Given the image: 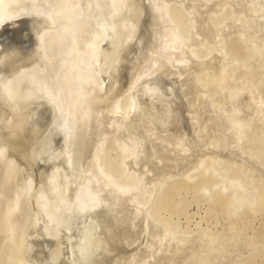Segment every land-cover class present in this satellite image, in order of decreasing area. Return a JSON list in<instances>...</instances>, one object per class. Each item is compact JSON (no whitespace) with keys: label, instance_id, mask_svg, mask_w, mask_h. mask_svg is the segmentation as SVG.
Instances as JSON below:
<instances>
[{"label":"rangeland","instance_id":"rangeland-1","mask_svg":"<svg viewBox=\"0 0 264 264\" xmlns=\"http://www.w3.org/2000/svg\"><path fill=\"white\" fill-rule=\"evenodd\" d=\"M36 1V2H35ZM44 1H46V3L44 2ZM17 0V2L14 4H12L11 5V10H12V13L14 14V17H12V18H10V19H7V21L6 20H4V21H1V23H0V118L2 117V120L0 119V122H1V124H0V146L1 145H3L2 144V142H8L7 144L5 143L2 147H6L5 149L3 148V150L1 149L2 147H0V152L1 151H3V152H1L0 153V169H4L5 168V166H4V168H3V164L1 163V162H3V159H4V161H6V163L8 164V166L10 167L11 166V168H10V170L12 171L13 170V168L15 169V163H16V166H17V164L18 165H20V166H17L18 168H19V171L17 170L18 168H16V170L17 171H15V172H18V173H21V170H22V172L23 173H21V174H23V175H21L20 177H18L19 176V174L17 173L16 175H18V176H16V175H14V173L13 172H11L9 169H4L3 171L1 170L0 172H1V176H0V185H7L8 186V188L11 186V188H7L6 189V192L3 194V192L5 191V188L4 187H2V186H0V193H2V194H0V198L2 197V196H4V197H2L1 198V200H0V219H2L1 221H0V228H1V231H0V235H3V237L4 236H6V237H1L0 236V238H1V243H0V247L2 248V246H4V245H6L5 247H4V249L2 248V249H0V256H2V259H0V264L1 263H3V264H5V263H9V264H11L12 262V264H15V262H16V264H17V262L19 261V260H16L17 259V257L16 256H18V258L20 259L21 258V254L26 250L27 252H28V249L30 248H32L31 249V252H28V255H26L25 253V255H23V256H29V255H31L32 256V254H33V252H34V254H35V252H37L39 249H41L42 247H44V248H48V251H47V249H45V254L43 255V248L41 249V251H42V253L39 251V253H41L42 255H40L38 252H37V255L35 256V258L33 259V256L30 258V261L33 263V264H36L37 262H39L38 260H40V258H42V256H45V258H42L41 260H40V262L39 263H37V264H46V263H44L45 262V259L46 258H49V255H50V258L48 259L49 260V263H51V264H59V263H61V261L63 260V261H65V263L64 264H70V262H72V258H74L75 257V259H76V261H77V259H78V262L76 263V264H98V262H99V264H101L102 263V261H103V259H104V257H111V255L114 253V251L116 250V244L114 243L115 241L116 242H122L124 245L126 244V246H129V245H132L133 246V244H132V241L131 240H133V239H136V236H135V238L134 237H132V236H134V235H137V233H138V228H139V222H141V223H143V221L141 220V218L140 217H142V215H141V213H137L136 211H137V209H140L141 208V205L144 203V205H143V207L144 206H146L145 204H148L147 205V208L146 207H144V208H142L143 210H141L140 209V211H145L144 209L146 208L147 210H146V212H148L147 214H146V217H147V215H148V221H149V219H150V221H151V224H152V222L154 223L153 224V227H154V225L156 226L157 224L159 225V227L158 228H160V229H158L157 228V226L156 227H154L153 228V233H154V236L156 235V237L158 238H163V234L165 233V231H166V233H165V235H164V237L165 236H167V239H166V237L165 238H163V241H165L166 242V240H168V237H169V241H173L174 239V242L178 239V238H180V237H185V238H187L188 236H190V237H195V238H199L198 240L201 242V244L203 243V244H205V243H207V244H209V245H213L214 247H220V249H221V247L224 249V246H226L225 248H227V247H230L232 244V246H234V244H235V246H241V248H244L243 250H246V252L248 253V254H244V256L241 258L242 260H240L241 262L240 263H238V264H243L242 262L243 261H245V262H248V261H253L254 260V262L256 261V262H260V260H261V258H262V256H264V241H263V238L264 237H259L258 235H261L262 233V235L261 236H263L264 235V231H262V230H264V227H263V229L261 230V226H264V204L263 205H261L260 206V209H259V207L257 206V204L259 205V203H257L256 205H255V207H250V211L249 210H247V209H241L240 211H238V209H236V208H233V207H235L234 206V204L231 202L230 204H232L233 205V207L230 205V204H228V207L225 209L224 208V210L226 211H224L225 213H223L224 215H221L222 214V209H221V213H220V208L218 209V207L217 206H215L214 204H213V200H212V198L214 197V196H216V194L214 193V192H216V191H218V189H219V186L218 185H214L213 186V182H211L212 184L210 185V182L209 181H206L205 183H202V184H200L201 182H200V180H199V178H198V176H196L195 175V177L193 178L192 176V178L190 177L189 178V180L190 179H192V180H190V181H186L185 182V180L186 179H188V178H185V179H182L181 177H177V176H175L174 174H169V173H166V172H164V174H163V171L162 172H159V171H157V169L155 170V168L153 167L154 165H157L158 164V166H161V164H162V162H161V160H158V161H160V163H157L158 161H156V159L157 158H155V155H152V156H149L148 154H147V152L146 151H144V149H139V148H142V147H140V145H138V148L136 147L135 148V141L133 142V140H132V142L130 141L131 139V137H132V135H130L131 137H128L130 140L129 141H127L126 139V135L124 134V133H126V132H123L122 133V136H124V137H121L122 139L120 140V136L121 135H119V139L117 140L116 139V137L118 136V134H120L121 132H119L118 130H121L120 128L118 129V130H114L115 132H113V130H111L112 131V133H109V134H107L108 132H106V130L107 129H105V128H103V127H105V123H102V122H104L105 121V114L103 113V112H105V109L104 108H107L109 105H111L112 103H114L115 102V98H117L120 94H123L124 95V97H121L122 95H120L119 96V99H120V97L122 98L121 100H119V99H116V102H115V104H120L121 102V104H120V106H122L123 108L124 107H126V104L125 103H127V101H128V99H129V96H128V94L126 93V92H124L123 91V85H122V79L124 78L126 81L128 80L127 78V76L130 74L129 72H135L136 71V68H137V62L138 61H136V58L139 60V62H141V58L142 57H144L145 55H146V53H144L143 55H142V51H144L145 50V52L147 51L146 49L148 48V45H146L145 47H143L142 46V49H140V52H139V48L141 47V46H139L138 44H140L141 45V43H144V44H148V42L149 41H144V39H145V37H144V35H143V33L142 32H139V31H141L142 29H140L141 28V25H139L141 22H138V23H136L138 26H140V27H133V29H131V31H129V26H128V24L126 25L125 24V22H128V20H125L124 21V19L125 18H128V14H133V12H129V10L131 11V10H136V9H134V8H131V9H129L128 10V7L127 6H130V4L129 5H125V4H123V9L121 10V11H123L124 12V14H125V12L126 13H128L127 15L125 14V16H123V20L122 21H124V23L122 22V21H120V22H122L121 24H119V17L122 19V14L121 13H119L118 15H116L115 17L116 18H118L119 20L117 21L116 20V18H114L116 21L115 22H113L112 20H113V18H112V24L111 23H109L110 25H106V28H108L109 26H113L114 27V25H115V27H116V24H117V27L115 28H113L112 27V30L114 29V31H112L111 30V27H109V30L111 31V32H107V33H109V36H107L106 38H109L108 40H110L111 41V39H112V43H110V41H108L106 38H105V42L101 45L102 47L101 48H99L96 52H102L103 53V51H104V54H102V53H100V54H102V56L99 54V53H97V54H95L96 52H94L93 51V54L94 55H97V56H94V58L95 57H99V55L101 56V58L99 57V62L101 61V63H102V67H101V70L102 71H104L105 72V70L106 69H108V70H106V72L103 74L102 73V71H101V74H103L102 75V77H104V80H106L104 83H106V86L105 87H108V88H105V87H103V90H104V92H102V89L101 90H99L98 92H97V89H96V87L94 86V85H91L89 82L87 83L86 81V83L84 82V80L85 79H81V81L83 80V82L85 83V84H75V81H76V78H77V82L79 81V79H78V77H75L76 75H73L72 77V79H75L74 81H71L72 82V84L70 85L69 84V82L70 81H68V77L71 75V72H72V74H75L74 73V70H75V72L77 73H80V74H78V75H80V77H81V65H82V62L81 61H79L80 60V58L81 57H79V56H77V54H78V52H79V50H81V51H85L84 50V47L86 48V46H87V44L86 43H88V39L87 40H85L87 37H86V34L84 33V31H81V28L80 27H77L78 25L80 26V25H82V23H80V24H78V25H74L75 27H76V29L78 28V30L79 31H81V33H80V35L78 34L79 33V31H78V35L79 36H77V35H74V36H72V37H75V39H76V43H75V41H73V40H71L70 39V30H68V27H70V26H72V21H70L67 17L69 16V17H72L73 16V13H78L77 11H80V9H84V8H82V6H80V5H78L79 3L77 2V0H73L74 2H72V0ZM128 1H130V3H131V5H134V6H136L137 4L134 2V4L132 3V1L131 0H128ZM133 1H135V0H133ZM140 1V5L139 6H141V0H139ZM162 1V0H161ZM165 1V0H164ZM163 1V2H164ZM174 2H178V0H173ZM173 1H169V3L171 2V4H168L167 6H166V4L168 3V1H165L164 3H165V6H166V9H167V18H166V24L167 25H172L171 27L172 28H175V30H177L176 32L180 35V37H181V39L183 40V41H186L185 39L187 38V40H190L188 37H190L191 38V36H193V39L192 40H190V41H188L189 42V44L187 45V41H186V45H185V42H184V44H182L181 46L182 47H185V46H189L190 47V45L192 44V45H196L197 43H198V41H200L201 39H203L204 37L206 38V40L204 39V41L205 42H207V44L205 43V44H202V43H198L196 46L197 47H199V48H195L196 46H194V49H193V53H195V54H198V55H201L202 54V60H204V61H206V62H204V61H201V59H200V61L201 62H204L205 63V65H207L206 63L209 61L206 57L208 56V57H210V58H212L213 56H215L216 55V53H215V49H216V51H218V52H220V50L221 51H225V54L227 53V54H229V56H227V54H226V56H227V63H231V64H229L230 66H233L232 64H238L237 62L239 61H242V62H245L246 61V58H247V55H246V53L245 52H247L246 51V49H245V47H244V45H241V44H244L243 42H245L244 40V38H242V36H239V34H237L236 33V27L235 26H237L239 23H243L244 21V18H241V17H244V15H240V14H236V15H234L235 13L234 12H236V11H233V10H235V8L230 4V3H228L227 5H225V7L226 8H224L223 7V9L222 8H220V7H218L217 5H214V6H211V5H213L214 3H216L217 1L216 0H202L201 2L203 3L204 1H205V3L206 4H208V5H206L205 3H201L203 6H201L202 8H200V6H198L199 8V10L200 11H198V9H196L197 7V5H194V3H192V1H190V0H181L182 2H180V3H174ZM180 1V0H179ZM188 1H190V2H188ZM225 1V0H224ZM227 1V0H226ZM229 1V0H228ZM69 2V3H68ZM126 2H127V0H126ZM136 2L137 3H139L138 2V0H136ZM167 2V3H166ZM172 2H173V4H172ZM68 3V4H67ZM73 3H74V5H73ZM77 3V4H76ZM189 3H191V4H189ZM211 3V4H210ZM45 4H47V5H45ZM81 4V3H80ZM183 4V5H182ZM49 5V6H48ZM76 5H77V7H79V9H77V7H76ZM124 5L127 7V10H125V7H124ZM169 5H175V6H170L169 7ZM178 5H180L179 7H178ZM184 5H185V8H184ZM205 5V6H204ZM231 5V6H230ZM72 6V10H77V11H75V12H71L70 11V7ZM138 6V5H137ZM136 6V7H137ZM138 6V7H139ZM186 6H187V8H186ZM189 6V7H188ZM229 6L230 7H232V8H229ZM51 7V8H50ZM67 7V10L65 9ZM135 7V8H136ZM177 7V8H176ZM190 7H192L191 9H193V10H197V11H193V10H191L190 9ZM203 7H206L205 9H207V10H209L210 12H204V14H203V12H202V9H203ZM212 7V8H211ZM228 7V8H227ZM39 10H38V9ZM74 8H76V9H74ZM170 10H169V9ZM173 8H176V10L174 9V10H172ZM182 8H184V9H182ZM211 8V9H210ZM21 9V10H20ZM43 9V10H42ZM50 9H53L52 11H50ZM68 9H69V11H68ZM182 10V11H179V10ZM190 9V10H189ZM205 9H203V11H205ZM216 9V10H215ZM224 9H225V11H224ZM230 10V13H229V11L228 10ZM232 9V10H231ZM27 10V11H26ZM30 12H29V11ZM47 11V12H45V13H42L41 14V12L42 11ZM137 10H138V8H137ZM136 10V11H137ZM178 10V11H177ZM188 11V13H187V11ZM206 10V11H207ZM22 11H24L23 12V14H22ZM51 12V13H55V15L54 14H48V12ZM53 11H55V12H53ZM178 13V15L177 14H174V17H172V14L174 13ZM184 11V12H183ZM191 11V12H190ZM194 13H193V12ZM212 11H214V12H212ZM219 11V12H218ZM222 11V12H221ZM223 11H224V13L225 14H223ZM227 11V12H226ZM231 11H233V12H231ZM21 12V13H20ZM27 13V14H24V13ZM38 12H39V16H37V14H38ZM138 12V13H137ZM137 12H134V13H136V15L137 14H139V10L137 11ZM171 12V13H170ZM180 12H182V13H180ZM215 12H216V14H215ZM221 12V13H220ZM31 13H37L35 16L33 15L32 16V14L30 15ZM72 13V14H71ZM179 13H180V16H179ZM202 13V14H201ZM209 13V14H208ZM213 15H212V14ZM49 15L48 17H50V18H47L45 15ZM62 14V15H61ZM66 14H68V16L66 15ZM131 14V15H132ZM189 14V15H188ZM193 14V15H192ZM208 14V15H207ZM221 16V19H219L220 18V16ZM223 14V15H222ZM54 15V16H53ZM57 15H59L58 16V20L55 18V16H57ZM65 15L67 16L66 18H64L65 17ZM140 15V17H142L141 16V13L139 14ZM138 15V16H139ZM184 15V16H183ZM205 15V16H204ZM213 17H212V16ZM214 15H216L215 16V19H214ZM226 15H228V18L226 17ZM119 16V17H118ZM175 16H178V17H181L180 19H178L177 17L175 18ZM207 16H211V18L212 19H210V17H207ZM218 16V17H217ZM230 16V17H229ZM231 16H232V18H231ZM239 16H241V17H239ZM60 17H63L62 19H60ZM130 17V16H129ZM132 18H136V21H135V19H134V21L135 22H137L138 20H137V16H131ZM195 17H198L197 19L195 18ZM200 17V18H199ZM235 17H237V18H235ZM22 18V19H21ZM25 18H27V19H25ZM131 18V19H132ZM174 20H173V19ZM203 18V19H202ZM208 18L211 20H209V21H207V22H209L210 24H208V25H206V21H204V19L206 20H208ZM222 18H223V20H222ZM231 18V19H230ZM233 18H235V19H240V21H238L237 22V20H235V19H233ZM36 19H38V20H36ZM41 19V20H40ZM45 19H47V20H45ZM51 19H53V20H51ZM60 19V20H59ZM105 19V22H107V19H106V17L104 18ZM129 19V18H128ZM202 19V20H201ZM225 19H227V20H225ZM233 19V20H232ZM9 20V21H8ZM21 20V21H20ZM36 20V21H35ZM40 20V21H39ZM44 20V21H43ZM140 20V19H139ZM169 20V21H168ZM193 20V21H192ZM213 20H214V22H213ZM216 20H217V22H216ZM221 20V21H220ZM232 21L231 22V24H230V26H229V24H228V26H229V29H226V24L227 23H229V21ZM19 21V22H18ZM49 21V22H48ZM51 21H52V26H53V23L54 22H56L55 24H54V26L55 27H52V26H50V25H48V27H46L47 26V24L49 23H51ZM195 21L197 22V23H200V24H196L195 23ZM201 21H204V22H202V23H204L205 25H203L202 23H201ZM219 21H220V23H219ZM222 21H223V23H222ZM224 21H226V22H224ZM235 21V22H234ZM243 21V22H242ZM24 22V23H23ZM35 22V23H34ZM45 22H47V23H45ZM178 22V23H177ZM235 23V25H234V23ZM237 22V23H236ZM26 23H27V25H28V27H26ZM37 23V24H36ZM41 23V24H40ZM217 23H219V25L217 24ZM222 23V24H221ZM17 24V26H15ZM34 24V25H33ZM43 24H44V26H45V24H46V26L44 27L43 26ZM75 24V23H74ZM142 24V23H141ZM195 24H196V26L197 27H195ZM202 24V25H201ZM223 24H225L224 26H223ZM237 24V25H236ZM63 25V26H62ZM65 25H66V27H67V31H69V34H67L68 35V37L67 36H64V35H66V34H61L64 30H63V28L64 29H66V27H65ZM124 25V26H123ZM166 25V26H167ZM194 25V26H193ZM201 25V26H200ZM210 25V26H209ZM221 25V26H220ZM43 26V28H42V30L44 31H41V27ZM63 28H62V27ZM118 26L120 27V30H121V28L123 27L126 31H128V33L126 32V31H123L122 30V33L124 32V34H126V36L125 35H123V36H125V37H129V40L131 39V40H133L134 39V37H135V35L136 34H138V35H136L137 37H135V39L134 40H136V41H131V43H129L127 46L126 45H124V44H126L125 42H129V40L128 41H125V40H123L122 39V37H121V35L122 34H119L118 32H120L121 33V31L119 30V28H118ZM122 26V27H121ZM128 26V28H126ZM159 26V25H158ZM164 26V25H163ZM175 26V27H174ZM179 26H182V27H179ZM187 26V27H186ZM207 26H209V27H207ZM213 26V27H212ZM26 27V28H25ZM52 27V29H53V32H52V29L50 30V28ZM62 28L61 30H60V28ZM154 27V26H153ZM165 27V26H164ZM178 27V28H177ZM210 27H212V28H210ZM215 27V30H217L218 28V30H220V32H222V33H220L219 32V34H218V30L217 31H215L213 28ZM217 27V28H216ZM222 27V28H221ZM233 27V28H232ZM234 27H235V30H233L234 29ZM37 30V31H35V29ZM152 28V27H151ZM155 28L156 29H154V28H152V31L153 30H155L153 33L154 34H152V38H156V36L158 37V36H161V30L160 29H158L156 26H155ZM159 28H161V27H159ZM177 28V29H176ZM194 29V28H196V30H195V32L191 35V36H188L189 35V32H192L193 30L192 29ZM208 28V29H207ZM231 28H232V30H231ZM46 31H45V30ZM57 29V30H56ZM138 29H140L139 31H138ZM157 29H158V31H157ZM206 29V30H205ZM209 29H210V31L211 30H213L212 32H210L209 31ZM20 30V31H19ZM52 32V33H54L56 36H54V34H51L50 33V31ZM54 30H56V31H54ZM181 30V31H180ZM183 30V31H182ZM192 30V31H191ZM198 30V31H197ZM201 30V31H200ZM27 31V32H26ZM40 31L42 32V34H40L41 36H39V33H40ZM59 31V32H58ZM63 32V33H68V32ZM115 31H117V33H118V35H120V36H118L117 35V33L115 32ZM134 32V34L136 33V31H138L135 35H132L133 34V32ZM162 31H163V29H162ZM200 31V32H199ZM207 31H209V32H207ZM231 31V32H230ZM235 31V32H234ZM20 32H21V34H20ZM49 32L50 33V36L52 35V37L51 38H53V39H51L50 40V38L48 39V37H50L47 33ZM56 32H58L57 34H56ZM82 32H83V34H82ZM132 32V33H131ZM156 32L157 33H159L158 35L156 34ZM164 32V31H163ZM182 32L184 33V34H182ZM196 32H198V34L197 35H195L196 37H194V34L196 33ZM217 34H216V33ZM225 32V34H223ZM76 33V32H75ZM74 32H73V34H75ZM113 33H116V34H113ZM131 34L132 36H133V38H131L132 36H130V35H128V34ZM142 33V34H141ZM188 33V34H187ZM201 33V34H200ZM206 33V34H205ZM212 33V34H211ZM231 33V34H230ZM234 33H235V35H234ZM35 34H37L38 36H39V38H38V36L37 35H35ZM71 34H72V32H71ZM111 34V35H110ZM185 34H187V35H185ZM227 34V35H226ZM228 34H230V36L228 37ZM233 34V35H232ZM30 35V36H29ZM43 35H45V36H43ZM83 35V36H82ZM108 35V34H107ZM185 35V36H184ZM213 35H215V36H213ZM19 36V37H18ZM37 38H36V37ZM60 36V37H59ZM84 37L83 39V43L81 42V38L80 39H77V38H79V37ZM140 36H143L141 39V41H140ZM216 36H220V37H218L219 39L218 40H222V41H224V45L222 46V44H223V42H221L222 44L220 45V44H218L217 46H215V42H216V44H217V41H215L216 39H217V37ZM222 36V37H221ZM232 36V37H231ZM234 36V37H233ZM238 36V37H237ZM29 37V38H28ZM46 37H47V40H45L46 39ZM58 37H59V39H58ZM65 37H67V40L66 39H64ZM86 37V38H85ZM114 37H115V39H119L120 41H125V42H118V40H115L114 39ZM124 37V38H125ZM183 37V38H182ZM184 37H185V39H184ZM201 37V38H200ZM211 37V38H210ZM226 37L229 39H226ZM241 37V39L243 40V41H237L239 38ZM28 38V39H27ZM35 38H36V40H35ZM44 38V39H43ZM136 38H139V41H138V39H136ZM144 38V39H143ZM199 38H200V40H199ZM210 38V39H209ZM215 40H214V39ZM236 38H237V40H236ZM18 39V40H17ZM27 39V40H26ZM40 39L42 40V41H40ZM114 39V40H113ZM126 39V38H125ZM198 39V40H197ZM224 39V40H223ZM231 39V40H230ZM232 39H233V44H235V45H233L232 44ZM40 41V47H41V49H40V47L38 46V43H39V41ZM64 40H66V41H64ZM70 40L72 41V42H70ZM80 40V41H79ZM210 40V42L212 43V42H214V43H212V44H214V45H211V43L210 42H208V41ZM213 40V41H212ZM220 40V41H221ZM226 40H227V42H226ZM238 42V44H237V42ZM240 40V39H239ZM48 41V42H47ZM63 41L64 42H66V43H68V41L70 42V43H68L69 45H70V47H73V49L71 48L70 49V47L68 46V48H67V45L68 44H66L65 46H64V44H63ZM143 41V42H142ZM202 41V40H201ZM204 41H202V42H204ZM220 41H218V42H220ZM228 41H230V42H228ZM234 41H235V43H234ZM20 42V43H19ZM51 42H54V43H51ZM73 42L76 44H73ZM81 42V43H80ZM106 42H109L110 43V45L108 46V43H106ZM133 42L136 44V47L135 46H132V44H133ZM136 42H139L138 44L136 43ZM227 44H226V43ZM239 42H241V43H239ZM48 43V44H47ZM79 45H78V44ZM123 43V44H122ZM210 43V45H208ZM231 43V44H230ZM19 44V45H18ZM41 44H45V45H41ZM53 44V45H52ZM72 44L74 45V46H72ZM106 44H107V47H108V49H106V50H101L102 48L104 49V47L106 46ZM120 44V45H119ZM230 44V45H229ZM51 45V46H50ZM63 45V47L65 48V49H63V47L61 48V47H58V46H62ZM86 45V46H85ZM138 45V46H137ZM184 45V46H183ZM201 45H203V46H201ZM219 45H220V47H219ZM226 45V46H225ZM233 45V46H232ZM31 46V47H30ZM39 48H38V47ZM75 46H80V48H78V47H75ZM84 46V47H83ZM131 48H130V47ZM211 46H213V47H211ZM43 47V48H42ZM53 47V48H55V49H51V48ZM59 49H58V48ZM83 47V50L81 49ZM107 47H105V48H107ZM110 47V48H109ZM137 47H139L138 49H137ZM181 47V48H182ZM207 47V48H206ZM211 47V48H210ZM216 47V48H215ZM225 47V48H224ZM230 48V50H229V52L233 55V56H230V53L228 52V50L226 51V49L227 48ZM233 47H235V48H237L240 52L237 54L233 49H231V48H233ZM34 48H35V50H34ZM45 48V49H44ZM50 48V49H49ZM78 48V49H77ZM87 48H90V46H88ZM122 48V49H121ZM124 48V49H123ZM144 48V49H143ZM180 48V47H179ZM188 47H186V48H183V52H185V51H189V52H185L184 54H185V56H188L189 55V53L190 52H192L191 51V49L190 50H188L187 49ZM192 48V47H191ZM220 48H223V49H220ZM242 48V49H241ZM244 48V49H243ZM39 49H40V52H39ZM44 51H43V50ZM48 49H49V51H48ZM56 49H57V51H56ZM76 49V50H75ZM127 49V50H126ZM133 49H137V50H134V51H131V52H129L130 50H133ZM196 49V50H195ZM207 49H208V52H207ZM209 49H213V50H209ZM38 50V52H39V54H36L37 51ZM50 50H51V52H50ZM52 50H54L55 52H57V54H58V52L60 53V57H58V55H55V54H52V53H55V52H53ZM60 50H63V51H61L60 52ZM67 50V51H66ZM69 50V51H68ZM206 50V51H205ZM232 50V51H231ZM44 52V53H41V52ZM46 51V52H45ZM64 51H66L65 53H63ZM71 51V52H70ZM73 51H76V53H75V57H74V55H72V57H70L71 56V54H73ZM92 50H91V48H90V50L89 51H86V52H89V53H85L86 54V56L88 57V55H90V53H92L91 52ZM125 51H127V52H129V55H127L128 53L127 52H125ZM138 51V52H137ZM195 51H197V52H195ZM199 51H200V54H199ZM212 51V52H211ZM213 51H214V53H215V55H213ZM20 52V53H19ZM67 52H68V55H67ZM135 52V53H134ZM137 52V53H136ZM202 52H204V53H202ZM211 52V53H210ZM233 52V53H232ZM243 52V53H242ZM31 53V54H30ZM48 53H49V55H50V53H51V55H53V56H49V58L48 59H46L47 58V56H48ZM62 53H63V55H62ZM71 53V54H70ZM80 53L82 54V52H79V55H80ZM109 53V54H108ZM125 55H123V54ZM132 53V54H131ZM134 53V54H133ZM138 53H140V55H138ZM206 53V54H205ZM210 53V54H209ZM21 54V55H20ZM25 54V55H24ZM41 54H47V56L44 58L43 56V58H40L41 57ZM85 54H82V56H84L85 57ZM137 54V56H135ZM188 54V55H187ZM203 54H204V56H203ZM207 54H209V55H207ZM218 54V53H217ZM235 54H236V56H235ZM7 55V56H6ZM37 55V56H36ZM40 55V56H39ZM55 55V56H54ZM132 55V56H131ZM135 57H134V56ZM206 55V56H205ZM210 55H212V56H210ZM218 55H220V54H218ZM218 55H216V56H218ZM17 56V57H16ZM30 56H32V57H30ZM34 56H36V57H34ZM81 56V55H80ZM114 56V57H113ZM129 56L131 57V58H134V59H131V58H129ZM35 58V60H36V62L38 61V60H40V63H39V61L36 63H34V61L35 60H33L34 58ZM78 57V58H77ZM87 57H85L84 58V61H85V59L87 58ZM126 59H125V58ZM228 57L230 58V59H228ZM16 58L18 59L17 61H16ZM30 58L32 59V60H30ZM37 58V59H36ZM140 58V59H139ZM190 57L188 56L187 57V59H189ZM206 58V59H205ZM236 58V59H235ZM244 58V59H243ZM23 60V62H22V60ZM42 59V60H41ZM59 60V59H61L60 61H62V62H60V61H58L59 62V64L58 63H56V61L57 60ZM82 60H83V58H81ZM133 60L132 61V65L134 66V67H132V65H131V60ZM191 59V58H190ZM194 59V58H193ZM192 59V63L191 62H189L188 60V63H190V64H188V66H189V68L191 67V70H189L188 71V73H187V76H188V74L190 75V81H189V85H190V87L191 88H193L192 89V91L194 90V89H197L198 88V91L202 94V96H200L201 98L200 99H202V97L205 99V101H207V102H209V101H211V102H209L210 104H212V105H216L217 107L216 108H218L219 110H222V111H224V112H227V113H229L230 111H231V109L235 106V107H238L239 108V106L241 105L242 106V108H240L241 110H244V113L243 114H241V115H243L242 116V118H240V114H237L238 116H239V118L240 119H248V118H250L251 116H252V114H253V108L251 107L252 105H250L251 103H250V101L249 100H247L248 99V97H245V95H247V94H243V95H241V97H243V98H241V97H239L237 100H235L234 101V103H236V104H238L239 102H241L243 99H244V101H242L243 103H245V104H240V105H237L236 106V104L235 105H233L232 106V101H231V99L230 100H228V98H227V96L228 95H224V96H226V97H224L223 95H221V93H222V90H224L223 91V93L224 94H226V92H228L227 94H229V89H230V91H231V89H232V87H234L233 85H232V83H227V81H222V82H220V84H219V82L218 81H220L221 79H218V77L217 76H220V73H218V72H222V70H219L218 71V67H212L211 65H207V68H206V66L204 65V69L202 68V69H200V67L199 68H196L195 69V67L197 66L198 67V64H200V62L199 61H196V64L194 63V61L195 60H193ZM233 59V60H232ZM241 59V60H240ZM243 59V60H242ZM16 61V63H15V61ZM52 60V61H51ZM87 60V59H86ZM90 60V59H89ZM89 60L88 61H86V62H89ZM127 60L129 61L128 63H127ZM230 60V61H229ZM236 60H238L237 62H236ZM245 60V61H244ZM21 61V62H20ZM33 62L32 64H31V62ZM42 61V62H41ZM50 61L52 62V64L50 63ZM67 63H66V62ZM83 61V62H84ZM122 61H123V63H122ZM15 63L14 64V66H16V65H18V62L20 63V65H18L17 67H13V66H11L10 64H12V63ZM56 64H55V63ZM71 62H74V63H77V65L79 66L80 64V70H77L78 68H75L77 65H74L75 67H73L72 65L74 64V63H72V64H70ZM90 62H91V60H90ZM124 62H126V63H124ZM138 62V63H139ZM198 62V63H197ZM43 64V66L44 65H46L44 68H43V66H42V64H41V66H38L39 64ZM51 64L52 66H50L49 64ZM55 65H54V64ZM101 63H99V64H101ZM120 63V64H119ZM134 63H136V64H134ZM194 63V64H193ZM29 64H30V66H31V69H30V66H29ZM34 64V65H33ZM38 64V65H37ZM58 64V65H57ZM61 64H62V66H61ZM123 66H122V65ZM38 66V69H39V71L37 70V68L35 67V66ZM57 65V66H56ZM65 65L67 66V65H69V66H67L66 68L67 69H69V71L68 70H66L65 69ZM106 65V66H105ZM119 65V66H118ZM128 65V66H127ZM194 65V66H193ZM228 65V64H227ZM9 68H8V67ZM25 67V66H29L27 69L25 68V70L22 68V67ZM32 66H33V68H32ZM48 66V68L50 69L51 67L53 68H51L50 70H52V71H47L46 69V67ZM58 66H60V67H58ZM72 66V67H71ZM115 66H118V68H120V67H122L121 69H118L117 67H115ZM136 66V67H135ZM187 66V67H188ZM13 67V68H12ZM36 69H35V68ZM55 67V68H54ZM57 67H58V69H57ZM61 67H62V69H64V71H61V72H59V70L61 69ZM69 67V68H68ZM130 69H129V68ZM132 67V68H131ZM194 69H193V68ZM212 69H211V68ZM12 68V69H11ZM16 68V69H15ZM19 68H22L21 70L19 69ZM75 68V69H74ZM113 68V69H112ZM126 68H128L127 69V71H129V72H127L126 71ZM134 68V69H133ZM188 68V69H189ZM206 68V69H205ZM262 68V67H261ZM261 68H259L260 70H261ZM6 69V70H5ZM11 69V70H10ZM13 69H15V70H13ZM28 69H30V70H32V71H30V70H28ZM41 69H42V73H44L43 75L45 76H43L42 75V73H40L41 72ZM117 69V70H116ZM125 69V70H124ZM131 69H133V70H131ZM193 69V70H192ZM199 71H198V70ZM214 69H215V71H214ZM259 69H256V70H259ZM20 70V71H19ZM35 70V71H34ZM45 70V72H43ZM55 70V71H54ZM58 70V71H57ZM77 70V71H76ZM114 70H115V72H117V73H115L114 72ZM131 70V71H130ZM135 70V71H134ZM194 70H196V71H194ZM203 70V71H202ZM208 72H207V71ZM210 70V71H209ZM240 70V69H239ZM12 71V72H11ZM34 71V72H33ZM39 73H38V72ZM46 71H47V73H46ZM66 71V73H67V75H66V73H64L65 75H64V77H65V80H64V78H63V73L62 72H65ZM80 71V72H79ZM216 71H218V72H216ZM263 71V73H261ZM262 71H259V73H258V71H257V73L259 74L258 76H256L255 78H254V80H258L259 81V83H261V85L263 86V88H262V90L264 89V84H263V82H264V69H262ZM2 72V73H1ZM9 72V73H8ZM20 72H22V73H20ZM25 72V73H24ZM26 72H28V74L26 75ZM54 72H56L55 74H54ZM112 72V73H111ZM192 72H194V73H192ZM203 72V73H202ZM206 72H207V74H206ZM237 72H238V69H237ZM236 72V73H237ZM16 73V74H15ZM36 73V74H35ZM48 73H50L49 75H48ZM53 74V76H52V74ZM57 73L59 74V73H62V76L60 77V75H58L57 76ZM70 73V74H69ZM123 73H125V74H127V76H125V74H123ZM200 73H201V76H200ZM212 73H213V75H212ZM239 73V72H238ZM237 73V74H238ZM240 73H241V71H240ZM256 73V74H257ZM15 74V77L13 76ZM31 75V77H30V79H31V81H30V79L28 80V76H30ZM34 74V75H33ZM42 75L40 78L38 77V75ZM69 74V75H68ZM114 74H116V76L114 75ZM133 73H131V75H132ZM199 74V75H198ZM205 74V75H204ZM17 75V76H16ZM23 75V76H22ZM33 75V76H32ZM39 75V76H40ZM77 75V76H78ZM121 75V76H120ZM123 75V76H122ZM130 75V76H131ZM209 75V77H207V76ZM239 75V74H238ZM4 77L3 78V81H2V77ZM13 76V77H12ZM27 76V77H26ZM46 76H47V78H48V80L46 81L44 78H46ZM52 76V77H51ZM66 76H68V77H66ZM112 76V77H111ZM114 76H115V78H117L116 80L117 81H115V78H114ZM118 76V77H117ZM9 77V78H8ZM22 77L24 78V80H26V82L27 81H30V83L32 82V83H34L35 82V80L37 81L36 83H34V87H35V91H36V89H38V91H37V93L35 92L34 93V95H33V92H34V90L32 91V93H31V89L33 88V85L32 84H30L29 85V83L27 82V84H26V82H24V80L22 79ZM39 78V81H38V79H35V78ZM49 77H50V80H49ZM56 77H58L59 79V81L57 80V79H55ZM100 77V76H99ZM114 78V80L113 79H111V78ZM120 77V78H119ZM199 77V78H198ZM204 77V78H203ZM263 77V78H262ZM19 78V79H18ZM46 78V79H47ZM51 78L52 79H55V80H53V81H51ZM61 78V79H60ZM70 78V77H69ZM195 78V79H194ZM209 78V79H208ZM4 79L6 80V83H4L5 81H4ZM21 79H22V81H21ZM40 79H42V81H45V82H43L44 83V85H43V88H37V85H39V83H41V81H40ZM71 79V78H70ZM71 79V80H72ZM202 81V82H200V80ZM205 79V80H204ZM208 79V80H207ZM213 79V80H212ZM261 79V80H260ZM8 80V81H7ZM108 80V81H107ZM110 80V81H109ZM111 80H113V83L111 82ZM196 80V81H195ZM212 80V81H211ZM14 81V82H13ZM34 81V82H33ZM55 81H57L58 82V84H56L55 83ZM63 81H66L65 83L67 84V85H65V84H63L64 82ZM81 81H79V83L81 82ZM193 81V82H192ZM195 81V82H194ZM206 81V82H205ZM207 81H208V84H207ZM214 81V82H213ZM13 82V83H12ZM39 82V83H38ZM48 82V83H47ZM60 82H62V85L60 84ZM82 82V83H83ZM114 82L116 83L115 85H116V87H115V85L113 86V84H114ZM118 82V83H117ZM127 82H129V80L127 81ZM216 82V83H215ZM227 83V86H226V83ZM9 83V84H8ZM74 83V84H73ZM109 83H111V85L113 86V87H111V85H108ZM204 85H202V84ZM212 83V84H211ZM13 84V85H12ZM18 84V85H17ZM27 86H29L30 87V89H28V87H26V88H21V87H25L26 85ZM49 85V90L50 91H48L47 90V88H46V86L47 85ZM52 84H53V86H52ZM89 84V85H88ZM117 84H118V87H119V89H117L118 87H117ZM196 86H195V85ZM216 86H215V85ZM3 85H5V87H3ZM7 85V86H6ZM15 85H17V86H15ZM54 85H55V87H54ZM57 85H61L60 87L62 88L61 90H58L57 89ZM72 85H74L73 87H72ZM207 85V86H206ZM212 85H214V86H212ZM218 85H220V87L218 86ZM223 85H225V86H223ZM10 86V88H7V87H9ZM39 86H41V84L39 85ZM59 86H58V88H59ZM66 86L68 87L67 89H66ZM80 86V87H79ZM231 86V87H230ZM261 86V87H262ZM2 87H3V89H2ZM18 88V89H15V88ZM42 87V86H41ZM92 87V89H90ZM200 87V88H199ZM217 87V88H216ZM21 88V89H20ZM57 90H56V89ZM65 88V89H64ZM77 88H79V89H77ZM87 89L86 90V93H83L82 92V90L83 89ZM114 88H116V89H114ZM120 88H121V90H120ZM208 88V89H207ZM6 89V90H5ZM11 89L12 90H14L13 91V93L11 92V93H9L10 91H11ZM23 89H25L24 91H23ZM44 89L45 90H47V92L49 93V95L50 94H52L51 96L52 97H54V98H52L51 99V97L47 94V92L45 91V92H43L44 91ZM78 90L77 92H79V95L77 94V92L75 91V90ZM96 89V90H95ZM108 89V90H107ZM109 89H110V91H109ZM207 89V90H206ZM3 90V91H2ZM18 92H17V91ZM20 90L21 91H23L22 93L20 92ZM28 90V91H27ZM41 90V91H40ZM54 90V91H53ZM90 90H92L93 92H94V94H93V98L94 97H96V99H93L92 101H94V103L92 102L91 104H93L94 105V112L92 113V105L89 103V102H85V101H89L90 99H87V98H84L85 96L87 97L90 93H89V91ZM95 90V91H94ZM8 93H7V92ZM28 92V94H27V92ZM65 91H68V93L67 92H65ZM73 91V92H72ZM84 92H85V90H83ZM102 93H101V92ZM198 91H196L195 90V93H197L198 94ZM209 91V92H208ZM219 91V92H218ZM25 92V93H24ZM43 92V93H42ZM70 92V93H69ZM71 92H72V94H71ZM76 92V93H75ZM108 92H110V93H108ZM113 92V93H112ZM206 92V93H205ZM3 93H4V95H3ZM24 93V94H23ZM56 93L59 95V96H61L62 98L61 99H59L60 97L58 96V95H56ZM66 94V99L68 98V96L69 97H71V98H68V100H64L65 99V96L63 97L62 95L63 94ZM80 93H82V94H80ZM97 93H98V95H97ZM101 93V94H100ZM108 93V94H107ZM8 94V95H7ZM19 94H22V95H20V97H21V99L23 100V102L22 103H20V101H22L21 99H20V101H19V99L18 98H20L18 95ZM31 96H30V95ZM40 94V95H39ZM96 94V95H95ZM103 94L105 95V96H103ZM113 94V95H112ZM115 94V95H114ZM263 94H264V90H263ZM23 95H25V97L23 96ZM43 95V96H42ZM45 95H47V96H45ZM56 95V96H55ZM73 95H76L75 97H81V95L83 96V99L84 100H82V106H84V104L86 105V106H88L89 105V107H91L90 109H89V107H86L85 106V109H83L82 110V106L80 105V107L81 108H78V104H77V102L74 104V107L76 108H74L73 107V105L70 103V101L72 102L73 101V103L75 102L74 100H76V99H73L72 100V98H75V97H73ZM91 95V94H90ZM108 95V96H107ZM198 95H200V94H198ZM219 97H218V96ZM30 96V97H29ZM33 96V97H32ZM34 96H35V99L33 100L32 98H34ZM41 96H42V98H41ZM49 96V97H48ZM98 96V97H97ZM101 96V97H100ZM117 96V97H116ZM195 96V95H194ZM209 96H210V98H209ZM213 96V97H212ZM248 96V95H247ZM11 97L13 98V100H9V99H11ZM14 97H16V99H18V100H16ZM29 97V98H28ZM38 97V98H37ZM45 97V98H44ZM58 97V98H57ZM89 97V96H88ZM92 97H90V98H92ZM103 97H105L106 99H103ZM127 97V98H126ZM223 97H224V99H226V100H224L223 99ZM229 97V96H228ZM28 98V99H27ZM42 99L43 100V102L41 101L40 102V99ZM44 98V99H43ZM82 98V97H81ZM81 98H80V102H81ZM110 98V100L111 101H109V100H107V99H109ZM123 98H125V99H123ZM36 99L37 100H39L37 103L35 102V103H33V101H36ZM48 99H51L50 101L48 100ZM58 99V100H57ZM64 100V102L63 101H60V100ZM203 99V100H204ZM208 99V100H207ZM240 99H241V101H240ZM16 100V101H15ZM46 101V104H48V102H52V104L54 105V107H56V108H54L53 107V105H50V104H48V105H50L49 106V108L44 104L45 103V101ZM55 100H57V101H55ZM96 100H98V101H100V104H96V105H98L99 106V108L97 107V109L99 110V109H101V108H103V109H101L100 111H102V112H100V111H98L97 109H95L96 107H95V101ZM103 100V101H102ZM118 100L120 101L119 103H118ZM125 100V101H124ZM227 100H228V102H227ZM248 101V102H246V101ZM4 102V103H2V102ZM9 101V102H8ZM25 101H26V103H25ZM76 101H79V99L78 100H76ZM98 101H96V103L98 102ZM105 101V102H104ZM107 101H109V103L107 102ZM123 101H124V103H123ZM239 101V102H238ZM17 104H16V103ZM31 102H32V104H31ZM57 102V103H56ZM61 102H63V103H66L67 105H69L70 106V104H71V106L72 107H70V110H69V106H67L66 104H65V106H67L66 107V109H68L70 112H67V110H65L64 109V104H63V106H62V104H61ZM79 102V103H80ZM91 102V101H90ZM102 102V103H101ZM104 102V103H103ZM216 102V103H215ZM217 102H218V104H217ZM225 102V103H224ZM11 103V104H10ZM41 103L43 104V105H41ZM58 103H60V104H58ZM84 103V104H83ZM89 103V104H88ZM99 103V102H98ZM105 103H107V104H105ZM214 103V104H213ZM228 103V104H227ZM230 103H231V105H230ZM233 103V104H234ZM24 104V105H23ZM35 104H37V105H35ZM88 104V105H87ZM106 106H104V105ZM4 105H6L5 107H4ZM30 105V106H29ZM32 105V106H31ZM40 105V106H39ZM125 105V106H124ZM230 105V106H229ZM246 105V106H245ZM44 106V107H43ZM104 106V107H103ZM119 106V105H118ZM219 106V107H218ZM232 106V107H231ZM249 106L251 107V108H249ZM7 107V108H6ZM18 107H20V109H18ZM46 108L47 110H45V109H43V108ZM51 107H52V109H53V111H58V112H60V114L59 113H57V115L59 114V116L61 117L62 116V114H64V113H68V114H64V115H66L67 116V118L69 119V121H70V125L69 124H67L68 122H67V120L66 119H64V118H66V116H62V118H63V120H65V121H62L61 122V124L59 123L60 121H58L57 122V120L58 119H62V118H58L57 116H56V118L55 117H52V113L51 112H53L52 110H51ZM121 107V108H122ZM225 107H229L230 108V110L228 109L227 110V108L225 109ZM12 108V109H11ZM22 108V109H21ZM37 108H39V109H37ZM41 108V109H40ZM61 108H63L64 109V113L62 112L63 110L61 109ZM74 108V109H73ZM89 110H88V109ZM221 108V109H220ZM2 109V110H1ZM17 109V110H16ZM54 109H56V110H54ZM80 109V110H79ZM225 109V110H224ZM12 110H14V111H12ZM22 110V111H21ZM35 110H37V111H35ZM49 110V111H48ZM72 110L74 111V112H72ZM75 110H76V112H75ZM78 110L81 112V110H82V114L80 113V112H78ZM86 110V111H85ZM97 110V111H96ZM241 110H239V111H241ZM45 111V112H44ZM48 111V112H47ZM87 111H90L91 113H88ZM96 111V112H95ZM248 111V112H247ZM10 112V113H9ZM15 112V113H14ZM20 112V113H19ZM44 112V113H43ZM54 112V113H55ZM87 112V113H86ZM19 113V114H18ZM55 113V114H56ZM62 113V114H61ZM71 113H74V114H71ZM76 113H80L79 115L77 114L76 115ZM100 113V114H99ZM101 113H103V115L104 116H102V114ZM251 113V114H250ZM9 114V115H8ZM87 114V115H86ZM93 114H95L94 115V117H93ZM248 114V115H247ZM4 115H6V116H4ZM40 117H39V116ZM45 115V116H44ZM81 115V116H80ZM37 116V117H36ZM42 116V117H41ZM70 116V117H69ZM76 116H80V117H78L79 118V123H77V119H76ZM89 116V117H88ZM237 116V117H238ZM244 116H246V118L244 117ZM44 117V118H43ZM52 117V118H51ZM72 117V118H71ZM82 117V119H80ZM91 117L93 118V120L91 119ZM236 117V118H237ZM55 118V119H54ZM102 118V119H101ZM11 120V121H8V120ZM38 119H40V120H38ZM71 119L73 120V122H74V120L76 121V123L74 122V124L72 123V121H71ZM87 119V120H86ZM101 119V121L100 122H97L98 120H100ZM45 120H47V122L45 121ZM52 122H51V121ZM81 120V121H80ZM95 120H96V122H95ZM102 120H104V121H102ZM40 121V122H39ZM56 121V122H55ZM89 121H94L95 122V124L92 122H89ZM8 122H9V124H8ZM26 122V124L24 125V123ZM44 122V123H43ZM65 122H67L66 124H64ZM81 122L83 123V126L84 127H82V124H81ZM5 123V124H4ZM35 123V124H34ZM53 123H55V125L53 124ZM59 125H58V124ZM72 123V124H71ZM98 123V124H97ZM103 126H101L100 124ZM211 122H209L208 124H209V128L211 129V134L208 136V138H210V136H213V137H211L210 139L213 141V142H211V140H209L210 141V146H211V143H212V145H213V147L215 148L217 145H218V143H219V140H218V137H217V135L214 133L213 134V127H211L212 125L210 124ZM57 124V125H56ZM64 124V125H63ZM79 124H81V126L79 125ZM85 124V125H84ZM92 124H94V125H92ZM207 124V125H208ZM3 125V126H2ZM8 127H7V126ZM48 125V126H47ZM50 125L51 126H55V128H51L50 127ZM62 126V128H63V126L65 127V126H68V128H67V130L69 131V130H71V129H73L71 132H69L71 135H75L76 137H77V139L78 140H81V138H82V142L80 143V145H85V147H81V148H86V147H89L88 145H90V144H92L93 143V141H94V143H93V146H91L90 148H87L88 150H90V149H93V148H95V149H97V151L95 152L94 150H92V153L94 154H91V150L89 151L90 153V155L88 154V155H86L88 152V150L86 149V152H84V151H82V149H81V153H78L79 151H80V147H78V149H79V151H77V149H76V147H75V145L76 144H73V142L75 143L76 142V137L73 135L71 138H70V136L71 135H68V131L65 129V128H63L64 130L61 132L60 130H62V128H59V127H61ZM88 125V126H87ZM95 126V127H92V126ZM99 125V126H98ZM115 125V124H114ZM37 126H42L41 128L40 127H38L37 128ZM96 126H97V128H96ZM13 127V128H12ZM36 127V129H33V128H35ZM45 127H47V128H49V129H47V128H45ZM77 127V130L80 128L81 130H83V132L85 133L84 135H86V136H83V134H82V136L85 138V137H87V138H83V137H78L79 136V134H78V132H80L81 130H79L77 133L75 132V128ZM79 127V128H78ZM98 127L99 128H101L102 130H105V131H103L102 132V130H101V132H102V134H100V133H96V136L97 137H99V139L95 136V133L94 132H96V130H98ZM208 127L206 128V130H208ZM11 128V129H10ZM15 128V129H14ZM71 128V129H70ZM114 128H116V125L114 126ZM19 131H18V130ZM33 129V130H32ZM37 129H39L40 131H43L42 133L39 131V130H37ZM44 129V130H43ZM46 129V130H45ZM52 129V130H51ZM55 129V130H54ZM209 129V130H210ZM256 129V130H255ZM259 129H261V130H259ZM264 126L262 127V126H257L256 128H254V136H253V139H254V137H255V139L253 140V139H251V140H249L248 141V144H246L247 146L250 144H253L254 143V141H256V143H254V145H251V146H248V147H246V145H245V151H249V152H251V151H253L252 149L255 147V149H254V152L256 151H263L264 150V144L263 143H261V140L259 141V139H257L256 138V133H260V132H263L264 130ZM7 130V131H6ZM76 130V131H77ZM208 130V131H209ZM14 131H15V134H14ZM36 131V132H35ZM39 131V132H38ZM55 131H58V133L57 132H55ZM74 131V133H72ZM90 131V132H89ZM213 131V132H212ZM258 131V132H257ZM10 132H13V134L12 133H10ZM17 132V133H16ZM46 132V133H45ZM50 132V133H49ZM54 132V134L55 135H53L52 133ZM66 132V133H65ZM83 132H81V133H83ZM91 132H93L92 134H91ZM104 132H106L105 134H106V136L107 137H105L104 136ZM110 132V131H109ZM119 132V133H118ZM21 135H20V134ZM25 133V134H24ZM37 133H39V134H37ZM48 133V134H47ZM81 133H80V136H81ZM89 133H90V136H89ZM258 133V134H259ZM11 134V135H10ZM40 134H46L44 137H42V135L40 136ZM50 134V138H51V140H50V138L49 137H46V136H48ZM65 134V137H66V135H68L67 136V138L69 139H67V138H65L64 136H62V135H64ZM78 134V135H77ZM98 134V135H97ZM154 134H156V136H158L159 134H157V133H154ZM154 134H153V136H154ZM40 136L39 138H38V136ZM216 135V136H215ZM10 136H13V137H10ZM16 136V137H15ZM19 136H20V138H19ZM30 136V137H29ZM34 136H36V138L37 139H42L43 138V141L42 140H40V141H38ZM91 136H95L94 138H91ZM101 136V137H100ZM10 137V138H9ZM58 137V138H57ZM62 137L64 138V141H62ZM105 137V138H104ZM155 137V136H154ZM214 137H216V138H214ZM258 137V136H257ZM10 140H12L13 141V143L11 142V141H9V139ZM26 138V139H25ZM54 138H57V140L58 139H60L59 140V142H57V140H55ZM88 138H89V140H88ZM96 138V139H95ZM118 138V137H117ZM158 138L160 139L161 137H160V135L158 136ZM157 138V139H158ZM177 138H179V137H177ZM34 139V140H33ZM36 139V140H35ZM46 139H48V141H46L45 142V140ZM70 139H72V141L70 140ZM75 139V141H73ZM93 139H95V140H99L98 141V144H97V146H96V143H97V141L95 142V140H93ZM106 139H108V140H106ZM125 139V140H124ZM34 142H33V141ZM50 140V141H49ZM66 140H68V141H66ZM85 140H88L87 141V143H86V141ZM93 140V141H92ZM106 140V142H104ZM36 141V142H35ZM38 141V142H37ZM66 141V143H63V142H65ZM71 141V142H70ZM85 141V143H83ZM91 141H92V143H91ZM118 141V142H117ZM215 141V142H214ZM258 141H259V143H258ZM263 142H264V140H262ZM33 142V143H32ZM41 143V145H42V142L46 145V146H49L48 148L50 149L48 152L46 151L47 149H45L46 148V146L43 144V147L42 146H40V148L41 149H39V147L38 148H34L35 146L37 147V144H39L40 145V143ZM48 142H51L52 144H55V145H52V144H50V143H48ZM54 142H56V143H54ZM121 142H123L122 144H121ZM129 142V143H128ZM157 142V141H156ZM178 143L177 144H180L178 147H180V146H182V147H180V148H187V147H185V145L183 146V142L182 143H180L181 141H177ZM251 142V143H250ZM253 142V143H252ZM23 143V144H22ZM31 143V144H30ZM36 143V144H35ZM47 143V144H46ZM62 145H61V144ZM70 143H72L71 145H70ZM89 143V144H88ZM102 143V144H101ZM107 143V144H106ZM127 143V144H126ZM173 143H175V144H173ZM172 144L173 145H175L176 146V142H173ZM217 145H216V144ZM257 143H258V148H256L257 147ZM261 143V144H260ZM34 146H33V145ZM57 144L58 145H61V146H64V145H67V146H65L66 147V149L63 147V149H61V148H57V147H59V146H57ZM64 144V145H63ZM78 144V143H77ZM118 144V145H117ZM120 144V145H119ZM132 144V145H131ZM182 144V145H181ZM6 145V146H5ZM13 145V146H12ZM30 145V146H29ZM38 145V146H39ZM51 145V146H50ZM99 145V146H98ZM122 145H124V147H126V148H128V146H129V148L130 149H134L135 150V152H134V154H133V150L132 151H130L129 150V148L127 149V153H126V155H124V151H126V150H121V149H124V147H122ZM131 145V146H130ZM173 145H171V146H173ZM216 145V146H215ZM260 145H262L261 147L263 148V149H260L261 147H260ZM15 146V147H14ZM31 146H33V148L31 147ZM44 146H45V148H44ZM54 146H57V147H55L54 149H52V147H54ZM70 146L72 147V149L70 148ZM76 146H78V145H76ZM134 146V148H132ZM252 146H254L253 148H252ZM96 147H98V148H96ZM103 147V148H102ZM113 147V148H112ZM122 147V148H121ZM212 147V146H211ZM249 147H251V148H249ZM43 148V149H42ZM68 148H69V150H68ZM74 148L76 149L75 151H72V150H74ZM109 148V150H106V149H108ZM113 150H112V149ZM121 148V149H120ZM125 148V149H126ZM144 148V147H143ZM37 149H39L40 151L42 150V152H43V150H45V153L43 154L42 152H40V151H36ZM57 149V151H54V150H56ZM68 150L69 152H72L71 154L67 151H65V150ZM70 149H71V151H70ZM83 149V150H84ZM99 149V150H98ZM103 150V151H101V150ZM59 150V151H58ZM60 150H61V152H60ZM137 150V151H136ZM141 150H143V153L141 152ZM51 151V153H54V155L53 154H51L52 156H54V158H52L51 156L49 157V155H50V152ZM53 151V152H52ZM106 151V152H105ZM120 151V152H119ZM123 151V152H122ZM5 152H7L9 155H7V153H5ZM32 152V153H31ZM33 152H35V153H33ZM37 152H40V153H42V154H40V153H38V154H36ZM60 152V153H59ZM63 152V155L61 154ZM73 152H76L77 153V155L80 157H78V156H76L75 157V155H76V153H73ZM103 152V153H102ZM108 152V153H107ZM137 152V153H136ZM139 152V153H138ZM264 152V151H263ZM5 153V154H4ZM31 153V154H30ZM70 155H69V154ZM100 153H101V155H100ZM117 155H116V154ZM120 153V154H119ZM130 153H132L133 154V156H131L132 154H130ZM33 154H36V155H33ZM39 154L40 155H42V156H40V158H38V156H39ZM46 154V155H45ZM65 154H67L66 156V159H65ZM75 154V155H74ZM85 155V157L84 158H86L87 156H88V159L86 158L85 159V161L86 162H84L82 159H84V158H82L84 155ZM96 154V155H95ZM130 155V157H129V155ZM140 154L142 155V157L143 156H145L144 157V159L140 156ZM145 154V155H144ZM5 155V157H7V158H4V157H2V156H4ZM7 155V156H6ZM26 155V156H25ZM61 155H62V157H61ZM91 155H93L92 157H91ZM119 155H121V156H119ZM128 155V156H127ZM135 155V156H134ZM136 155H137V157L138 156H140V158H137V165H136V167H134L135 165V163L133 162V165H132V160H130V158H136ZM146 155H147V157H146ZM11 156V157H10ZM17 156V157H16ZM34 156V157H33ZM36 156H37V158H38V161H37V158H36ZM91 158H93V159H90V157ZM119 156V157H118ZM123 156V157H122ZM154 156V157H153ZM49 157V158H48ZM59 157V159H60V157H61V159L62 160H58V162H56L57 161V158ZM72 157V158H71ZM120 157L123 159H121L122 161H124V162H122L121 160L119 161V159H120ZM21 158V159H20ZM42 158V159H41ZM71 158V160L69 161V159ZM74 158V159H73ZM75 158H78V159H76L75 160ZM82 158V159H81ZM108 158V160H106ZM125 158H128V159H125ZM150 158V159H149ZM151 158H153V159H151ZM6 159V160H5ZM15 159V160H14ZM35 159V160H34ZM39 159H40V161L42 160V162H43V159H44V165L39 161ZM45 159L46 160H48L47 162H45ZM50 159V160H49ZM54 159H55V161H54ZM91 161H90V160ZM110 159H112V160H110ZM139 159H140V161H139ZM142 159V160H141ZM155 159V160H154ZM12 160H14V161H12ZM30 160H34L33 162L34 163H36V165L34 164L33 165V163H32V161H30ZM63 160H65V161H63ZM69 161V162H66V161ZM74 160L76 161V163L77 164H80V162L82 161V162H84L85 164H83L82 166L80 165L79 167H78V165H75V164H73V162H74ZM77 160H79L78 162H77ZM99 160V161H98ZM120 163H118L117 161ZM128 160V161H127ZM129 160H130V162H129ZM149 160H150V163L151 164H147V162H149ZM151 160H153V161H151ZM61 161V162H60ZM90 161V162H89ZM112 161H113V163H112ZM206 161H207V159H206ZM212 161V164H210L212 167H214L215 165H214V162L215 161H213V160H211ZM13 163V168H12V163ZM21 162V163H20ZM39 162V163H38ZM50 162V163H49ZM52 162V163H51ZM63 162H65V165L63 164ZM70 162L72 163V165L74 166V171H72V172H69V168L70 169H73V167H71L72 165H70ZM96 162V163H95ZM128 162L130 163L129 165H128ZM209 162H210V160H208L206 163V166L209 168V171H210V168L211 167H209L208 165H209ZM4 163V162H3ZM6 163H4V164H6ZM9 163H10V165H9ZM27 163V164H26ZM53 164V166H51V165H49V164ZM63 164L64 165V167H63V165H59V164ZM75 163V162H74ZM88 163V164H87ZM122 163V164H121ZM124 163V164H123ZM143 163H144V165L148 168H146L145 170H146V174H142L143 172L141 171V170H143V171H145L144 170V165H143ZM154 163V164H153ZM211 163V162H210ZM219 163H222V162H219ZM39 164V165H38ZM42 165V167L44 166V168H42L41 167V165ZM55 164V165H54ZM69 164L70 166H68L67 167V165ZM89 164H90V166H89ZM92 164V165H91ZM153 164V165H152ZM22 165H24V166H22ZM29 165V166H28ZM48 165V166H47ZM114 165V166H113ZM127 165V166H126ZM141 166L142 167V169L139 167V166ZM220 165V164H219ZM218 165V166H219ZM222 165H223V163H222ZM221 165V166H222ZM225 166H227L226 164H224ZM231 165H232V167H231ZM28 166V167H27ZM33 166V169L35 170V169H37V170H35L36 172L37 171H39L38 173H36V172H34V170L32 171L31 169L32 168H30V167H32ZM39 166V167H38ZM88 166V169L86 168ZM93 167V169H92V167ZM95 166V167H94ZM124 166V167H123ZM139 168H138V167ZM225 166H222L223 168H222V170L223 169H225V168H227V169H225V170H227V172L228 173H235L236 171L238 172V173H240L239 172V170L241 171L242 169L241 168H239V166L237 165V166H234V164H230L229 165V169H230V171H228V166L227 167H225ZM8 167V168H9ZM20 167H22V168H25L24 170L25 171H23V169H21ZM35 167H37V168H35ZM46 167H48L47 169H46ZM49 167H51L52 168V170H51V168H49ZM67 167V168H66ZM85 169H84V168ZM118 167V168H117ZM125 167H127V169H130L131 167H132V169H133V171H131L132 169H130L129 170V173H128V170L125 168ZM129 167V168H128ZM225 167V168H224ZM29 168V169H28ZM38 168H40V169H42L41 171H40V169H38ZM54 168H57L58 170H61L60 171V173L61 174H59V173H57V172H59V171H57V170H54ZM79 168H81V169H84V172H83V170H79ZM115 168V169H114ZM134 168H137V169H134ZM219 169H221L220 167H218ZM44 169H45V171H44ZM78 169V170H77ZM95 169H96V171H95ZM126 169V170H125ZM139 169V170H138ZM141 169V170H140ZM6 170H8V171H10V174L9 173H7L8 171H6ZM47 170V171H46ZM68 170V171H67ZM94 172V174H96V175H93V174H91V173H93L92 171ZM136 170V171H135ZM138 170V171H137ZM31 171V172H30ZM68 172L69 174L70 173H72V174H74L75 176H77L76 175V173L78 174V175H80L81 174V172H83L82 173V175H80L79 177L77 176V177H74V176H72L71 178L69 177V176H71V175H68V173L66 172V173H64V172ZM77 171V172H76ZM131 171V172H130ZM135 171V172H134ZM152 171V172H151ZM235 171V172H234ZM243 171V170H242ZM35 173L34 175H33V173ZM42 172H44V174H41ZM46 172V173H45ZM154 172V173H153ZM208 172V171H207ZM204 173V176H207L208 175V177H209V174H210V172H208V173ZM12 173H13V175H12ZM26 173V174H25ZM28 173H32V177L31 178H33L34 176H35V178H33V179H27V181H24L23 183H22V186H24L25 185V187H23V188H25L23 191L22 190H19L18 191V189H20L19 188V186H21V182H22V179H24L25 180V175H29L28 177L30 178V174H28ZM50 174V176H48V174ZM115 173V174H114ZM138 173V174H137ZM142 174V176H141V178H140V175L139 174ZM162 174V176H161V174ZM243 174H244V172H242ZM12 175V177L11 176H8L7 177V175ZM39 174L41 175V176H39ZM47 174V175H46ZM65 174H66V176H65ZM90 174V175H89ZM105 174H107V175H105ZM127 174V175H126ZM134 174V175H133ZM149 174H153V175H150L149 177L147 176V175H149ZM4 177H3V176ZM38 175V176H37ZM52 175H54L53 177H52ZM61 176V177H59V176ZM93 177H92V176ZM100 175V176H99ZM168 175V176H167ZM172 177H170V176ZM175 177H174V176ZM46 176V177H45ZM58 176V177H57ZM69 177V178H67L66 179V177ZM82 176V177H81ZM86 176H89L88 178H89V181L87 180L88 178L86 177ZM104 176V177H103ZM105 176H107L106 178H105ZM131 176V177H130ZM137 176L139 177V179L137 178ZM147 176V177H146ZM153 176V177H152ZM166 176V177H165ZM194 176V175H193ZM213 175H211V177H212ZM8 178V182H9V179H11V178H15V177H17L16 178V180L14 181V179L12 180L11 179V181H10V183L11 182H15V183H6L7 182V180L5 179V178ZM24 177V178H23ZM46 178V180H49V177H50V179L51 180H49V181H54V186H56V183L58 184V188L56 189V188H54V186L53 185H51L52 184V182H47L46 180H45V178ZM63 177V182H61L62 181V178ZM65 177V178H64ZM84 177H85V179H84ZM133 177H136L135 178V182L137 181H139L138 183L136 182V186H135V188L136 187H138V190H139V186H140V192L137 190V189H133L134 191H136L137 190V192H139L140 194H139V196H137L138 198H140L141 197V199H137V197L136 196H134V197H132V198H135L134 199V205H136V206H138V204H139V207L140 208H138V207H136V206H134V207H136L135 209L134 208H132V206H130L129 207V209L131 210V214H128L129 212H127L126 210H124L123 209V206H122V204H120L121 206L120 207H122V208H120V207H118L119 206V200L117 199V198H119L118 196H117V198H116V196H114V194H115V192L117 193V192H119V190L118 191H116L115 190V188H114V186L117 188V184H115V183H117V181H118V183H119V185H123V187H126L128 184H130V185H132V183H134V178ZM142 177H144V179H145V181H144V179L142 180ZM151 177V178H150ZM158 177H159V179H160V177H161V179L163 178V180H160V182L157 180L158 179ZM171 178L172 180H170L169 181V178ZM176 179H174V178ZM177 177V178H176ZM1 178H3V179H5V180H1ZM26 178H27V176H26ZM44 178V179H43ZM54 178V179H53ZM56 178H58L59 180H61V181H59L58 182V180L56 179ZM76 178H78V179H76ZM81 178V179H80ZM98 178V179H97ZM109 178V179H108ZM115 180H114V179ZM125 178V179H124ZM154 178V179H153ZM156 178V179H155ZM168 178V179H167ZM214 178H215V181H214ZM214 178H212V180L215 182V184H217V183H219V178L218 177H215L214 176ZM216 178H218V179H216ZM40 179H42L41 181H40ZM69 179V180H68ZM83 179H84V181H83ZM99 179H102V180H99ZM112 181H111V180ZM141 179V180H140ZM29 180V181H28ZM33 180V181H32ZM43 180H45L44 182H46V183H44L43 182ZM67 180V181H66ZM73 180H79V181H76V182H74ZM93 180V181H92ZM97 180H99V181H97ZM122 180V181H121ZM152 180H154V184L156 185V188H158V190H156V188H155V186H154V184H153V182H152ZM156 180H157V182H156ZM166 180V181H165ZM2 181V182H1ZM6 181V182H5ZM37 181L39 182V183H37ZM73 181V182H72ZM88 181V182H87ZM114 181V182H113ZM161 181H163V183L162 184H160L161 183ZM5 182V183H4ZM18 182H20V183H18ZM36 182V183H35ZM41 182H43L42 184H41ZM64 183V185L65 184H67V186H62V184L59 186V183ZM132 182V183H131ZM142 182V183H141ZM144 182V183H143ZM146 182V183H145ZM148 182V183H147ZM152 182V183H151ZM158 183V184H156V183ZM2 183V184H1ZM51 183V184H50ZM71 183H75V185H73L72 184V186H68V184L69 185H71ZM114 183V184H113ZM9 184V185H8ZM20 184V185H19ZM32 184V185H31ZM36 184V185H35ZM41 184V186H39V185ZM98 184H100V185H98ZM108 184H112L113 185V187H112V185H111V187H110V185H108ZM147 184H149V185H147ZM153 184V185H152ZM176 184H180L181 185V187H179V189H178V193L177 194H175L176 196H177V198L179 199V200H176V198H173L172 199V203H173V201H174V207L173 208H175L176 209V211L178 212H176L175 211V213H177V215L176 214H173V212L170 214V215H168L167 213H169V212H167L166 210H164V211H166V212H161V213H158L157 214V211L155 212L154 210V208H157V204L159 205V202H161L160 201V199L159 198H161L163 195V197H165V195L167 194V192H168V190H169V187L171 186V185H176ZM187 184H188V186H187ZM198 185V187H196L197 185ZM206 184V185H205ZM17 185V187H15ZM28 185V186H27ZM30 185L33 187H35V192H37V193H32V192H28L29 190L30 191H32L33 190V188H31L30 189ZM84 185L88 188V191H90V193H92L91 195H93L92 196V199H93V197H94V199L92 200L93 202H94V205H96L95 207H93L91 210H92V212L94 213V215H92L93 213L91 212V214L89 213H87L88 212V210H85L86 212H84V210H81V209H79L80 207V204H78V203H80V202H83V199H81V197H80V194H81V191H83V189L84 188H86V187H84ZM90 185V186H89ZM97 185V187H95V186ZM130 185H128V186H130ZM143 185H145L146 187H144L143 188ZM157 185H158V187H157ZM201 185V187H199ZM208 185H210V186H208ZM44 186V187H43ZM47 186V187H46ZM52 188H51V187ZM63 188H62V187ZM92 186V187H91ZM93 186H94V188H95V190H92L93 189ZM98 186H99V188L100 187H102V189L100 190V189H98ZM161 186H162V188H161ZM204 186V187H203ZM218 186V188H215V187H217ZM37 187H39V188H37ZM45 188L46 187V190L45 191H43L44 189L43 188ZM154 187V188H153ZM203 187V188H202ZM3 188V189H2ZM17 188V189H16ZM22 188V189H23ZM37 188V189H36ZM47 188H50L51 189V192H52V196H51V194H50V191H48V193L50 194V196L48 197L49 199H50V202H47L46 204H48V203H51L52 202V199L51 198H54L55 196V198L54 199H56V200H54L55 201V203L53 204V205H56L57 204V202L59 203L60 201H58V199H60L62 196L61 195H63V198H64V195H66L64 192H66L67 190L69 191V189H70V193H68L67 195H66V198L64 199V203H65V206H66V208H65V206L62 208V210L61 209H59V208H61L64 204L62 203L63 201L61 200V202L58 204V206H59V208L58 207H55V209H53V210H50V207L52 206L51 204H50V206H49V204L48 205H45V202H46V197L49 195V194H47ZM59 188H60V190L61 191H63L62 193L63 194H59V198L57 197V195H55L54 196V194L55 193H57L56 192V190L58 191L59 190ZM78 188H80V190L78 189ZM98 190H97V189ZM107 188H109V190L111 189V188H114L113 190L111 189L110 190V193L108 194V189ZM150 188V189H149ZM160 188H161V192H160ZM189 188H190V190H189ZM199 188H201V189H199ZM29 189V190H28ZM43 189V190H42ZM56 189V190H55ZM63 189V190H62ZM155 189V190H154ZM180 189H182V190H180ZM184 189V190H183ZM195 189H196V192H195ZM210 189V190H209ZM10 191V193H9V191ZM26 190H28V191H26ZM38 190H40V191H42V192H40V193H42V194H40V193H38ZM49 190V189H48ZM52 190H55L54 191V193H53V191ZM65 190V191H64ZM71 190H74V192L72 191V193H71ZM115 190V191H114ZM144 190H145V192H144ZM179 190L181 191V192H179ZM200 190V191H199ZM212 190V191H211ZM61 191H59V192H61ZM93 191V192H92ZM94 191H96L95 193L97 194L98 193V191H99V193L101 192V194H97V196H94L95 195V193H94ZM132 191V190H131ZM147 191L149 192V193H147ZM154 191L156 192L157 191V193L155 194L154 193ZM198 191V192H197ZM211 191V193H209ZM21 192V195L19 194ZM24 192H26V193H24ZM46 192V193H45ZM58 192V193H59ZM107 192V194H108V196L106 195H104L105 193ZM111 192H114L113 194L111 193ZM133 192V191H132ZM151 192H152V194H151ZM159 192V193H158ZM213 192V193H212ZM254 192H256V193H258L259 191H258V188H256L255 189V191ZM134 193V192H133ZM133 193H131V195L133 196L134 194ZM144 193V194H143ZM162 193H165V194H163L162 195ZM189 193V194H188ZM218 193V192H217ZM261 193V192H260ZM9 194V195H8ZM24 194V195H23ZM31 194V195H30ZM38 194V197L36 196V195ZM41 196H40V195ZM44 194H47V195H44ZM112 194V195H111ZM126 194V193H125ZM130 194V193H129ZM137 194V193H136ZM147 196H146V195ZM182 196H181V195ZM186 194V195H185ZM211 194V195H210ZM213 194V195H212ZM2 195V196H1ZM6 195V196H5ZM20 195V196H19ZM43 195V196H42ZM73 197H72V196ZM99 195H101V197L99 196ZM104 195V196H103ZM110 195V196H109ZM138 195V194H137ZM151 195H153V198H152V196ZM180 195V196H179ZM189 195V196H188ZM208 195H209V197H208ZM263 195V194H262ZM31 196V197H30ZM37 197V199L39 198V200H37L36 198H34V197ZM61 196V197H60ZM102 196H103V199H102ZM111 196H114V198L113 197H111ZM128 196V195H127ZM211 196V197H210ZM258 196V195H257ZM5 197H7V198H5ZM67 197H71V198H67ZM162 197V198H163ZM173 197H174V195H173ZM181 197H183V198H181ZM34 198V200H36V201H34V204H35V202H36V204L37 203H39V205L41 206H43V207H48L49 209V211H53V213H54V211L55 212H59L58 214H60V215H58V214H54L55 215V217L53 216V214H52V212L51 213H48V212H45V208H41L42 209V211L44 212H41V209H39V206L38 207H34L35 205L33 204V202H32V200L31 199H33ZM42 198H43V200H45V201H42ZM45 198V199H44ZM97 198V199H96ZM112 198V199H111ZM116 198V200H118V202H114V199ZM149 198V200H147ZM152 198V199H151ZM162 198H161V200H162ZM260 197H258V199H259ZM262 198V201H264V196L263 197H261ZM5 199H6V201H5ZM66 199H68L67 200V202L68 201H70L71 199H72V202H68V203H66ZM101 199V200H100ZM154 199V200H153ZM181 199V200H180ZM90 200V199H89ZM103 200V201H102ZM105 200V201H104ZM115 200V201H116ZM135 200H138V201H141V202H138V201H135ZM153 200V201H152ZM212 200V201H211ZM80 201V202H79ZM107 201V202H106ZM112 201V203H110ZM158 201V202H157ZM177 201V203H175ZM28 202H29V205H28ZM40 202H43V203H40ZM106 202V203H105ZM137 202H138V204H137ZM150 202V203H149ZM178 202H179V204H178ZM258 202H259V200H258ZM72 205H71V204ZM95 203H97V204H95ZM187 203V204H186ZM3 206H2V205ZM63 204V205H62ZM178 204V205H177ZM62 205V206H61ZM69 205H70V209L68 208L69 207ZM106 205V206H105ZM107 205H108V207H107ZM112 207H111V206ZM115 205V206H114ZM57 206V205H56ZM100 206V207H99ZM110 206V207H109ZM116 206L118 207V209H116L115 210V208H116ZM152 206V207H151ZM215 206V207H214ZM107 207V208H106ZM263 207V208H262ZM8 208V209H7ZM52 208H54V206H52L51 207V209ZM64 208H65V210H64ZM149 208H151V209H149ZM213 209V211H211L212 209ZM229 208V209H228ZM254 208H256L255 210H254ZM10 209V213H8V211L7 210H9ZM25 209V210H24ZM32 209V210H31ZM38 210V212L36 213V212H34L35 210ZM69 209V210H68ZM98 209H100L101 211L100 212H98ZM103 209H105V210H103ZM124 210L123 212L121 211V210ZM181 209V210H180ZM215 209V210H214ZM216 209H218V211H219V213H218V211L216 210ZM232 209V210H231ZM234 209L235 210H237L238 211V215L236 214V212L237 211H234ZM249 209V208H248ZM259 209V210H258ZM263 209V210H262ZM27 210H28V214H27ZM34 210V211H33ZM47 210V208H46V211H48ZM58 210V211H57ZM64 210V211H63ZM77 210V211H76ZM82 211V214L79 212V211ZM94 210V211H93ZM95 210H97V213H96V211ZM111 210V211H110ZM135 211V216L134 217H136L138 214H139V216L138 217H136L137 218V220L136 221H134L133 219H136V218H134V217H132L133 216V212ZM150 210V211H149ZM260 210H262V212L260 211ZM69 211V212H68ZM115 211H117V213L118 212H120V213H118V214H116V212ZM125 211L127 212V213H125ZM152 211V212H151ZM215 211V212H214ZM241 211H243V212H241ZM255 211V212H254ZM8 213V214H5V213ZM62 212V213H61ZM74 213L75 212V214H72V213ZM89 212H90V210H89ZM110 212V213H109ZM138 212H139V210H138ZM153 212H155V213H153ZM212 212V213H211ZM246 212V213H245ZM261 213V215H259L260 213ZM30 213V214H29ZM34 213V214H33ZM84 213V214H83ZM88 214L87 216L85 215V214ZM98 213H100V214H102V215H100V214H98ZM104 213H106V215H104ZM151 213V214H150ZM166 213V214H165ZM218 215V216H215L216 214ZM241 213V214H240ZM249 213V214H248ZM5 214V219H4V221H3V218H2V216ZM10 214V215H9ZM39 215L40 217H35V216H33V215ZM43 214V215H42ZM79 215V216H77V215ZM98 214V215H97ZM108 214H110V215H108ZM120 214V215H119ZM155 214H156V216H155ZM159 214H160V216H159ZM173 214V215H172ZM180 214V215H179ZM220 214V215H219ZM232 214V215H231ZM245 214V215H244ZM255 214V215H254ZM263 214V215H262ZM9 215V216H8ZM23 215V216H22ZM42 215V216H41ZM49 215V216H48ZM50 215L52 216V217H54V219H50V218H48V217H50ZM77 217H76V216ZM110 216L111 217V219H110V217H108V216ZM116 215H117V217H116ZM130 215V216H129ZM141 215V216H140ZM154 215V216H153ZM164 215H165V217H164ZM173 216V217H170V216ZM179 215V216H178ZM227 215H228V217H227ZM64 216V217H63ZM69 216V218H67ZM71 216V217H70ZM73 216L74 217H76V218H73ZM106 216V217H105ZM113 216V217H112ZM119 216V217H118ZM127 216H128V218H127ZM150 216V217H149ZM176 216V217H175ZM224 216H226L227 218H225ZM9 217V218H8ZM51 217V218H52ZM80 217H82V218H80ZM99 217V218H98ZM116 219H115V218ZM123 219H122V218ZM132 217V218H131ZM157 217V218H156ZM163 217V218H162ZM189 217V218H188ZM218 217H220L219 219H218ZM221 217H223L222 219H221ZM230 217V218H229ZM243 217V218H242ZM258 217V218H257ZM41 218H45L44 220H46V223L48 224L49 223V225H47V227H46V229L45 228H43L42 226L43 225H45L46 226V224H44L43 222H42V220H40ZM49 219V220H47V219ZM69 219L70 221H66L65 223H63V224H67V222H69V223H71V224H69L70 226L72 225V229H70L69 227L68 228H66V230H65V228L63 227V226H65V225H63V224H61V225H63V226H61L60 224H59V222H63L64 220H66V219ZM178 218H180V219H178ZM206 218V219H205ZM228 218L230 219V223H231V220H232V222L233 221H237V223L235 224V222H234V226L233 225H231L230 223H229V220H228ZM237 218H240V220L239 219H237ZM242 218V219H241ZM261 218V219H260ZM11 219V220H10ZM32 219V221L34 220V223H35V225L37 224L38 226H39V223H40V228L39 229H41V230H38V227L36 228V226H34V225H32V228H31V226H30V229H28L29 227H27V226H29L28 224H30L32 221H30ZM40 221H39V220ZM61 219H64V220H61ZM76 220L77 221V223H75V225L73 226V222H74V220ZM99 219V220H98ZM108 219V220H107ZM121 219V220H120ZM166 219V220H165ZM170 219V220H169ZM177 219V220H176ZM227 219V220H226ZM234 219V220H233ZM248 219V220H247ZM51 220H53L54 222H53V224H56V222H58L57 223V225L59 224L60 225V227H62L61 228V230L60 231H58V228H59V226H53V224H52V222H51ZM111 220H113V221H111ZM120 220V221H119ZM127 220V221H126ZM155 220H156V222H155ZM202 220V221H201ZM223 220L225 221V223L223 222ZM3 221V223L1 224V222ZM19 221V222H18ZM30 221V222H29ZM126 221V222H125ZM133 221V222H132ZM149 221V222H150ZM165 221V222H164ZM175 221L176 222H178V223H175ZM240 221H243L244 222V224H243V222H240ZM246 221H248L247 223H245ZM250 221V222H249ZM9 223L7 226H6V223ZM39 222V223H38ZM50 222H51V224H50ZM220 222V223H219ZM238 222H240V223H238ZM263 224H262V223ZM24 223V224H23ZM28 223V224H27ZM43 223V224H42ZM95 223H97L100 227H97V224H95ZM103 223V224H102ZM116 223V224H115ZM117 223L119 224L120 223V225H118L117 226ZM131 223V224H130ZM157 223V224H156ZM166 223H168L167 225H165ZM242 223V224H241ZM261 223V224H260ZM4 224H5V226L7 227H5L4 226ZM32 224V223H31ZM30 224V225H31ZM88 226H87V225ZM114 224H115V226H114ZM122 224V225H121ZM132 224H134L133 225V229H135V230H133V229H129V228H131L132 227ZM199 224H201V225H199ZM224 226H223V225ZM238 224V225H237ZM241 224V225H240ZM247 224V225H246ZM11 225L14 227H12L13 229H11ZM25 225H27V226H25ZM81 225V226H80ZM84 225H86V226H84ZM94 225H95V227H94ZM109 225V226H108ZM113 225V226H112ZM124 225H127V226H125L124 227ZM130 225V226H129ZM138 226V227H136V226ZM174 225H176V226H174ZM221 225V226H220ZM229 225H231V227L229 226ZM244 225H246V226H244ZM22 226V227H21ZM24 226L26 227V229H24ZM33 226H34V228H33ZM49 226H50V228L52 227V232L54 231V229H55V233H57V232H59L60 234L59 235H57L56 236V234H54V239L55 240H57L58 239V241H56V243H55V241H54V239H52V241L51 240H49V239H51V237H49L48 238V236L44 233V232H46L47 233V231H48V235L49 236H52V238H53V235H50L49 234V232L51 231V230H49L50 228H49ZM83 226V227H82ZM135 226V227H134ZM229 226V227H228ZM237 226H240V227H237ZM244 227V229H245V231H243L244 229H243V227ZM247 226H250V227H247ZM257 226H259V228L257 227ZM58 227V228H57ZM78 227V228H77ZM82 229H81V228ZM84 227H86V228H84ZM89 227V228H88ZM91 227H92V230H91ZM109 227H111V228H109ZM114 227V228H113ZM115 227L117 228V229H115ZM124 227V231H125V233H124V235L126 236H124V235H122L121 233L123 232H121V230H122V228ZM126 227L129 229V230H131V231H133L132 232V234L133 235H131V231L129 232V230L128 229H126ZM185 227H187L186 229H185ZM202 227V228H201ZM234 227V228H233ZM4 228H6L7 230H5ZM18 228H19V230H18ZM49 228V229H48ZM74 228V229H73ZM76 228H77V231L79 230V229H81V230H79V231H81L82 232V235L80 234V232L78 231L77 233H76V238H77V241H73V242H70V243H72V245H71V247H70V243L68 242V241H66V240H70L69 238H67V235L66 234H68V236H70V238L72 239V237L71 236H73V239L74 240H76V238H74L75 237V234H74V232L76 231ZM88 228V229H87ZM93 228H94V232H92L93 231ZM155 228H156V230H155ZM196 228V229H195ZM205 228V229H204ZM236 228V229H235ZM238 228V229H237ZM240 228H242V231L240 232ZM253 228V229H252ZM258 228V229H257ZM3 229V230H2ZM24 229V230H23ZM36 229V232L34 231ZM45 229V230H44ZM57 229V230H56ZM64 229V230H63ZM91 231H90V230ZM115 230V231H111L110 232V230ZM164 229H165V231H164ZM232 231H230V230ZM233 229V230H232ZM12 230L14 231V232H12ZM22 231V233L26 236V238H27V235L28 234H30V235H28V236H30V237H33L34 235V237L33 238H31V239H28V240H35V242H36V240H40V248H38L37 250H34V247H33V240H32V242L31 241H28V245H26L25 243H27V241H26V239H25V241H24V238H25V236L23 235V239L21 238V236H22V233H21V231ZM26 230H28V233H27V231ZM31 230H32V232H31ZM44 230V232H42ZM63 230V231H62ZM68 230V233H66L65 231H67ZM75 230V231H74ZM83 230L84 231H86V233H84L83 234ZM103 230H105V232L103 231ZM117 230V231H116ZM119 230V231H118ZM158 230V231H157ZM192 230V231H191ZM226 230V231H225ZM234 230L235 231H237V232H234ZM2 231H4V232H2ZM18 231H19V235H17V236H15L14 237V235H16V234H18ZM26 231V232H25ZM88 231H90V232H88ZM95 231L97 232V233H95ZM157 231V232H156ZM160 231H161V233L163 232V234H161L160 233ZM178 231V232H177ZM187 231V232H186ZM223 231V232H222ZM238 231H239V233H238ZM258 231V232H257ZM262 231V232H261ZM34 232V233H33ZM73 232V233H72ZM103 232V233H102ZM118 232V233H117ZM119 232H121V233H119ZM126 232H129L130 234H126ZM158 232L160 233V234H158ZM193 234H192V233ZM194 232H195V234H194ZM199 232V233H198ZM201 232V233H200ZM212 232V233H211ZM230 232V233H229ZM234 232V233H233ZM255 232V233H254ZM2 233V234H1ZM35 233H42V235H46V238H48V240L44 237V236H42V235H40L41 236V239H39L40 238V236L39 235H37V234H35ZM44 233V234H43ZM71 235H70V234ZM90 233V234H89ZM108 233V238H104V236H106V234ZM111 233V234H110ZM177 233H179V234H177ZM183 235V236H181V234ZM191 235H190V234ZM223 233V234H222ZM227 233H228V235H227ZM235 234V235H233V234ZM236 233H238V236H239V239H238V236L236 235ZM246 235H245V234ZM256 233H257V235H256ZM258 233H260V234H258ZM7 234H8V237H7ZM11 234V235H10ZM27 234V235H26ZM32 234H34V235H32ZM53 234V233H52ZM63 236H62V235ZM64 234H65V236H64ZM88 234V235H87ZM91 234H93V235H91ZM96 234V235H95ZM172 234V235H171ZM174 234V235H173ZM200 234H202V235H200ZM205 234V235H204ZM209 234V235H208ZM213 236H212V235ZM215 234V235H214ZM222 235L221 237H220V235ZM36 235H37V237H39L38 239L36 238ZM86 235V236H85ZM98 235H104L103 237H98ZM129 235V236H128ZM131 235V236H130ZM178 235V236H177ZM185 235V236H184ZM188 235V236H187ZM195 235V236H194ZM216 235H218L219 236V238L216 236ZM254 235H256L255 236V238H254ZM19 236V239L17 238ZM82 236H84V238L85 239H83V237ZM92 236V237H91ZM106 236V237H107ZM161 236V237H160ZM170 236H172V237H170ZM175 236V237H174ZM200 236V237H199ZM208 236V237H207ZM213 237V238H211L210 239V237ZM215 236V237H214ZM248 236V237H247ZM250 236H253V238H249ZM29 237V238H30ZM42 237H44L43 239L44 240H42ZM116 238L117 240H119V241H117V240H115V239H113V238ZM156 237L154 238V239H156ZM234 237V239H232ZM243 238V240H242V238ZM256 237H257V239H256ZM14 238H16V239H14ZM36 238V239H35ZM57 238V239H56ZM65 238H67V239H65ZM78 238H80L81 239V241L79 242L78 241ZM100 238V239H99ZM130 238V239H129ZM152 238V239H153ZM172 238V239H171ZM209 238V239H208ZM221 238H223V240L221 239ZM225 238V239H224ZM228 238V239H227ZM231 240H230V239ZM245 238V239H244ZM247 238V239H246ZM249 238V239H248ZM258 238H260V240L258 239ZM45 239H46V241L49 243L50 241H51V243L49 244V245H52L53 243L56 245V247H55V245H54V248L53 247H49V246H47V245H41L42 243H45L46 244V241H45ZM65 239V240H64ZM79 239V240H80ZM107 239V240H106ZM153 239V240H154ZM164 239H166V240H164ZM171 239V240H170ZM206 239H207V241L208 242H206ZM217 239V240H216ZM237 241H236V240ZM262 239V240H261ZM42 240V241H41ZM87 240V243H84L85 241ZM97 240H98V242H97ZM99 240H105V242H103V241H99ZM178 240H181V238L180 239H178ZM247 240H249V242L247 241ZM250 240H251V242H250ZM252 240H254V241H252ZM255 240H257L256 242H255ZM4 241V242H3ZM5 241H11L13 244L15 243V242H18L17 244H14L13 246L12 245H10L11 244V242L10 243H8V242H5ZM43 241H45V242H43ZM66 241V242H65ZM71 241V240H70ZM82 241H83V243H82ZM90 241H91V243H90ZM96 241V242H95ZM109 243L110 242V247H108V244L106 245V243L107 242ZM131 241V242H130ZM215 241V242H214ZM227 241V242H226ZM231 241V242H230ZM246 241V242H245ZM65 242V243H64ZM77 242V243H76ZM93 242H94V244H93ZM112 242V243H111ZM129 242V243H128ZM168 242V241H167ZM178 242V241H177ZM176 242V243H177ZM219 242H221V243H219ZM239 242H240V245H239ZM242 242V243H241ZM247 242H248V244H247ZM4 243V244H3ZM6 243H8L9 245H10V247L13 249L14 248V246H16L18 249L17 250H15L16 252H18V251H20V252H18V253H16V254H14L15 252H14V249L12 250L10 247H9V245L8 244H6ZM21 243H22V246H20L21 245ZM31 243H33L32 245H31ZM58 243V244H57ZM69 245H68V244ZM76 243V244H75ZM114 243V244H113ZM162 243V242H161ZM179 243H182L181 241L179 242ZM228 243H229V246H228ZM245 243L247 244V245H245ZM24 244L26 245V246H29V247H26L25 248V250L23 249L24 248ZM91 244H93V246L91 245ZM98 244H99V246H98ZM102 246H101V245ZM114 246H113V245ZM220 244V245H219ZM222 244V245H221ZM253 244V245H252ZM257 244H260V245H257ZM18 245V246H17ZM58 245V246H57ZM68 245V246H67ZM73 245H75V246H73ZM80 246V249H78L79 247L78 246ZM90 245V246H89ZM104 245H105V247H106V249H108V248H110V249H108V250H104L105 248H104ZM208 245V246H209ZM252 245V246H251ZM53 246V245H52ZM89 246V247H88ZM96 246H98V247H102L101 249L99 248H97ZM111 246H113V247H111ZM212 246V247H213ZM247 246V247H246ZM8 247L10 248V250H8ZM15 247V248H16ZM64 247H66V248H64ZM68 247V248H67ZM78 247V248H77ZM82 247H84L83 248V250H82ZM262 247V248H261ZM5 248H6V250H5ZM21 248V250H19ZM37 248V247H36ZM35 248V249H36ZM52 249L51 250V252H49V249ZM59 248V249H58ZM70 248V249H69ZM76 248H77V250H76ZM91 248V249H90ZM246 248V249H245ZM29 249V250H30ZM62 249V250H61ZM66 251H65V250ZM84 249H87V250H85V252H84ZM199 249L200 248H197V250L196 251H199ZM5 250V252L8 250V252H6L7 254H4V253H2L3 251ZM24 250V251H23ZM55 250H57V251H55ZM59 250H60V252H61V254H60V252H59ZM76 250V251H75ZM80 250V251H79ZM82 250V251H81ZM88 250L90 251L89 253H86V251L88 252ZM209 250V249H208ZM206 250V252H204V250H202V251H200V252H192L191 254H189L183 261V263L181 262V263H179V261L178 262H176V263H173V264H221V263H226L225 262V260H221V259H219V258H216L215 257V255L213 254V252L211 251V250ZM222 250V249H221ZM250 250H252V251H250ZM2 251V252H1ZM13 252V253H11V252ZM47 251V252H46ZM53 251V252H52ZM57 252L56 254H59L58 255V258H59V256L60 255H62V257L60 256V258L58 259V262H54V260H56V258L54 257H52L53 255H52V253L54 254L55 252ZM65 251V252H64ZM67 251H69V252H67ZM77 251H78V253H77ZM94 251H96V252H94ZM100 251V252H99ZM104 251V252H103ZM105 251H107V252H105ZM153 251H154V249H153ZM156 251V250H155ZM208 251V252H207ZM211 251V252H210ZM26 252V253H27ZM69 253V254H74L75 253V256H72L71 257V259L69 260V257H70V255L69 254H67V253ZM80 252V253H79ZM83 252V253H82ZM103 252V253H102ZM108 252H109V254H108ZM137 252H139L138 250L137 251H132L131 252V254L134 256H132L131 254H129V257L131 256V257H133V260H136V261H131V262H128L127 263V261H129V260H131L132 258L130 257H128L127 256V258H125L123 261H119V262H117V264H122V263H124V264H141L142 262L141 261H146V260H143V259H140V257L137 255ZM21 253V254H20ZM47 253H49L48 255H47ZM104 253H106L105 255H103ZM155 253L156 254H160V252L159 253H157V252H154V255H155ZM203 256H201L200 254ZM210 253V254H209ZM9 254H11L10 256L11 257H13L12 259L11 258H9L10 256H9ZM18 254V255H17ZM64 254V255H63ZM194 254V255H193ZM196 254H197V256H198V254H199V256L196 258ZM207 254V255H206ZM259 254V255H258ZM7 255V256H6ZM16 255V256H15ZM52 255V256H51ZM80 255V256H79ZM192 255H193V258H192ZM210 255V256H209ZM5 256V257H4ZM20 256V257H19ZM40 256V257H39ZM56 257H57V255H55ZM67 256V257H66ZM78 256V257H77ZM83 256L85 257L84 259H83ZM136 256V257H135ZM194 256H195V258H194ZM201 256V257H200ZM214 258H213V257ZM3 257H4V261H3ZM30 257V256H29ZM28 257V258H29ZM38 259H37V258ZM52 257V258H51ZM77 257V258H76ZM80 257L83 259V260H81L80 259ZM95 257V258H94ZM96 257H98V258H96ZM100 257V258H99ZM139 257V258H138ZM191 257V259H189ZM244 257H246V259L244 258ZM5 258L7 259V260H5ZM16 258V259H15ZM65 258V259H64ZM91 258V259H90ZM93 258V259H92ZM146 258H148V257H146ZM199 258V259H198ZM201 258V259H200ZM206 258V259H205ZM256 258V259H255ZM25 258L24 257H22V259H20L21 260V262H23V263H25V260H27L28 261V259H27V257H26V259L24 260ZM53 259V260H52ZM96 259V260H95ZM97 259L98 260H100V261H97ZM101 259H102V261H101ZM138 259H139V261H138ZM187 259H189V260H187ZM196 259V260H195ZM206 261H205V260ZM211 259V260H210ZM215 261H214V260ZM218 259V260H217ZM245 259V260H244ZM253 259V260H252ZM16 260V261H15ZM23 260V261H22ZM36 260V261H35ZM42 260H44V262H41ZM60 260V261H59ZM97 262V263H94L95 261ZM195 260V261H194ZM210 260V261H209ZM221 262H220V261ZM26 261V262H27ZM35 261V262H34ZM84 261H85V263H84ZM89 263H88V262ZM93 261V262H92ZM126 261V262H125ZM201 261V262H200ZM214 261V262H213ZM223 261V262H222ZM46 262L48 263V261L46 260ZM53 262V263H52ZM67 262H69V263H67ZM87 262V263H86ZM143 262V263H144ZM228 262V261H227ZM230 262V264H231V261H229ZM244 262V263H245ZM19 263H20V261H19ZM31 263V264H32ZM48 263V264H49ZM63 263V262H62ZM61 263V264H62ZM73 263V262H72ZM146 264L148 263L147 261L145 262ZM144 263V264H145ZM20 264H22V263H20ZM25 264H30V263H25ZM74 264H75V260H74ZM148 264H150V263H148ZM228 264V263H227ZM233 264V263H232Z\"/></svg>","mask_w":264,"mask_h":264},{"label":"bare ground","instance_id":"bare-ground-1","mask_svg":"<svg viewBox=\"0 0 264 264\" xmlns=\"http://www.w3.org/2000/svg\"><path fill=\"white\" fill-rule=\"evenodd\" d=\"M41 1V0H40ZM44 1V0H43ZM70 1V0H69ZM75 1V0H74ZM73 0H72V2H74ZM132 1V3L134 4V2L139 6L140 5V1L138 0V2L139 3H137L136 2V0L135 1H133V0H131ZM164 0H141V6H134V5H131V3H130V1H128L127 0V2H126V0H77V2L79 3L78 5H80V6H82V8H84V9H80V11H77V10H72V6L70 7V11L71 12H75V11H77L78 13H73V16L72 17H69L68 16V14H66L65 15V17L64 18H70L69 20L70 21H72V26H70V27H68V30H70V39L71 40H73V41H75V43L77 42L76 41V39H75V37H72V36H74V35H77V36H79L80 35V33H81V31H84V33L86 34V39L85 40H87L88 41V43H86L87 44V46H86V48L84 47V50L85 51H81V50H79V52H82V54H87V53H89V52H86V51H89L90 50V48H91V52L92 53H90V55H88V57L86 56V54H85V57H87L86 59H85V61H84V56H82V54L80 53V55H79V52H78V54H77V56H79V57H81V58H83V60L80 58V60L79 61H81L82 62V65H81V77H80V75H78V74H80V73H76L75 72V70H74V73L75 74H72V72H71V75L69 76L71 79L73 78L72 76L73 75H76L75 77H78V79H79V81H81V79H85L84 80V82L86 81L87 83L89 82L91 85H94L95 87H96V89H97V92L99 91V90H101L102 89V92H104V90H103V87H105L106 86V83H104L106 80H104V77H102V75L106 72V70H108V69H106L105 70V72L104 71H102L101 70V65H102V63H101V61L99 62V57L101 58V56H102V54H104V51H103V53L102 52H96L99 48H101L102 46V44L106 41L105 40V38L107 37V36H109V33H107V32H111L110 30H109V27H111V30H112V27L113 26H109L108 28H106V25H110L109 23H111L112 21L113 22H115L116 20L118 21L119 19V24H121L122 22L124 23V21L125 20H128V22H125V24L127 25L128 24V26H129V31H131V29H133V27H140V26H138L136 23H138V22H141L139 25H141V28L140 29H142L141 31H139L140 29H138V31L139 32H142L143 33V35H144V37H145V39H144V41L146 40V41H149L148 42V44H144V43H141V45L140 44H138L139 42H136L139 46H141L140 48L139 47H137V49L139 48V52H140V49H142V46L143 47H145L146 45H148V48L146 49L147 51L145 52V50L144 51H142L141 53H142V55L144 54V53H146V55L144 56V57H142L141 59V62H139V60L136 58V61H138L137 62V68H136V71L135 72H132L131 70H133V69H131L130 71L131 72H129V71H127V69L129 68H126V71L127 72H129L130 74L127 76V74H125V73H123V74H125V76H127L128 78V80H129V82H127L124 78L122 79V85H123V91L124 92H126L127 94H128V96H129V99H128V101H127V103H125L126 104V107H122V106H120V104L122 103H120V104H115V102H116V99H119V96L120 95H122L121 97H124V93L123 94H120L117 98H115V102L114 103H112L111 105H109L107 108H104L105 109V112H103L104 114H105V116L103 115V113H101L102 114V116H104L105 117V121L104 120H102V121H104V122H102V123H105V127H103L100 123V125L103 127V128H105V129H107L106 130V132H108L107 134H109V133H112V131L111 130H113V132H115L114 130H118L119 128L121 129V130H118L119 132H121L120 134H118V138L116 137V139L118 140L119 139V135H121L120 136V140L122 139L121 137H124V136H122V133L123 132H126V133H124L125 135H126V140L127 141H129L130 139V141L132 142V140H133V142L135 141V148L137 147L138 148V145H140V147H142V148H139V149H144V151H146L147 152V154L149 155V156H152V155H155V158H157L156 159V161H158V160H161V162H162V164L160 163V161H158L157 163H160L161 164V166H158V164L157 165H154L153 167L155 168V170L157 169V171H159V172H162L163 171V174H164V172H166V173H169L170 175L171 174H174L175 176H177L178 178L179 177H181L182 179H185V178H188V179H186L185 180V182L186 181H190V180H192L194 177H195V175L196 176H198V178H199V180H200V184H202V183H205L206 181H209L210 182V185L212 184L211 182H213V186L214 185H218L219 186V189H218V191H216V192H214L215 194H216V196H214L213 198H212V200H213V204L215 205V206H217L218 207V209L220 208V213H221V209H222V214L221 215H224L223 213H225L226 211L224 210V208L226 209L227 207H228V204H230L231 202L234 204V206L235 207H233V205L232 204H230L233 208H236V209H238V211H240L241 209L243 210H245V209H247V210H251L250 209V207L252 206V207H255V205L257 204V203H259V205L257 204V206L259 207V209H260V206L261 205H263L264 204V201H262V198L261 197H263L264 196V150L263 151H255L254 152V149H255V147L254 146H252V150L253 151H251V152H249V151H245L246 149L244 148L245 147V145L246 144H248V141L249 140H251V139H253V136H254V128H256L257 126H264V94H263V90H262V88H263V86L261 85V83H259V81L258 80H254V78L256 77V76H258L259 74V71H262V69H264V0H216L217 2L216 3H214L213 5H211V6H214V5H217L218 7H220V8H222L223 9V7L224 8H226L225 7V5H227L228 3H230L234 8H235V10H233V11H236V12H234L235 14L234 15H236V14H240V15H244V17H241V16H239V17H241V18H244V22L243 23H239L237 26H235L236 27V30H235V27H234V29L233 30H235L236 31V33L237 34H239V36H242V38H244L245 40V42H243L244 44H241V45H244V47H245V49H246V51L247 52H245L246 53V55H247V58H246V61L245 62H242V61H238V60H236V62L238 63V64H232L233 66H230L229 64H231V63H227L226 61H227V56H229V54H227V56H226V54H225V51L223 52V51H221L220 50V52H218V51H216V49L214 50L215 51V53L217 52L218 54H220V55H218L217 53H216V55H218V56H216L215 55V53H214V51H213V55H215V56H213L212 58H210V57H206L209 61L206 63L207 65H211L212 67H218L217 69H218V71L219 70H222V72H218V71H216V72H218V73H220V76H217L218 77V79H221L220 81H218L219 82V84H220V82H222V81H227V83H232V85L234 86V87H232V89H231V91H230V89L228 90L229 91V94H227L228 92H226V94H224L223 93V91L225 90H222V93H221V95H228L227 96V98H228V100H230L231 99V101L234 103V101L235 100H237L239 97H241V95H243V94H247V95H245V97H248V99L247 100H249L250 101V105H252L251 107L253 108V114H252V116L250 117V118H248V119H240V118H242V116L243 115H241V114H243L244 113V110H241L240 108H242V106L240 105L241 103L242 104H245V103H243L242 101H244V99L241 101V99H240V101L241 102H239L238 104H236V103H232V106L233 105H235L236 104V106L237 105H240L239 106V108L238 107H233L232 109H231V111L229 112V113H227V112H224V111H222V110H219L218 108H216L217 106L214 104V105H212V104H210L209 102H211V101H209V102H207V101H205V97L203 98L202 97V99H200L201 97L200 96H202V94L198 91V88L197 89H194L193 91H192V89L194 88H191L190 87V85H189V81H190V75L188 74V76H187V73H188V71L189 70H191V67L189 68V66H188V64H190V63H188V61L189 62H191L192 63V59L193 60H195L194 61V63L196 64V61H199L200 62V64H198V67L196 66L195 67V69L196 68H199L200 67V69H202L203 67H204V65H205V63L204 62H206V61H204V60H202V54L201 55H198V54H195V53H193L194 51H193V49H194V46H196L198 43L200 44V43H202V44H207V42H205L204 41V39L206 40V38L204 37L203 39H201L202 41H204V42H202L201 40H200V38H199V40L200 41H198V43L196 44V45H190V47L189 46H185V47H182L181 45L182 44H184V42H185V45H186V41L188 42V41H190V40H192L193 39V36H191L194 32H195V30H196V28H194V29H192L191 31L192 32H189V35L188 36H191V38L190 37H188L190 40H187V38L185 39V37H184V39L186 40V41H183L182 39H181V37H180V35L177 33L178 31L177 30H175V28H172L171 26L173 25H167L165 22L167 21L166 20V18L168 17L167 16V9H166V6L168 5V4H171V2L169 3V1H173V0H165V1H168V3L166 4V6H165V1L163 2ZM184 1V0H183ZM190 1H192V3H194V5H197L196 7V9H198L199 7L198 6H200V8H202L201 6H203L202 4L203 3H205V1L202 3L201 1L202 0H190ZM190 1H188V2H190ZM17 2V0H0V23H1V21H4V20H6L7 21V19H10V18H12V17H14V14L12 13V10H11V5L14 3H16ZM36 2V1H35ZM45 3H46V1H44ZM71 2V1H70ZM174 2V1H173ZM173 2H172V4H173ZM177 2V1H176ZM176 2H174V3H176ZM180 2H182L181 0L179 1L178 0V2L177 3H180ZM69 3V2H68ZM67 3V4H68ZM183 3V2H182ZM202 3V4H201ZM77 4V3H76ZM123 4H125L126 6L127 5H129L130 4V6H127L128 7V10L129 9H131V8H134V9H136L137 10V8H138V10L140 11L139 12V14L141 13V16L142 17H140V15L139 14H137L136 15V13H134V12H137L136 10H129V12H133V14L131 15V14H128V13H126L125 12V14L128 16V18H125L124 19V21H122L123 20V16H125V14H124V12L123 11H121L122 9H123ZM189 4H191V3H189ZM206 4V3H205ZM211 4V3H210ZM45 5H47V4H45ZM73 5H74V3H73ZM124 5V7H125V10H127V7ZM183 5V4H182ZM206 5H208V4H206ZM230 5V6H231ZM49 6V5H48ZM75 6V5H74ZM171 5H169V7H170ZM172 6H175V5H172ZM171 6V7H172ZM180 5H178V7H179ZM205 6V5H204ZM229 6V8H232V7H230ZM76 7H77V5H76ZM136 7V8H135ZM170 7V8H171ZM181 7V6H180ZM189 7V6H188ZM215 7V6H214ZM51 8V7H50ZM177 8V7H176ZM176 8H173L172 10H176ZM184 8H185V5H184ZM184 8H182V9H184ZM186 8H187V6H186ZM192 7H190V9H191ZM199 8V9H200ZM206 7H203V9H205ZM212 8V7H211ZM210 8V9H211ZM228 8V7H227ZM38 9V8H37ZM66 10H67V7L65 8ZM74 9H76V8H74ZM77 9H79V7H77ZM169 9V8H168ZM188 9V8H187ZM189 9V10H190ZM194 9V8H193ZM193 9H191V10H193ZM198 9V11H200ZM203 9H202V12H203V14H204V12H210L209 10H207V9H205V11H203ZM21 10V9H20ZM39 10V9H38ZM43 10V9H42ZM53 9H50V11H52ZM124 10V9H123ZM170 10V9H169ZM188 10V11H189ZM207 10V11H206ZM216 10V9H215ZM228 10V9H227ZM232 10V9H231ZM27 11V10H26ZM29 11V10H28ZM48 12V14H50L51 12ZM68 11H69V9H68ZM178 11V10H177ZM179 11H182L181 9L179 10ZM187 11V10H186ZM188 11H187V13H188ZM194 12L195 11H197V10H193ZM192 11V12H193ZM197 11V12H198ZM224 11H225V9H224ZM224 11H223V14H225L224 13ZM229 11V13H230V10H228ZM233 11H231V12H233ZM23 12L24 11H22V14H23ZM30 12V11H29ZM45 12H47V11H42L41 12V14L42 13H45ZM53 12H55V11H53ZM174 12V11H173ZM184 12V11H183ZM191 12V11H190ZM193 12V13H194ZM212 12H214V11H212ZM219 12V11H218ZM222 12V11H221ZM220 12V13H221ZM227 12V11H226ZM21 13V12H20ZM119 13H121L122 14V19L119 17V19L118 18H116L115 16L116 15H118ZM138 13V12H137ZM171 13V12H170ZM180 13H182V12H180ZM180 13H179V16H180ZM24 14H27L26 12L24 13ZM30 14V13H29ZM32 14V16L35 14H33V13H31ZM30 14V15H31ZM37 14V13H36ZM35 14V15H36ZM46 14V13H45ZM45 15L47 18H50V17H48L49 15ZM51 14H54L55 15V13H51ZM72 14V13H71ZM174 14H177L178 15V13H173L172 14V17H174ZM202 14V13H201ZM209 14V13H208ZM207 14V15H208ZM212 14V13H211ZM214 14V13H213ZM212 14V15H213ZM215 14H216V12H215ZM222 14V15H223ZM34 15V16H35ZM53 15V16H54ZM62 15V14H61ZM139 15V16H138ZM189 15V14H188ZM193 15V14H192ZM211 15V16H212ZM219 15V14H218ZM221 15V14H220ZM219 15V16H220ZM37 16H39V12H38V14H37ZM41 16V15H40ZM39 16V17H40ZM58 16L59 15H57V16H55V18L57 17L58 18ZM131 16H137V22H135L136 21V18H132ZM184 16V15H183ZM205 16V15H204ZM211 16H207V17H210V19H212L211 18ZM215 16L216 15H214V19H215ZM106 17V19H107V22H105V18ZM116 18V20L114 19V18ZM126 17V16H125ZM178 18V19H180L181 17H178V16H175V18ZM213 17V16H212ZM218 17V16H217ZM226 17L228 18V15H226ZM230 17V16H229ZM56 18V19H57ZM63 17H60V19H62ZM112 18H113V20H112ZM132 18V19H131ZM196 19L198 18V17H195ZM200 18V17H199ZM231 18H232V16H231ZM230 18V19H231ZM235 18H237V17H235ZM235 18H233V19H235ZM22 19V18H21ZM25 19H27V18H25ZM59 19V20H60ZM134 19H135V21H134ZM140 19V20H139ZM173 19V18H172ZM203 19V18H202ZM201 19V20H202ZM209 18H208V20L206 19H204V21H209L210 20ZM219 19H221V16H220V18ZM232 19V20H233ZM28 20V19H27ZM36 20H38V19H36ZM35 20V21H36ZM41 20V19H40ZM39 20V21H40ZM45 20H47V19H45ZM51 20H53V19H51ZM58 20V19H57ZM111 22H110V21ZM174 20V19H173ZM222 20H223V18H222ZM225 20H227V19H225ZM235 20H237V22L238 21H240V19L238 20V19H235ZM9 21V20H8ZM21 21V20H20ZM29 21V20H28ZM44 21V20H43ZM54 21V20H53ZM120 21H122V22H120ZM169 21V20H168ZM193 21V20H192ZM204 21H201V23L202 22H204ZM211 21V20H210ZM209 21V22H210ZM221 21V20H220ZM220 21H219V23H220ZM228 21V20H227ZM19 22V21H18ZM49 22V21H48ZM109 22V23H108ZM198 22V21H197ZM196 21H195V23L198 25V24H200V23H197ZM209 22H207L206 23V25H208V24H210ZM213 22H214V20H213ZM216 22H217V20H216ZM224 22H226V21H224ZM231 20L229 21V23H227L226 24V29H229V26H230V24H231ZM235 22V21H234ZM233 22V23H234ZM236 22V23H237ZM24 23V22H23ZM35 23V22H34ZM45 23H47V22H45ZM56 22H54L53 23V26L51 25L52 24V21H51V23L49 24H47V26H46V24H45V26L46 27H48V25H50V26H52V27H55L54 26V24H55ZM75 23V24H74ZM80 23H82V25H78V24H80ZM178 23V22H177ZM205 23V22H204ZM204 23H202L203 25H205ZM215 23V22H214ZM219 23H217L218 25H219ZM222 23H223V21H222ZM221 23V24H222ZM37 24V23H36ZM41 24V23H40ZM112 24V23H111ZM196 24H195V27H197L196 26ZM201 24V25H202ZM228 24H229V26H228ZM34 25V24H33ZM74 25H78L77 27H80L81 28V31H79L78 30V28L76 29V27L74 26ZM159 25V26H158ZM165 27H164V26ZM167 25V26H166ZM200 25V26H201ZM205 25V26H206ZM211 25V24H210ZM209 25V26H210ZM225 24H223V26H224ZM234 25H235V23H234ZM15 26H17V24L15 25ZM43 26H44V24H43ZM43 26L40 28L41 29V31H43L42 30V28H43ZM44 26V27H45ZM63 26V25H62ZM61 26V27H62ZM124 26V25H123ZM128 26L126 27V28H128ZM154 26V27H153ZM155 26L158 28V29H160L161 30V36H156V38H152V34H154L153 32L155 31V30H153L152 31V28H154V29H156L155 28ZM194 26V25H193ZM209 26H207V27H209ZM221 26V25H220ZM26 27H28V25H27V23H26ZM25 27V28H26ZM52 27L50 28V30L52 29ZM65 27H66V25H65ZM114 27H115V25H114ZM113 27V28H114ZM116 27H117V24H116ZM115 27V28H116ZM122 27V26H121ZM152 27V28H151ZM159 27H161V28H159ZM175 27V26H174ZM179 27H182V26H179ZM187 27V26H186ZM213 27V26H212ZM212 27H210V28H212ZM225 27V26H224ZM60 28V27H59ZM63 28V27H62ZM62 28H60V30L62 29ZM118 28H119V30H120V27L118 26ZM178 28V27H177ZM176 28V29H177ZM217 28V27H216ZM222 28V27H221ZM233 28V27H232ZM232 28H231V30H232ZM35 29V28H34ZM124 28L122 27L121 28V33L120 32H118L119 34H122L121 35V37H122V39L123 40H125V41H128L129 40V37L127 38V37H125L126 36V34H124V32L122 33V30H123ZM158 29H157V31H158ZM162 29H163V31H162ZM208 29V28H207ZM214 30H215V27L213 28ZM219 29V28H218ZM217 29V30H218ZM45 30V29H44ZM49 30V31H50ZM57 30V29H56ZM56 30H54V31H56ZM63 32H66L67 31V27H66V29H64L63 28ZM79 31V33H78V31ZM206 30V29H205ZM217 30H215V31H217ZM20 31V30H19ZM35 31H37L36 29H35ZM40 31V33H39V36H41L40 34H42V32ZM46 31V30H45ZM62 31V30H61ZM112 31H114V29L112 30ZM123 31H126L125 29L123 30ZM138 31H136V33L138 32ZM177 31V32H176ZM181 31V30H180ZM183 31V30H182ZM198 31V30H197ZM201 31V30H200ZM199 31V32H200ZM209 31H210V29H209ZM209 31H207V32H209ZM213 30H211L210 32H212ZM234 31V32H235ZM27 32V31H26ZM44 32V31H43ZM52 32H53V29H52ZM51 31H50V33L51 34H54V33H52ZM59 32V31H58ZM58 32H56V34L58 33ZM61 33V34H66V35H64V36H67L68 37V35L67 34H69V31H67L68 33ZM71 32H72V34H71ZM73 32L75 33V34H73ZM116 33H117V31H115ZM127 33H128V31H126ZM133 32V31H132ZM131 32V33H132ZM218 32V34H219V32H220V30H218L217 31ZM231 32V31H230ZM47 33V32H46ZM50 33L48 32L47 34L50 36ZM79 35H78V34ZM116 33H113V34H116ZM118 33H117V35H118ZM135 33V34H136ZM141 33V34H142ZM192 33V34H191ZM216 33V32H215ZM220 33H222V32H220ZM20 34H21V32H20ZM59 34V33H58ZM57 34V35H58ZM82 34H83V32H82ZM108 34V35H107ZM134 34V32H133V34L132 35H135ZM156 34L158 35L159 33H157L156 32ZM182 34H184L183 32H182ZM188 34V33H187ZM187 34H185V35H187ZM191 34V35H190ZM198 34V32H196L195 34H194V37H196L195 35H197ZM201 34V33H200ZM206 34V33H205ZM212 34V33H211ZM217 34V33H216ZM223 34H225V32L223 33ZM231 34V33H230ZM230 34H228V37L230 36ZM35 35H37V34H35ZM111 35V34H110ZM123 35H125V36H123ZM128 35H130V36H132L130 33L128 34ZM136 35H138V34H136ZM135 35V37H137ZM184 35V36H185ZM227 35V34H226ZM233 35V34H232ZM234 35H235V33H234ZM30 36V35H29ZM38 36V35H37ZM39 36H38V38H39ZM43 36H45V35H43ZM54 36H56L55 34H54ZM83 36V35H82ZM79 37V38H77V39H82L81 40V42L83 43L84 41V37ZM118 36H120V35H118ZM139 36V35H138ZM213 36H215V35H213ZM19 37V36H18ZM36 37V36H35ZM52 37V35L50 36V37H48V39L50 38V40L51 39H53V38H51ZM60 37V36H59ZM59 37H58V39H59ZM67 37H65L64 39H66L67 40ZM126 39H125V38ZM135 37H134V39H135ZM143 36H140V41L142 40L141 38H142ZM217 37V39L215 40L214 38V40L215 41H217L219 38L218 37H220V36H216ZM222 37V36H221ZM232 37V36H231ZM234 37V36H233ZM238 37V36H237ZM29 38V37H28ZM27 38V39H28ZM37 38V37H36ZM36 38H35V40H36ZM131 38H133V36L131 37ZM183 38V37H182ZM211 38V37H210ZM209 38V39H210ZM26 39V40H27ZM44 39V38H43ZM107 40L109 39V38H106ZM114 39H115V37H114ZM113 39V40H114ZM131 40V41H136V40ZM136 39H138V41H139V38H136ZM226 39H228L227 37H226ZM240 39V40H239ZM238 40H237V38H236V40L237 41H243L242 39H241V37L239 38ZM18 40V39H17ZM45 40H47V37H46V39ZM54 40V39H53ZM66 40H64V41H66ZM70 40V42H72ZM115 40H118V42L120 41L119 39H115ZM122 40V41H123ZM129 40V42L127 43V42H125V41H123V42H125L126 44H124V45H128L129 43H131V41ZM198 40V39H197ZM221 40V39H220ZM220 40H218V41H220ZM224 40V39H223ZM229 40V39H228ZM231 40V39H230ZM235 40V41H236ZM39 41V40H38ZM40 41H42L41 39H40ZM40 41H39V43H38V46L40 47ZM63 41V44H64V46L66 45V44H68V43H70L69 41H68V43H66V42H64ZM80 41V40H79ZM108 41H110V40H108ZM122 41H120V42H122ZM208 41V40H207ZM213 41V40H212ZM214 41V42H215ZM217 41V44H216V42L214 43V42H212V43H214L215 44V46H217L218 44H222L221 42H223V44H222V46L224 45V41H220V42H218ZM235 41H234V43H235ZM236 41V42H237ZM48 42V41H47ZM80 42V43H81ZM143 42V41H142ZM191 42V41H190ZM208 42H210V40L208 41ZM226 42H227V40H226ZM225 42V43H226ZM228 42H230V41H228ZM20 43V42H19ZM51 43H54V42H51ZM74 42H73V44H75ZM106 43H108V46L110 45V43H112V39H111V41H110V43L109 42H106ZM211 43V42H210ZM210 43L208 44V45H210ZM211 43V45H214V44H212ZM239 43H241V42H239ZM48 44V43H47ZM72 44V46H74ZM78 44V43H77ZM123 44V43H122ZM189 44V42L187 43V45ZM198 44V45H199ZM227 44V43H226ZM231 44V43H230ZM229 44V45H230ZM232 44H233V39H232ZM236 44V43H235ZM235 44H233V45H235ZM237 44H238V42H237ZM19 45V44H18ZM42 46L43 45H45V44H41ZM53 45V44H52ZM71 45V44H70ZM70 45L68 44L67 45V48H68V46L70 47ZM76 45V44H75ZM79 45V44H78ZM120 45V44H119ZM137 45V46H138ZM197 45V46H198ZM220 45H219V47H220ZM232 45V46H233ZM37 46V47H38ZM51 46V45H50ZM88 46H90V48H87ZM132 46H135L136 47V44L133 42V44H132ZM184 46V45H183ZM195 47V48H199V47ZM201 46H203V45H201ZM226 46V45H225ZM31 47V46H30ZM38 47V48H39ZM58 47H63V45L62 46H58ZM57 47V48H58ZM75 47H78V46H75ZM83 47L81 48L82 50H83ZM105 47H107V44H106V46ZM104 47V49L102 48L101 50H106V49H108V47L107 48H105ZM130 47V46H129ZM147 47V46H146ZM180 47V48H179ZM182 47V48H181ZM186 47H188L187 49L188 50H190L191 49V51L192 52H190L189 53V57L191 58H189V59H187V57L188 56H185V52H189V51H185V52H183V48H186ZM192 47V48H191ZM204 47V46H203ZM211 47H213V46H211ZM210 47V48H211ZM43 48V47H42ZM51 48V47H50ZM49 48V49H50ZM73 49V47H70V49ZM78 48H80V46L78 47ZM77 48V49H78ZM110 48V47H109ZM131 48V47H130ZM207 48V47H206ZM216 48V47H215ZM225 48V47H224ZM40 49H41V47H40ZM40 49H39V52H40ZM45 49V48H44ZM49 49H48V51H49ZM51 49H55V48H51ZM59 49V48H58ZM63 49H65L64 47H63ZM122 49V48H121ZM124 49V48H123ZM137 49H133V50H130L129 52H131V51H134V50H137ZM144 49V48H143ZM220 49H223V48H220ZM231 49H235L234 51L238 54L240 51L237 49V48H235V47H233V48H231ZM242 49V48H241ZM244 49V48H243ZM34 50H35V48H34ZM43 50V49H42ZM76 50V49H75ZM127 50V49H126ZM196 50V49H195ZM209 50H213V49H209ZM228 50V52H229V50H230V48L228 47L227 49H226V51ZM44 51V50H43ZM41 52V53H44V52ZM53 52H55L54 50H52ZM56 51H57V49H56ZM61 51H63V50H60V52ZM67 51V50H66ZM66 51H64L63 53H65ZM69 51V50H68ZM93 51L94 52H96L95 54H97V53H102V54H100L99 55V57H95L94 58V56H97V55H94L93 54ZM107 51V50H106ZM206 51V50H205ZM232 51V50H231ZM37 53L36 54H39V52H38V50L36 51ZM46 52V51H45ZM50 52H51V50H50ZM71 52V51H70ZM125 52H127V51H125ZM129 52H127L128 54L127 55H129ZM138 52V51H137ZM136 52V53H137ZM144 52V53H143ZM195 52H197V51H195ZM207 52H208V49H207ZM212 52V51H211ZM210 52V53H211ZM20 53V52H19ZM63 53H62V55H63ZM75 53H76V51H73V54H71V56L70 57H72V55H74V57H75ZM135 53V52H134ZM133 53V54H134ZM202 53H204V52H202ZM209 53V54H210ZM230 53V52H229ZM233 53V52H232ZM243 53V52H242ZM31 54V53H30ZM52 54H55V55H60V53L58 52V54H57V52H55V53H52ZM109 54V53H108ZM123 54V53H122ZM125 54V53H124ZM123 54V55H124ZM132 54V53H131ZM199 54H200V51H199ZM206 54V53H205ZM209 54H207V55H209ZM21 55V54H20ZM25 55V54H24ZM54 55V56H55ZM58 55V57H60ZM67 55H68V52H67ZM138 55H140V53H138ZM234 55V54H233ZM231 53H230V56H233ZM7 56V55H6ZM37 56V55H36ZM36 56H34V57H36ZM40 56V55H39ZM45 56H47V54H41V57L40 58H43V57ZM49 56L51 57V56H53V55H51V53H50V55H49V53H48V56H47V58L46 59H48L49 58ZM64 56V55H63ZM125 56V55H124ZM132 56V55H131ZM134 56V55H133ZM135 56H137V54L135 55ZM134 56V57H135ZM203 56H204V54H203ZM206 56V55H205ZM210 56H212V55H210ZM235 56H236V54H235ZM17 57V56H16ZM30 57H32V56H30ZM33 57V58H34ZM44 57V58H45ZM114 57V56H113ZM237 57V56H236ZM78 58V57H77ZM125 58V57H124ZM129 58H131L130 56H129ZM205 58V59H206ZM19 59V58H18ZM17 58H16V61L18 60ZM37 59V58H36ZM91 60V62H90V60ZM126 59V58H125ZM131 59H134V58H131ZM130 59V60H131ZM140 59V58H139ZM200 59H201V61H204V62H201L200 61ZM228 59H230L229 57H228ZM236 59V58H235ZM244 59V58H243ZM242 59V60H243ZM22 60V59H21ZM30 60H32L31 58H30ZM33 60H35V58L33 59ZM42 60V59H41ZM57 60V59H56ZM61 59H59V60H57L56 61V63H58L59 64V62L58 61H60ZM89 60V62H86V61H88ZM188 60V61H187ZM233 60V59H232ZM241 60V59H240ZM15 61V60H14ZM16 61H15V63H16ZM39 61V63H40V60H38ZM37 61V62H38ZM52 61V60H51ZM50 61V63L52 64V62ZM63 61V60H62ZM62 61H60V62H62ZM84 61V62H83ZM132 61L133 60H131V65H132ZM230 61V60H229ZM21 62V61H20ZM22 62H23V60H22ZM31 62V61H30ZM36 62V60L34 61V63ZM36 62V63H37ZM42 62V61H41ZM66 62V61H65ZM129 61L127 60V63H128ZM14 62L12 63V64H10L11 66H13V67H17L18 65H20V63L18 62V65H16V66H14V64H15ZM33 62H31V64H32ZM38 63V64H39ZM55 63V62H54ZM53 63V64H54ZM55 63V64H56ZM67 63V62H66ZM72 63H74V62H71L70 64H72ZM99 63H101V64H99ZM122 63H123V61H122ZM124 63H126V62H124ZM193 63V64H194ZM198 63V62H197ZM17 64V63H16ZM37 64V65H38ZM42 64V63H41ZM41 64H39L38 66H41ZM44 64V63H43ZM43 64H42V66H43ZM49 64V63H48ZM51 64H49L50 66H52ZM54 64V65H55ZM57 64V65H58ZM120 64V63H119ZM134 64H136V63H134ZM228 64V65H227ZM34 65V64H33ZM35 66L36 68H37V70L39 71V69H38V66ZM47 65V64H46ZM46 65H44L43 66V68L46 66ZM56 65V66H57ZM60 65V64H59ZM74 65H77V63H74L72 66L73 67H75ZM80 65L78 66H76L75 68H80ZM122 65V64H121ZM197 65V64H196ZM207 65H205L206 66V68H207ZM29 66H30V64H29ZM29 66H23L22 68L25 70V68L27 69ZM61 66H62V64H61ZM67 66H69V65H67ZM66 65H65V69L66 70H68L69 71V69H67L66 67H67ZM71 66V67H72ZM106 66V65H105ZM119 66V65H118ZM118 66H115V67H117L118 68ZM123 66V65H122ZM128 66V65H127ZM135 66V67H136ZM188 66V67H187ZM194 66V65H193ZM8 67V66H7ZM10 67V66H9ZM8 67V68H9ZM12 67V68H13ZM34 67V68H35ZM58 67H60V66H58ZM58 67H57V69H58ZM132 67H134L133 65H132ZM131 67V68H132ZM262 67V68H261ZM11 68V69H12ZM22 68H19L20 70L22 69ZM32 68H33V66H32ZM35 68V69H36ZM47 69V71L49 70V71H52V70H50L49 68H48V66L46 67ZM55 68V67H54ZM69 68V67H68ZM74 68V69H75ZM77 69V70H80V69ZM122 67H120V68H118V69H121ZM189 68V69H188ZM193 68V67H192ZM205 68V69H206ZM211 68V67H210ZM259 68H261V70L259 69ZM10 69V70H11ZM16 69V68H15ZM15 69H13V70H15ZM30 69H31V66H30ZM30 69H28V70H30ZM45 69V68H44ZM53 69V68H52ZM113 69V68H112ZM130 69V68H129ZM194 69V68H193ZM192 69V70H193ZM204 69V68H203ZM212 69V68H211ZM237 69H238V72H237ZM240 69V70H239ZM256 69H259V70H256ZM6 70V69H5ZM19 70V71H20ZM76 70V71H77ZM117 70V69H116ZM125 70V69H124ZM198 70V69H197ZM1 71V70H0ZM30 71H32V70H30ZM35 71V70H34ZM33 71V72H34ZM37 71V72H38ZM47 71H46V73H47ZM55 71V70H54ZM58 71V70H57ZM61 71H64V69H62V67H61V69L59 70V72H61ZM101 71H102V73L103 74H101ZM194 71H196V70H194ZM199 71V70H198ZM203 71V70H202ZM207 71V70H206ZM210 71V70H209ZM214 71H215V69H214ZM240 71H241V73H240ZM257 71H258V73H257ZM12 72V71H11ZM43 72H45V70L43 71ZM53 72V71H52ZM80 72V71H79ZM114 72H115V70H114ZM190 72V71H189ZM208 72V71H207ZM207 72H206V74H207ZM239 74H237V73ZM2 73V72H1ZM9 73V72H8ZM20 73H22V72H20ZM25 73V72H24ZM39 73V72H38ZM40 73H42V69H41V72ZM56 72H54V74H55ZM63 73V78H64V80H65V77H64V73H66V71L65 72H62ZM62 73H57V76L58 75H60V77L62 76ZM68 73V72H67ZM67 73H66V75H67ZM112 73V72H111ZM115 73H117V72H115ZM131 73H133L132 75H131ZM192 73H194V72H192ZM203 73V72H202ZM257 73V74H256ZM261 73H263V71L261 72ZM16 74V73H15ZM15 74L13 75L14 77H15ZM28 74V72H26V75ZM36 74V73H35ZM44 73H42V75H43ZM50 73H48V75H49ZM52 74V73H51ZM70 74V73H69ZM68 74V75H69ZM30 75V74H29ZM34 75V74H33ZM32 75V76H33ZM40 75V74H39ZM38 75V77L40 78L42 75H40L39 76ZM78 75V76H77ZM115 76H116V74H114ZM131 75V76H130ZM199 75V74H198ZM205 75V74H204ZM212 75H213V73H212ZM12 76V77H13ZM17 76V75H16ZM23 76V75H22ZM44 76V75H43ZM52 76H53V74H52ZM51 76V77H52ZM100 76V77H99ZM115 76H114V78H115ZM121 76V75H120ZM123 76V75H122ZM200 76H201V73H200ZM207 76V75H206ZM2 77V76H1ZM5 77V76H4ZM4 77H2V81H3V78ZM27 77V76H26ZM29 78H28V80L30 79V77H31V75L30 76H28ZM35 78V79H38V81H39V78ZM45 77V76H44ZM66 77H68V76H66ZM68 77V81H70L69 82V84L71 83L72 84V82L71 81H74L75 79H70ZM112 77V76H111ZM110 77V78H111ZM118 77V76H117ZM207 77H209V75L207 76ZM264 77V76H263ZM262 77V78H263ZM9 78V77H8ZM32 78V77H31ZM46 78H47V76H46ZM46 78H44L46 81L48 80V78L46 79ZM81 78V79H80ZM114 78H111V79H113L114 80ZM120 78V77H119ZM199 78V77H198ZM204 78V77H203ZM210 78V77H209ZM208 78V79H209ZM19 79V78H18ZM22 79L24 80V78L22 77ZM22 79H21V81H22ZM55 79H59L58 77H56ZM55 79H52L51 78V81H53V80H55ZM61 79V78H60ZM117 78H115V81H117L116 80ZM195 79V78H194ZM207 79V80H208ZM1 80V79H0ZM49 80H50V77H49ZM113 80H111V82L113 83ZM200 80V79H199ZM205 80V79H204ZM213 80V79H212ZM211 80V81H212ZM261 80V79H260ZM4 83H6V80L4 79ZM8 81V80H7ZM30 81H31V79H30ZM30 81H27L28 83H29V85L30 84H32L33 85V88L31 89V93H32V91L34 90V92H33V95H34V93L36 92L37 93V91H38V89H36V91H35V87H34V83H36L37 81L35 80V82L34 83H30ZM40 81H41V83H39V85L41 84V86H39V85H37V88L39 87L40 89L41 88H43V85H44V83L43 82H45V81H42V79H40ZM59 81V80H58ZM79 81L77 82V78H76V81H75V84H85L84 82H83V80L79 83ZM108 81V80H107ZM110 81V80H109ZM196 81V80H195ZM194 81V82H195ZM14 82V81H13ZM12 82V83H13ZM24 82H26V80H24ZM27 82H26V84H27ZM54 82V81H53ZM57 81H55V83H56ZM64 83L63 84H65V85H67L66 83V81H63ZM66 82V83H65ZM83 82V83H82ZM193 82V81H192ZM200 82H202L201 80H200ZM206 82V81H205ZM214 82V81H213ZM46 83V82H45ZM48 83V82H47ZM118 83V82H117ZM216 83V82H215ZM226 83V82H225ZM227 83H226V86H227ZM229 83V84H230ZM9 84V83H8ZM25 84V85H26ZM43 84V85H42ZM56 84H58V82L56 83ZM60 84L62 85V82H60ZM70 84V85H71ZM74 84V83H73ZM116 83L114 82V84H113V86L115 85ZM202 84V83H201ZM204 84V83H203ZM202 84V85H203ZM207 84H208V81H207ZM212 84V83H211ZM263 84H264V82H263ZM13 85V84H12ZM18 85V84H17ZM17 85H15V86H17ZM47 85V84H46ZM60 85V86H61ZM89 85V84H88ZM105 85V86H104ZM108 85H111V83H109ZM195 85V84H194ZM209 85V84H208ZM215 85V84H214ZM214 85H212V86H214ZM217 85V84H216ZM215 85V86H216ZM221 85V84H220ZM220 85H218L219 87H220ZM7 86V85H6ZM52 86H53V84H52ZM58 86L59 85H57V89L58 90H61L62 88L59 86V88H58ZM74 85H72V87H73ZM112 85H111V87H113ZM196 86V85H195ZM204 86V85H203ZM207 86V85H206ZM223 86H225V85H223ZM262 86V87H261ZM3 87H5V85H3ZM3 87H2V89H3ZM26 87H28V89H30V87L29 86H25V87H21V88H26ZM48 87V88H47ZM54 87H55V85H54ZM69 87V86H68ZM67 86H66V89L68 88ZM80 87V86H79ZM115 87H116V85H115ZM117 87H118V84H117ZM231 87V86H230ZM7 88H10V86L9 87H7ZM20 88V89H21ZM46 88H47V90L48 91H50L49 89V85H47L46 86ZM70 88V87H69ZM105 88H108V87H105ZM200 88V87H199ZM217 88V87H216ZM15 89H18L17 87L15 88ZM27 89V88H26ZM56 89V88H55ZM56 89V90H57ZM65 89V88H64ZM71 89V88H70ZM77 89H79V88H77ZM75 90L76 92L78 91V90ZM90 89H92V87L90 88ZM95 89V90H96ZM114 89H116V88H114ZM117 89H119V87L117 88ZM208 89V88H207ZM206 89V90H207ZM6 90V89H5ZM19 90V89H18ZM25 89H23V91H24ZM47 90H45L44 89V91L43 92H47ZM83 90H85V92L83 91ZM82 90V92L83 93H86V90L87 89H83ZM93 90V89H92ZM92 90H90L89 91V93L91 94H89L87 97L85 96L84 98H87V99H90L89 101H85V102H89L90 104L93 102L94 103V101H92L93 99H96V97H92L93 96V94H94V92L92 91ZM94 90V91H95ZM108 90V89H107ZM120 90H121V88H120ZM195 90L196 91H198V94H200V95H198L197 93H195ZM1 91V90H0ZM3 91V90H2ZM13 91L14 90H12L11 89V91L9 92V93H13ZM17 91V90H16ZM23 91H21L20 90V92L22 93ZM28 91V90H27ZM26 91V92H27ZM41 91V90H40ZM54 91V90H53ZM109 91H110V89H109ZM7 92V91H6ZM18 92V91H17ZM42 92V93H43ZM65 92H67L68 93V91H65ZM73 92V91H72ZM72 92H71V94H72ZM75 92V93H76ZM80 92V91H79ZM79 92H77V94L79 95ZM101 92V91H100ZM101 92V93H102ZM209 92V91H208ZM219 92V91H218ZM8 93V92H7ZM25 93V92H24ZM23 93V94H24ZM50 93V92H49ZM49 93L47 92V94L49 95ZM70 93V92H69ZM99 93V92H98ZM98 93H97V95H98ZM100 93V94H101ZM108 93H110V92H108ZM107 93V94H108ZM113 93V92H112ZM206 93V92H205ZM27 94H28V92H27ZM63 94V93H62ZM80 94H82V93H80ZM3 95H4V93H3ZM8 95V94H7ZM20 95H22V94H19L18 96L20 97ZM30 95V94H29ZM32 95V94H31ZM30 95V96H31ZM40 95V94H39ZM52 94H50L49 96L51 97V99L52 98H54V97H52L51 96ZM56 95H58L57 93H56ZM55 95V96H56ZM96 95V94H95ZM113 95V94H112ZM115 95V94H114ZM195 95V96H194ZM24 97H25V95H23ZM29 96V97H30ZM43 96V95H42ZM42 96H41V98H42ZM45 96H47V95H45ZM48 96V97H49ZM59 96V95H58ZM63 97L65 96V99L64 100H68V98H71V97H69L68 96V98L66 99V94H63L62 95ZM76 95H73V97H75ZM103 96H105L104 94H103ZM108 96V95H107ZM218 96V95H217ZM28 97V98H29ZM33 97V96H32ZM60 98L59 99H61L62 97L61 96H59ZM82 97V98H81ZM81 97H75V98H72V100L73 99H76V100H78L79 99V101H76V100H74L75 102L73 103V101L71 102L70 101V103L73 105V107H74V104L77 102V104H78V108H81L80 107V105L82 106V100H84L83 99V96L81 95ZM90 97H92V98H90ZM98 97V96H97ZM101 97V96H100ZM120 97V99L119 100H121L122 98ZM213 97V96H212ZM219 97V96H218ZM224 97H226V96H224ZM224 97H223V99H224ZM15 99H16V97H14ZM27 98V99H28ZM38 98V97H37ZM45 98V97H44ZM43 98V99H44ZM58 98V97H57ZM80 98H81V102H80ZM127 98V97H126ZM209 98H210V96H209ZM226 98V99H227ZM241 98H243V97H241ZM19 99V101H20V99H21V97L20 98H18ZM18 99H16V100H18ZM23 99V98H22ZM21 99V100H22ZM33 100L35 99V96H34V98H32ZM40 99V98H39ZM51 99H48L49 101L51 100ZM103 99H106L105 97H103ZM123 99H125V98H123ZM204 99V100H203ZM226 99H224V100H226ZM9 100H13V98L11 97V99H9ZM15 100V101H16ZM58 100V99H57ZM57 100H55V101H57ZM64 100L62 99V100H60V101H63L64 102ZM107 100H109V101H111L110 100V98L109 99H107ZM118 100V103L120 102ZM208 100V99H207ZM228 100H227V102H228ZM14 101V100H13ZM39 100H37L36 99V101H33V103H37ZM43 102V100L42 99H40V102ZM45 101V100H44ZM52 101V100H51ZM91 101V102H90ZM96 101H98V100H96ZM96 101H95V107L97 106L98 108H99V106L98 105H96V104H100V101H98L97 103H96ZM103 101V100H102ZM109 101H107L108 103H109ZM125 101V100H124ZM124 101H123V103H124ZM246 101V100H245ZM2 102V101H1ZM9 102V101H8ZM23 102V100L22 101H20V103H22ZM58 102V101H57ZM56 102V103H57ZM63 102H61V104H62V106H63V104H64V106H65V104L67 103H63ZM80 102V103H79ZM105 102V101H104ZM103 102V103H104ZM246 102H248V101H246ZM2 103H4V102H2ZM16 103V102H15ZM25 103H26V101H25ZM39 103V102H38ZM88 103V104H89ZM102 103V102H101ZM117 103V102H116ZM216 103V102H215ZM225 103V102H224ZM229 103V102H228ZM227 103V104H228ZM249 103V102H248ZM11 104V103H10ZM17 104V103H16ZM31 104H32V102H31ZM48 108H49V106L50 105H53L52 104V102L50 103V102H48V104H50V105H48V104H46V101H45V103H44ZM58 104H60V103H58ZM68 104V103H67ZM66 104V105H67ZM71 104H70V106L69 105H67V106H69V110H70V107H72L71 106ZM80 104V105H79ZM84 104V103H83ZM87 104V105H88ZM105 104H107V103H105ZM217 104H218V102H217ZM24 105V104H23ZM35 105H37V104H35ZM41 105H43L42 103H41ZM92 106V113L94 112V105L93 104H91ZM104 105V104H103ZM119 105V106H118ZM122 105V104H121ZM230 105H231V103H230ZM229 105V106H230ZM6 105H4V107H5ZM30 106V105H29ZM32 106V105H31ZM38 106V105H37ZM40 106V105H39ZM67 106H65L64 107V109L65 110H67V112H70L68 109H66V107ZM85 104H84V106H82V110L83 109H85ZM105 106V105H104ZM103 106V107H104ZM125 106V105H124ZM231 106V107H232ZM246 106V105H245ZM44 107V106H43ZM42 107V108H43ZM53 107H54V105H53ZM76 107V106H75ZM74 107V108H75ZM86 107H89V105L88 106H86ZM91 107H89V109L91 108ZM97 107L95 108V109H97ZM106 107V106H105ZM122 107V108H121ZM219 107V106H218ZM250 106H249V108H251ZM7 108V107H6ZM54 108H56V107H54ZM68 108V107H67ZM73 108V109H74ZM227 107H225V109H226ZM12 109V108H11ZM18 109H20V107H18ZM22 109V108H21ZM37 109H39V108H37ZM41 109V108H40ZM43 109H45V110H47L46 108H43ZM57 109V108H56ZM56 109H54V110H56ZM63 111V113H64V109L63 108H61ZM76 109V108H75ZM88 109V108H87ZM88 109V110H89ZM101 109H103V108H101ZM101 109H97L98 111H100ZM221 109V108H220ZM224 109V110H225ZM230 110V108L228 107L227 108V110ZM2 110V109H1ZM17 110V109H16ZM51 110L53 111V109H52V107H51ZM80 110V109H79ZM78 110V112H80ZM82 110H81V114H82ZM91 110V109H90ZM96 110V111H97ZM239 110H241V111H239ZM12 111H14V110H12ZM22 111V110H21ZM35 111H37V110H35ZM49 111V110H48ZM47 111V112H48ZM84 111V110H83ZM86 111V110H85ZM95 111V112H96ZM243 111V112H242ZM45 112V111H44ZM43 112V113H44ZM55 111H53V112H51L52 113V117H55L56 118V116L58 117V118H62V116L64 115V114H68L67 112L66 113H64V114H62V116L60 117L59 116V114H60V112H58V111H56L57 113H59L58 115H57V113L55 114L54 113ZM72 112H74L73 110H72ZM75 112H76V110H75ZM88 113H91L90 111H87ZM86 112V113H87ZM100 112H102V111H100ZM242 112V113H241ZM248 112V111H247ZM10 113V112H9ZM15 113V112H14ZM20 113V112H19ZM18 113V114H19ZM79 113V114H80ZM241 113V114H240ZM71 114H74V113H71ZM78 113H76V115H77ZM78 114V115H79ZM100 114V113H99ZM237 114H240L239 116H240V118H239V116L237 115ZM251 114V113H250ZM9 115V114H8ZM87 115V114H86ZM94 115L95 114H93V117H94ZM248 115V114H247ZM4 116H6V115H4ZM39 116V115H38ZM45 116V115H44ZM64 116H66V115H64ZM81 116V115H80ZM80 116H76V119L78 118V117H80ZM96 116V115H95ZM238 116V117H237ZM37 117V116H36ZM40 117V116H39ZM42 117V116H41ZM51 117V118H52ZM70 117V116H69ZM89 117V116H88ZM237 117V118H236ZM245 118H246V116H244ZM44 118V117H43ZM54 118V119H55ZM64 118V117H63ZM63 118L62 119H58L57 120V122L58 121H60L59 123L61 124V122L62 121H65V120H63ZM72 118V117H71ZM1 120H2V117L0 118ZM64 119H66L67 120V122L69 121V119L67 118V116H66V118H64ZM75 119V120H76ZM80 119H82V117L80 118ZM91 119L93 120V118L91 117ZM102 119V118H101ZM101 119L100 120H98L97 122H100L101 121ZM38 120H40V119H38ZM74 120V122L76 123V121H77V123H79V118L75 121ZM87 120V119H86ZM8 121H11L10 119L8 120ZM41 121V120H40ZM39 121V122H40ZM46 122H47V120H45ZM51 121V120H50ZM53 121V120H52ZM51 121V122H52ZM71 121H72V123L74 124V122H73V120L71 119ZM81 121V120H80ZM54 122V121H53ZM56 122V121H55ZM67 122H65L64 124H66ZM89 122H93L94 124H95V122H96V120H95V122L94 121H89ZM209 122H211L210 124L212 125L211 127H213V134L215 133L216 135H217V137H218V140H219V143H218V145L214 148L213 147V145H212V143H211V146H210V141L209 140H211L210 138L211 137H213V136H210V138H208V136L211 134L210 132H211V129L209 128L210 126H209ZM24 123V122H23ZM44 123V122H43ZM71 123V124H72ZM0 124H1V122H0ZM5 124V123H4ZM8 124H9V122H8ZM26 124V122L24 123V125ZM35 124V123H34ZM54 125H55V123H53ZM58 124V123H57ZM56 124V125H57ZM63 124V125H64ZM67 124H69L70 125V121L67 123ZM81 124H82V127H84L83 126V123L81 122ZM81 124H79L80 126H81ZM94 124H92V125H94ZM98 124V123H97ZM116 125V128H114V126ZM208 124V125H207ZM53 125V126H54ZM59 125V124H58ZM85 125V124H84ZM91 125V126H92ZM3 126V125H2ZM7 126V125H6ZM48 126V125H47ZM53 126H51L50 125V127L52 128ZM61 126V125H60ZM88 126V125H87ZM99 126V125H98ZM209 126V127H208ZM1 127V126H0ZM8 127V126H7ZM38 127H42V126H37V128ZM66 127V128H65ZM63 126V128H65L66 130H67V128H68V126ZM92 127H95V126H92ZM208 127V130H206V128ZM13 128V127H12ZM45 128H47V127H45ZM53 128H55V126L53 127ZM59 128H62V126L61 127H59ZM62 128V130H60L61 132L64 130ZM79 128V127H78ZM81 128V127H80ZM78 129L77 130V127L75 128L76 130H75V132L77 133L79 130H81V129ZM96 128H97V126H96ZM11 129V128H10ZM15 129V128H14ZM33 129H36V127L35 128H33ZM32 129V130H33ZM47 129H49V128H47ZM71 129V128H70ZM18 130V129H17ZM37 130H39V129H37ZM44 130V129H43ZM46 130V129H45ZM52 130V129H51ZM55 130V129H54ZM73 129H71V130H67L68 132V135H71L69 132H71ZM101 128H99L98 127V130H96V132H94L95 133V136H96V133H100L101 132ZM256 130V129H255ZM259 130H261V129H259ZM264 130V129H263ZM7 131V130H6ZM19 131V130H18ZM40 131V130H39ZM38 131V132H39ZM103 131H105V130H102V132ZM110 131V132H109ZM262 131V130H261ZM36 132V131H35ZM41 133L43 132V131H40ZM55 132H57L58 133V131H55ZM81 132H83V130H81L80 132H78V134H79V136L78 137H83V136H86V135H84L85 133V131L83 132V133H81ZM90 132V131H89ZM102 132L100 133V134H102ZM106 132H104V136L105 137H107L106 136ZM118 132V133H119ZM258 132V131H257ZM10 133H12L13 134V132H10ZM17 133V132H16ZM46 133V132H45ZM50 133V132H49ZM66 133V132H65ZM72 133H74V131L72 132ZM80 133H81V136H80ZM93 132H91V134H92ZM154 133H157V134H159L160 135V139L158 138V136H156V134H154ZM210 133V134H209ZM259 133V132H258ZM258 133H256V138L257 139H259V141L261 140V143H263L264 144V142L262 141V140H264V131L263 132H260L259 134ZM14 134H15V131H14ZM20 134V133H19ZM25 134V133H24ZM37 134H39V133H37ZM48 134V133H47ZM53 135H55L54 134V132L52 133ZM77 134V135H78ZM82 134H83V136H82ZM132 135V137L130 136V135ZM153 134H154V136H153ZM11 135V134H10ZM21 135V134H20ZM42 134H40V136H41ZM46 134H43L42 135V137H44ZM68 135H66V137H65V134L64 135H62V136H64L65 138H67V136ZM74 135V134H73ZM73 135H71L70 136V138L73 136ZM76 135V134H75ZM74 135V136H75ZM98 135V134H97ZM129 135V136H128ZM212 135V134H211ZM215 135V136H216ZM38 136V135H37ZM40 136H38V138L40 137ZM89 136H90V133H89ZM94 136V137H95ZM131 137L130 139L128 138V137ZM258 136V137H257ZM10 137H13V136H10ZM9 137V138H10ZM16 137V136H15ZM30 137V136H29ZM35 138H36V136H34ZM46 137H51L50 136V134L48 135V136H46ZM76 137V136H75ZM93 136H91V138H94ZM97 137V136H96ZM101 137V136H100ZM104 137V138H105ZM177 137H179V138H177ZM8 138V139H9ZM19 138H20V136H19ZM41 138V137H40ZM58 138V137H57ZM57 138H54L55 140H57ZM84 138V137H83ZM85 138H87V137H85ZM84 138V139H85ZM98 139H99V137H97ZM158 138V139H157ZM214 138H216V137H214ZM26 139V138H25ZM37 139V138H36ZM35 139V140H36ZM61 139V138H60ZM60 139H58L57 140V142H59V140ZM68 139V138H67ZM76 139H77V137H76ZM79 139V138H78ZM76 140V142L74 143L73 142V144H76V145H78V146H76L75 145V147H76V149H77V151H79V149H78V147H80V151L78 152V153H81V149H82V151H84V152H86V149L87 148H90L91 146H93V143H94V141L93 140H95V139H93L92 141H93V143H92V141H91V143L92 144H90V145H88L89 147H86L85 149L84 148H81V147H85V145H80V143L82 142V138H81V140ZM95 140V142L97 141V143H96V146H97V144H98V141L99 140ZM254 139H255V137H254ZM253 139V140H254ZM34 140V139H33ZM32 140V141H33ZM38 141H40V140H42L43 141V138L42 139H37ZM45 140V139H44ZM50 140H51V138H50ZM49 140V141H50ZM69 140V139H68ZM68 140H66V141H68ZM71 141H72V139H70ZM88 140H89V138H88ZM88 140H85L86 141V143H87V141ZM106 140H108V139H106ZM106 140L104 141V142H106ZM125 140V139H124ZM9 141H11L12 143H13V141L12 140H10L9 139ZM37 141V142H38ZM46 141H48V139H46L45 140V142ZM62 141H64V138L62 137ZM66 141L65 142H63V143H66ZM70 141V142H71ZM73 141H75V139L73 140ZM85 141L83 142V143H85ZM157 141V142H156ZM177 141H181L180 143H182L183 142V146L185 145V147H187V148H180V147H182V146H180V147H178L180 144H177L178 142ZM259 141H258V143H259ZM34 142V141H33ZM32 142V143H33ZM36 142V141H35ZM41 142V141H40ZM39 142V143H40ZM44 142V143H45ZM69 142V141H68ZM118 142V141H117ZM173 142H176V146L175 145H173V144H175V143H173ZM211 142H213L212 140H211ZM215 142V141H214ZM7 144L8 142L6 141V142H2V144ZM43 142H42V145H41V143H40V145L39 144H37V147L35 146L34 148H38L39 147V149H41L40 148V146H42L43 147V144H44ZM48 143H50V144H52L51 142H48ZM54 143H56V142H54ZM78 143V144H77ZM123 142H121V144H122ZM129 143V142H128ZM173 143V144H172ZM251 143V142H250ZM253 143V142H252ZM254 143H256V141H254ZM254 143L253 144H251V145H254ZM258 143H257V147L256 148H258L259 146H258ZM260 143V144H261ZM3 144V145H4ZM23 144V143H22ZM31 144V143H30ZM36 144V143H35ZM34 144V145H35ZM47 144V143H46ZM61 144V143H60ZM67 144V143H66ZM72 143H70V145H71ZM89 144V143H88ZM102 144V143H101ZM107 144V143H106ZM127 144V143H126ZM3 145H1L0 147H2ZM33 145V144H32ZM33 145V146H34ZM39 145V146H38ZM45 145V144H44ZM52 145H55V144H52ZM62 145V144H61ZM61 145H58L57 144V146H59V147H57V146H54V147H52V149H54L55 147H57V148H61V149H63V147L66 149V147L65 146H67V145H64V146H61ZM118 145V144H117ZM120 145V144H119ZM132 145V144H131ZM130 145V146H131ZM171 145H173V146H171ZM182 145V144H181ZM250 144L248 145V146H251ZM6 146V145H5ZM13 146V145H12ZM30 146V145H29ZM33 146H31L32 148H33ZM46 146V145H45ZM45 146H44V148H45ZM51 146V145H50ZM72 146V145H71ZM70 146V148L72 149V147ZM99 146V145H98ZM247 145H246V147H248ZM262 145H260V147H261ZM15 147V146H14ZM49 146H46V148L45 149H47L46 151L48 152L50 149L48 148ZM122 147H124V145H122ZM121 147V148H122ZM144 147V148H143ZM3 148L4 147H2L1 149L3 150ZM6 148V147H5ZM4 148V149H5ZM96 148H98V147H96ZM103 148V147H102ZM113 148V147H112ZM111 148V149H112ZM120 148V149H121ZM126 147H124V149H121V150H126V151H124V155H126V153H127V149L129 148V146H128V148H126ZM132 148H134V146L132 147ZM249 148H251V147H249ZM0 149V150H1ZM39 149H35L36 151H40ZM43 149V148H42ZM64 149V150H65ZM71 149H70V151H71ZM75 148H74V150H72V151H75L76 150ZM84 149V150H83ZM95 148H93V149H90L91 150V154H93L92 153V150H94ZM245 149V150H244ZM260 149H263L262 147L260 148ZM68 150H69V148H68ZM68 150H65L66 152L68 151ZM88 150V149H87ZM90 150H88L87 152V154L86 155H88L90 152ZM96 151H97V149H95ZM94 150V151H95ZM99 150V149H98ZM101 150V149H100ZM106 150H109V148L108 149H106ZM113 150V149H112ZM129 150L130 151H132L133 152V154H134V152H135V150L134 149H130L129 148ZM54 151H57V149L56 150H54ZM59 151V150H58ZM95 151V152H96ZM101 151H103V150H101ZM122 151V152H123ZM137 151V150H136ZM1 152H3V151H1ZM0 152V153H1ZM40 152H42V150L40 151ZM40 152H37L36 154H38V153H40ZM43 152L45 153V150H43ZM42 152V153H43ZM53 152V151H52ZM60 152H61V150H60ZM59 152V153H60ZM69 152V151H68ZM104 152V151H103ZM102 152V153H103ZM106 152V151H105ZM120 152V151H119ZM126 152V153H125ZM141 152L143 153V150H141ZM5 153H7V152H5ZM4 153V154H5ZM32 153V152H31ZM30 153V154H31ZM33 153H35V152H33ZM42 153H40V154H42ZM43 153V154H44ZM50 153V155H49V157L51 156L52 158H54V156H52L51 154H53L54 155V153H51V151L49 152ZM70 154L72 153V152H69ZM68 153V154H69ZM73 153H76V152H73ZM108 153V152H107ZM137 153V152H136ZM139 153V152H138ZM10 154V153H9ZM8 153H7V155H9ZM36 154H33V155H36ZM39 154V156H38V158H40V156H42V155H40ZM62 155H63V152L61 153ZM69 154V155H70ZM116 154V153H115ZM118 154V153H117ZM116 154V155H117ZM120 154V153H119ZM130 154H132V153H130ZM133 154L131 155V156H133ZM6 155V156H7ZM46 155V154H45ZM62 155H61V157H62ZM67 154H65L64 156H65V159H66V156ZM75 155V154H74ZM84 155V154H83ZM90 155V154H89ZM94 155V154H93ZM93 155H91V157L93 156ZM96 155V154H95ZM100 155H101V153H100ZM129 155V154H128ZM127 155V156H128ZM143 155V154H142ZM142 155L140 154V156L142 157ZM145 155V154H144ZM26 156V155H25ZM76 156H78L77 155V153H76V155H75V157ZM119 156H121V155H119ZM118 156V157H119ZM135 156V155H134ZM140 156H138L137 157V155H136V158H130V160H132V165H133V162L135 163L134 165V167H136V165H137V158H140ZM2 157H4V158H7V157H5V155L4 156H2ZM11 157V156H10ZM17 157V156H16ZM34 157V156H33ZM48 157V158H49ZM61 157H60V159H59V157L57 158V161L56 162H58V160H62L61 159ZM79 157V156H78ZM85 157V155L82 157V158H84ZM90 157V156H89ZM90 157V159H93V158H91ZM123 157V156H122ZM129 157H130V155H129ZM144 157L145 156H143L142 158L144 159ZM146 157H147V155H146ZM154 157V156H153ZM36 158H37V156H36ZM38 158H37V161H38ZM72 158V157H71ZM71 158L69 159V161L71 160ZM80 158V157H79ZM81 158V159H82ZM87 159H88V156L86 157ZM86 158H84V159H82L84 162H86L85 161V159ZM8 159V158H7ZM21 159V158H20ZM42 159V158H41ZM74 159V158H73ZM76 159H78V158H75V160ZM89 159V160H90ZM122 158L120 157V159H119V161L121 160ZM125 159H128V158H125ZM150 159V158H149ZM151 159H153V158H151ZM206 159H207V161L208 160H210V162H209V167H211L210 168V171H209V168L206 166ZM6 160V159H5ZM9 160V159H8ZM15 160V159H14ZM14 160H12V161H14ZM35 160V159H34ZM33 160V161H34ZM50 160V159H49ZM74 160V162H73V164H75V165H78V167L81 165H83V164H85L84 162H80V164H77L76 163V161ZM106 160H108V158L106 159ZM110 160H112V159H110ZM123 160V159H122ZM121 160V161H122ZM130 160H129V162H130ZM142 160V159H141ZM155 160V159H154ZM211 160H213V161H215L214 162V167H212L210 164H212V161ZM7 161V160H6ZM6 161H4V159H3V162L4 163H6ZM30 161H32V160H30ZM32 161V163H33V165L35 164L36 165V163H34ZM39 161H40V159H39ZM48 160H46L45 159V162H47ZM54 161H55V159H54ZM63 161H65V160H63ZM68 160L66 161V162H69ZM79 160H77V162H78ZM91 161V160H90ZM89 161V162H90ZM99 161V160H98ZM117 161V160H116ZM128 161V160H127ZM139 161H140V159H139ZM151 161H153V160H151ZM3 162H1L3 165V168H4V166H5V168L8 166V164L6 163V164H4ZM42 164L44 163V159H43V162H42V160L40 161ZM61 162V161H60ZM118 162V161H117ZM122 162H124V161H122ZM128 162V165L130 164ZM219 162H222L223 163V165H222V163H219ZM12 163V162H11ZM21 163V162H20ZM39 163V162H38ZM50 163V162H49ZM48 163V164H49ZM52 163V162H51ZM96 163V162H95ZM112 163H113V161H112ZM119 163V162H118ZM27 164V163H26ZM59 164V163H58ZM63 164L65 165V162H63ZM63 164H59V165H63ZM88 164V163H87ZM120 164V163H119ZM122 164V163H121ZM124 164V163H123ZM147 164H151L150 163V160H149V162H147ZM154 164V163H153ZM152 164V165H153ZM220 164V165H219ZM224 164H226L227 166H228V171H230V169H229V165L230 164H234V166H239V168H241L242 170L240 171L239 170V172L240 173H238L237 171L235 172V173H228L227 172V170H225V169H227V168H225V167H227V166H225ZM9 165H10V163H9ZM39 165V164H38ZM41 165V164H40ZM44 165V164H43ZM49 165H51V166H53V164H49ZM55 165V164H54ZM64 165H63V167H64ZM67 165V164H66ZM70 165H72V163L70 162ZM69 164L67 165V167L68 166H70ZM92 165V164H91ZM143 165H144V163H143ZM146 165V164H145ZM144 165V166H145ZM219 165V166H218ZM225 166L224 168L225 169H223L222 170V166ZM13 163H12V168H13ZM17 166H20V165H18L17 164ZM16 166V163H15V169L13 168V170L11 171L10 170V168H11V166L8 168H6V169H9L11 172H13L14 173V175H16L18 172H15V171H19V168ZM22 166H24V165H22ZM29 166V165H28ZM27 166V167H28ZM37 166V165H36ZM45 166V165H44ZM44 166L42 167V165H41V167L42 168H44ZM48 166V165H47ZM89 166H90V164H89ZM114 166V165H113ZM127 166V165H126ZM139 166V165H138ZM137 166V167H138ZM147 166V165H146ZM144 167V170L147 168V167ZM39 167V166H38ZM66 167V168H67ZM71 167H73V169H70L69 168V172H72V171H74V166L72 165ZM92 167V166H91ZM95 167V166H94ZM124 167V166H123ZM141 169H142V167L141 166H139ZM138 167V168H139ZM218 167H220L221 169H219ZM231 167H232V165H231ZM1 168V167H0ZM4 168V169H5ZM16 168H18L17 170H16ZM21 169H23V171H25L24 169L25 168H22V167H20ZM30 168H32L31 170L33 171L34 169H33V166L32 167H30ZM35 168H37V167H35ZM48 167H46V169H47ZM49 168H51V167H49ZM84 168V167H83ZM87 169H88V166L86 167ZM118 168V167H117ZM126 169H127V167H125ZM129 168V167H128ZM3 169V170H4ZM29 169V168H28ZM38 169H40V168H38ZM81 168H79V170H80ZM85 169V168H84ZM84 169H81V170H83V172H84ZM92 169H93V167H92ZM115 169V168H114ZM125 169V170H126ZM130 169H132V167L130 168ZM130 169H127L128 170V173H129V170ZM134 169H137V168H134ZM140 169V170H141ZM148 169V168H147ZM2 169H0V171H1ZM2 170V171H3ZM15 170V171H14ZM35 170H37V169H35ZM34 170V172H36ZM42 169H40V171H41ZM48 170V169H47ZM46 170V171H47ZM51 170H52V168H51ZM54 170H57V171H59V172H57V173H59V174H61L60 173V171L61 170H58L57 168H54ZM78 170V169H77ZM94 170V169H93ZM139 170V169H138ZM137 170V171H138ZM6 171H8V170H6ZM10 171H8L7 173H9L10 174ZM44 171H45V169H44ZM68 171V170H67ZM66 171V172H67ZM92 171V170H91ZM95 171H96V169H95ZM131 171H133V169L131 170ZM130 171V172H131ZM136 171V170H135ZM134 171V172H135ZM143 173V175L144 174H146L147 172H146V170L145 171H143V170H141ZM210 172V174L208 173V172ZM31 172V171H30ZM39 171H37L36 173H38ZM64 172V171H63ZM66 172H64V173H66ZM77 172V171H76ZM83 172H81V174L80 175H82V173ZM93 172V171H92ZM152 172V171H151ZM208 173L209 174V177H208V175L207 176H204V173ZM242 172H244V174L242 173ZM13 173H12V175H13ZM21 173H23L22 172V170H21ZM21 173H18L19 174V176L18 175H16V176H18V177H20L21 175H23V174H21ZM33 173V172H32ZM32 173L30 174V173H28V174H30V178L28 177L29 175H25V180L24 179H22V182H21V186H19V188L20 189H18V191L19 190H24L25 188H23V187H25V185L24 186H22V183L24 182V181H27V179H33V178H35V176L33 177V178H31L35 173H33V175H32ZM46 173V172H45ZM68 173V172H67ZM154 173V172H153ZM0 174H1V172H0ZM7 175V177L8 176H11L12 177V175ZM21 174V175H20ZM26 174V173H25ZM41 174H44V172H42ZM48 174V173H47ZM46 174V175H47ZM72 173H68V175H71ZM79 174V173H78ZM77 173H76V175L79 177L80 175H78ZM91 174H93V175H96V174H94V172L93 173H91ZM115 174V173H114ZM138 174V173H137ZM142 174L140 173L139 175H140V178H141V176H142ZM161 174V173H160ZM13 175V176H14ZM90 175V174H89ZM105 175H107V174H105ZM127 175V174H126ZM134 175V174H133ZM150 175H153V174H149V175H147L148 177L150 176ZM169 175V176H170ZM173 175V176H174ZM194 175V176H193ZM211 175H213L212 177H211ZM1 176V175H0ZM3 176V175H2ZM5 176V175H4ZM3 176V177H4ZM26 176H27V178H26ZM38 176V175H37ZM39 176H41L40 174H39ZM48 176H50V174H48ZM54 175H52V177H53ZM59 176V175H58ZM57 176V177H58ZM65 176H66V174H65ZM72 176H74V177H77V176H75L74 174H72L71 176H69L70 178L72 177ZM92 176V175H91ZM100 176V175H99ZM146 176V177H147ZM161 176H162V174H161ZM168 176V175H167ZM172 176V175H171ZM170 176V177H171ZM174 176V177H175ZM193 178H192V177ZM214 176L215 177H218V178H216V179H218L219 180V183H217V184H215V178H214ZM5 178L6 180H7V182L6 183H10V181H11V179L13 180L14 179V181L16 180V178L17 177H13V178H11V179H9V182H8V178ZM46 177V176H45ZM44 177V178H45ZM59 177H61V176H59ZM68 176L66 177V179L67 178H69ZM82 177V176H81ZM87 178L89 177V176H86ZM93 177V176H92ZM104 177V176H103ZM107 176H105V178H106ZM131 177V176H130ZM153 177V176H152ZM163 177V176H162ZM166 177V176H165ZM173 177V178H174ZM176 177V178H177ZM192 178V179H190L189 180V178ZM24 178V177H23ZM43 178V179H44ZM65 178V177H64ZM69 178V179H70ZM86 178V179H87ZM134 178V183H132V185H130V184H128V185H130V186H126V187H123V185H119V183H118V181H117V183H115V184H117L118 186H117V188L114 186V188H115V190L116 191H118L119 190V192H115V194H114V196H116V198H117V196L119 197V198H117L118 200H119V206L118 207H120L121 205L120 204H122V206H123V209L124 210H126L127 212H129L128 214H131L132 212H131V210L129 209V207L130 206H132V208H136V207H138V208H140L139 207V204H138V202H141V201H138V200H135V201H138L137 202V204H138V206H136V205H134L135 203H134V199L137 197V196H139V192L141 191L140 190V186H139V190H138V187H136L135 188V186L137 185L136 184V182H135V178L136 177H133ZM137 178L139 179V177L137 176ZM151 178V177H150ZM169 178V177H168ZM167 178V179H168ZM172 178V177H171ZM171 178H169V181L170 180H172ZM212 178H214V181L212 180ZM3 178H1V180H2ZM5 179H3V180H5ZM18 179V178H17ZM54 179V178H53ZM57 180H58V182L59 181H61V180H59L58 178H56ZM62 179V181L61 182H63L64 180H63V177L61 178ZM68 179V180H69ZM76 179H78V178H76ZM81 179V178H80ZM84 179H85V177H84ZM84 179H83V181H84ZM85 179V180H86ZM98 179V178H97ZM109 179V178H108ZM114 179V178H113ZM125 179V178H124ZM144 179V177H142V180ZM154 179V178H153ZM156 179V178H155ZM175 179V178H174ZM34 180V179H33ZM32 180V181H33ZM42 179H40V181H41ZM45 180H46V178H45ZM45 180H43V182L45 181ZM49 180H51L50 179V177H49ZM49 180H46L48 183L49 182H52V184L51 185H55L54 184V181L52 180V181H49ZM88 181H89V178L87 179ZM99 180H102V179H99ZM99 180H97V181H99ZM111 180V179H110ZM115 180V179H114ZM141 180V179H140ZM159 182H160V180H163V178L161 179V177H160V179H159V177H158V179H157ZM157 180H156V182H157ZM176 180V179H175ZM11 182V183H15V182ZM29 181V180H28ZM35 181V180H34ZM39 181V182H40ZM67 181V180H66ZM74 182H76V181H79V180H73ZM72 181V182H73ZM87 181V182H88ZM93 181V180H92ZM112 181V180H111ZM122 181V180H121ZM144 181H145V179H144ZM166 181V180H165ZM2 182V181H1ZM4 182V183H5ZM38 181H37V183H39ZM43 182H41V184L43 183ZM59 183V186L62 184V183ZM90 182V181H89ZM114 182V181H113ZM139 182V181H138ZM137 182V183H138ZM152 182H153V184H154V180H152ZM151 182V183H152ZM155 182V183H156ZM158 182V183H159ZM10 183V184H11ZM18 183H20V182H18ZM36 183V182H35ZM44 183H46V182H44ZM142 183V182H141ZM144 183V182H143ZM146 183V182H145ZM148 183V182H147ZM158 183H156V184H158ZM163 183V181H161V183L160 184H162ZM2 184V183H1ZM41 184L39 185V186H41ZM72 184L73 185H75V183H71V185H69L68 184V186H72ZM114 184V183H113ZM152 184V185H153ZM9 185V184H8ZM20 185V184H19ZM32 185V184H31ZM30 185V189L31 188H33L32 186ZM36 185V184H35ZM64 185V183L62 184V186ZM98 185H100V184H98ZM108 185H110V187H111V185L112 184H108ZM147 185H149V184H147ZM197 185V184H196ZM206 185V184H205ZM210 185H208V186H210ZM0 186H2V185H0ZM28 186V185H27ZM52 186V187H53ZM61 186V187H62ZM64 186H67V184H65ZM90 186V185H89ZM95 186V185H94ZM94 186H93V189L92 190H95V188H94ZM154 186H155V188H156V185L154 184ZM187 186H188V184H187ZM218 186L217 187H215V188H218ZM2 187H4L5 188V191L3 192V194L6 192V189L8 188V186L7 185H3ZM7 187V188H6ZM15 187H17V185L15 186ZM44 187V186H43ZM42 187V188H43ZM47 187V186H46ZM46 187L45 188H43L42 190L43 191H45L46 190ZM51 187V186H50ZM51 187V188H52ZM84 187H86L85 185H84ZM92 187V186H91ZM95 187H97V185L95 186ZM112 187H113V185H112ZM144 187H146L145 185H143V188ZM157 187H158V185H157ZM179 187H181V185L180 184H176V185H171L170 187H169V190H168V192H167V194L165 195V197H163L164 195L163 194H165V193H162V200H161V198H159L160 199V201L161 202H159V205L157 204V208H154L155 210V212L157 211V214L158 213H161L162 211L163 212H166L167 210V212H169V213H167L168 215H170L172 212H173V214H176L177 215V211H176V209L175 208H173L174 207V201H173V203H172V199L173 198H176V200H179L178 198H177V196L175 195V194H177L178 192V189H179ZM189 187V186H188ZM196 187H198V185L196 186ZM199 187H201V185L199 186ZM204 187V186H203ZM202 187V188H203ZM9 188H11V186L9 187ZM8 188V189H9ZM23 188V189H22ZM37 188H39V187H37ZM36 188V189H37ZM54 188H58V184L56 183V186H54ZM63 188V187H62ZM89 188V187H88ZM88 188L86 187V188H84L83 189V191H81L80 190V188H78L80 191H81V194H80V197H81V199H83V202H80V203H78V204H80V208L79 209H81V210H84V212H86L85 210H88V214L90 213L91 214V212H92V208L93 207H95L96 205H94V202L92 201L93 199H94V197H93V199H92V196L93 195H91L92 193H90V191H88ZM114 188H111L112 190L114 189ZM137 189L139 192H137V190L136 191H134L133 189ZM154 188V187H153ZM159 188V187H158ZM158 188H156V190H158ZM161 188H162V186H161ZM161 188H160V192H161ZM256 188H258V193H256V192H254L255 191V189ZM3 189V188H2ZM17 189V188H16ZM49 189V190H48ZM55 189V190H56ZM97 189V188H96ZM98 189H102V187H100L99 188V186H98ZM97 189V190H98ZM108 189V194L110 193V190H109V188H107ZM150 189V188H149ZM199 189H201V188H199ZM1 190V189H0ZM10 190V189H9ZM8 190V191H9ZM29 190V189H28ZM28 190H26V191H28ZM55 190H52L53 191V193H54V191ZM63 190V189H62ZM114 190V191H115ZM134 192H132V191ZM155 190V189H154ZM180 190H182V189H180ZM179 190V192H181ZM184 190V189H183ZM189 190H190V188H189ZM210 190V189H209ZM48 191H50V194H51V196L53 195L52 194V192H51V189L50 188H47V194H49L48 193ZM59 191H61L60 190V188H59V190L57 191L56 190V192L57 193H55L54 194V196L55 195H57V197L59 198V194L61 193V194H63L62 192L63 191H61V192H59ZM65 191V190H64ZM72 191L74 192V190H71V193H72ZM200 191V190H199ZM212 191V190H211ZM211 191L209 192V193H211ZM28 192H34V193H37V192H35V187L33 188V190L32 191H28ZM40 192H42V191H40V190H38V193H40ZM59 192V193H58ZM70 193V189H69V191L67 190L66 192H64L65 194L66 193ZM93 192V191H92ZM96 191H94V193H95ZM144 192H145V190H144ZM195 192H196V189H195ZM198 192V191H197ZM218 192V193H217ZM261 192V193H260ZM7 193V192H6ZM9 193H10V191H9ZM24 193H26V192H24ZM46 193V192H45ZM67 193V194H68ZM98 193H99V191H98ZM97 193V194H98ZM112 194L114 193V192H111ZM126 193V194H125ZM130 193V194H129ZM131 193H133L134 195L132 196L131 195ZM138 195H137V194ZM147 193H149L148 191H147ZM154 193L156 194L157 193V191L155 192L154 191ZM159 193V192H158ZM213 193V192H212ZM0 194H2V193H0ZM2 194V195H3ZM20 195H21V192L19 193ZM40 194H42V193H40ZM39 194V195H40ZM47 194H44V195H47ZM50 194L46 197V202H45V205H48L49 204V206H50V204L52 205V206H54V208H52L51 209V207H50V210H53V209H55V207H58L59 208V206H58V204L61 202V200L63 201L62 203L64 204H62L61 206V208H59V209H61L62 210V208L65 206V203H64V199L66 198V195H64V198H63V195H61L60 197V199H58V201H60L59 203L57 202V206L56 205H53L54 203H55V201L54 200H56V199H54V198H51L52 199V202L51 203H48V204H46L47 202H50V199L48 198L49 196H50ZM97 194L95 193V195L94 196H97ZM99 194H101V192L99 193ZM108 194H107V192L104 194L105 196L107 195L108 196ZM111 194V195H112ZM144 194V193H143ZM151 194H152V192H151ZM189 194V193H188ZM263 194V195H262ZM1 195V196H2ZM9 195V194H8ZM19 195V196H20ZM24 195V194H23ZM31 195V194H30ZM36 195V194H35ZM103 195V196H104ZM128 195V196H127ZM146 195V194H145ZM173 195H174V197H173ZM181 195V194H180ZM179 195V196H180ZM186 195V194H185ZM211 195V194H210ZM213 195V194H212ZM258 195V196H257ZM6 196V195H5ZM37 197H38V194L36 195ZM34 197V198H36L37 199V197ZM41 196V195H40ZM43 196V195H42ZM72 196V195H71ZM74 196V195H73ZM72 196V197H73ZM100 197H101V195H99ZM103 196H102V199H103ZM110 196V195H109ZM114 196H111V197H113L114 198ZM134 196H136L135 198H132V197H134ZM147 196V195H146ZM152 196V198H153V195H151ZM182 196V195H181ZM189 196V195H188ZM2 197H4V196H2ZM1 197V198H2ZM31 197V196H30ZM208 197H209V195H208ZM211 197V196H210ZM258 197H260L259 199H258ZM1 198H0V200H1ZM5 198H7V197H5ZM34 198L33 199H31L32 200V202H33V204H34V201H36V200H34ZM67 198H71V197H67ZM116 198L114 199V202H118V200H116ZM151 198V199H152ZM181 198H183V197H181ZM45 199V198H44ZM90 199V200H89ZM97 199V198H96ZM112 199V198H111ZM137 199H141V197L140 198H138L137 197ZM37 200H39V198L37 199ZM67 200L68 199H66L65 201H66V203H68V202H72V199L70 200V201H68L67 202ZM101 200V199H100ZM116 200V201H115ZM147 200H149V198L147 199ZM154 200V199H153ZM152 200V201H153ZM181 200V199H180ZM211 200V201H212ZM258 200H259V202H258ZM5 201H6V199H5ZM42 201H45V200H43V198H42ZM57 201V200H56ZM103 201V200H102ZM105 201V200H104ZM54 202V203H53ZM107 202V201H106ZM105 202V203H106ZM158 202V201H157ZM40 203H43V202H40ZM110 203H112V201L110 202ZM150 203V202H149ZM175 203H177V201L175 202ZM44 204V203H43ZM71 204V203H70ZM95 204H97V203H95ZM178 204H179V202H178ZM177 204V205H178ZM187 204V203H186ZM2 205V204H1ZM28 205H29V202H28ZM35 206L34 207H38L39 206V209H41L43 206L41 205H39V203H37L36 204V202H35V204H34ZM72 205V204H71ZM143 205H144V203L141 205V210H143L142 208H144V207H146L147 208V205L148 204H145L146 206H144L143 207ZM3 206V205H2ZM106 206V205H105ZM111 206V205H110ZM109 206V207H110ZM115 206V205H114ZM134 206H136V207H134ZM214 206V207H215ZM1 207V206H0ZM41 207V208H40ZM100 207V206H99ZM107 207H108V205H107ZM106 207V208H107ZM112 207V206H111ZM118 207L116 206V208H115V210L116 209H118ZM152 207V206H151ZM43 208H45V207H43ZM47 208V210L49 209L48 207H46ZM46 208H45V212H48V213H51L52 212V214H53V216L55 217V213L56 214H58L59 212H55L54 211V213H53V211H46ZM65 208H66V206H65ZM65 208H64V210H65ZM69 209H70V205H69V207H68ZM120 208H122V207H120ZM131 208V207H130ZM144 209L145 211H140V209H137V213H141V215H142V217H140L141 218V220L143 221V223H141V222H139V228H138V233H137V235H134V236H132V237H134L135 238V236H136V239H133V240H131L132 241V244H133V246L132 245H129V246H126V244L124 245L122 242H114L115 244H116V250L114 251V253L111 255V257H104V259H103V261H102V259H101V261H102V263L101 264H117V262H119V261H123L125 258H127V256L129 257V254H131V252L132 251H139V252H137V255L140 257V259H143V260H146L148 263H150V264H173V263H176V262H178L179 261V263H183L184 261V259L189 255V254H191L192 252L194 253V252H200V251H202V250H204V252H206V250H211L212 252H213V254L215 255V257L216 258H219V259H221V260H225V264H230V262L229 261H231V264L233 263V264H238V263H240L241 261L240 260H242L241 258L244 256V254H248L247 252H246V250H243L244 248H241V246L239 247V246H235V244L237 243H235L234 244V246H230V247H227V248H225L226 246H224V249L221 247V249H220V247H214L213 245H209V244H207V243H205V244H201V242L197 239V238H195V237H190V236H188L187 238H183V237H180L181 238V240H178V239H180V238H178L175 242H174V240L171 242V241H169V237H168V240H166L167 239V236H165L166 237V239H164V240H166V242L165 241H163V238H165L164 237V235H165V233H166V231H165V229H164V231H165V233L163 234V232L161 233V231H160V233L161 234H163V238L161 239V238H157L156 237V235L154 236V233H153V228L154 227H156L157 226V228L159 227V225L157 224L156 226L154 225V227H153V222H152V224H151V221H150V219H149V221H148V215H147V217H146V214L148 213V212H146V210L148 209ZM249 208V209H248ZM263 208V207H262ZM8 209V208H7ZM67 209V208H66ZM68 209V210H69ZM121 210L122 212L124 211V210ZM149 209H151V208H149ZM212 209V208H211ZM218 209H216L217 211H218ZM229 209V208H228ZM256 208H254V210H255ZM258 209V210H259ZM264 209V208H263ZM262 209V210H263ZM25 210V209H24ZM32 210V209H31ZM56 210V209H55ZM63 210V211H64ZM89 210H90V212H89ZM103 210H105V209H103ZM136 210V209H135ZM138 210H139V212H138ZM164 210H166V211H164ZM181 210V209H180ZM215 210V209H214ZM232 210V209H231ZM257 210V209H256ZM262 210H260L261 212H262ZM8 211V213H10V209L9 210H7ZM34 211V210H33ZM58 211V210H57ZM77 211V210H76ZM79 211V210H78ZM94 211V210H93ZM96 211V213H97V210H95ZM101 210L100 209H98V212H100ZM111 211V210H110ZM125 211V213H127ZM134 211V210H133ZM148 211V210H147ZM150 211V210H149ZM175 211L177 212V213H175ZM211 211H213V209L211 210ZM225 211V212H224ZM234 211H237V210H235L234 209ZM238 211L236 212V214L238 213ZM34 212H38V210L36 209ZM41 212H43L42 211V209H41ZM69 212V211H68ZM81 214H82V211H79ZM116 212V214H118V213H120V212H118L117 213V211H115ZM152 212V211H151ZM155 212H153V213H155ZM171 212V213H170ZM215 212V211H214ZM241 212H243V211H241ZM251 212V211H250ZM255 212V211H254ZM7 212L5 213V214H8ZM44 213V212H43ZM62 213V212H61ZM72 213V212H71ZM85 214L86 216L88 215V214ZM93 213V212H92ZM95 213V212H94ZM94 213L92 214V215H94ZM110 213V212H109ZM134 214H133V216L132 217H134L135 216V211L133 212ZM146 213V214H145ZM212 213V212H211ZM218 213H219V211H218ZM246 213V212H245ZM260 213V212H259ZM5 214L2 216V218H3V221H4V219H5ZM27 214H28V210H27ZM30 214V213H29ZM34 214V213H33ZM32 214V215H33ZM72 214H75V212L74 213H72ZM84 214V213H83ZM98 214H100V213H98ZM97 214V215H98ZM151 214V213H150ZM166 214V213H165ZM172 214V215H173ZM216 214V213H215ZM241 214V213H240ZM249 214V213H248ZM10 215V214H9ZM8 215V216H9ZM43 215V214H42ZM41 215V216H42ZM58 215H60V214H58ZM77 215V214H76ZM75 215V216H76ZM100 215H102V214H100ZM104 215H106V213H104ZM108 215H110V214H108ZM107 215V216H108ZM120 215V214H119ZM140 215V216H141ZM170 216V217H173V216ZM180 215V214H179ZM178 215V216H179ZM220 215V214H219ZM232 215V214H231ZM238 215V214H237ZM245 215V214H244ZM255 215V214H254ZM259 215H261V213L259 214ZM263 215V214H262ZM23 216V215H22ZM33 216H35V215H33ZM49 216V215H48ZM77 216H79V215H77ZM76 216V217H77ZM130 216V215H129ZM139 216V214L136 216V217H138ZM154 216V215H153ZM155 216H156V214H155ZM159 216H160V214H159ZM215 216H218L217 214L215 215ZM35 217H40L39 215H36ZM52 216L50 215V217H48V218H50V219H54V217H52ZM64 217V216H63ZM71 217V216H70ZM76 217H74L73 216V218H76ZM106 217V216H105ZM108 217H110V216H108ZM113 217V216H112ZM116 217H117V215H116ZM119 217V216H118ZM131 217V218H132ZM136 217H134V218H136ZM150 217V216H149ZM164 217H165V215H164ZM176 217V216H175ZM225 218H227L228 217V215H227V217L226 216H224ZM9 218V217H8ZM67 218H69V216L67 217ZM80 218H82V217H80ZM99 218V217H98ZM115 218V217H114ZM122 218V217H121ZM127 218H128V216H127ZM157 218V217H156ZM163 218V217H162ZM166 218V217H165ZM189 218V217H188ZM220 217H218V219H219ZM223 217H221V219H222ZM230 218V217H229ZM228 218V220H229V223H230V219ZM243 218V217H242ZM241 218V219H242ZM258 218V217H257ZM43 219V220H42ZM45 218H41L40 220H42V222L44 223V224H46V226L45 225H43L42 227L43 228H45L46 229V227H47V225H49V223L47 224L46 223V220H44ZM47 219V218H46ZM66 219V218H65ZM110 219H111V217H110ZM116 219V218H115ZM123 219V218H122ZM178 219H180V218H178ZM206 219V218H205ZM237 219H239L240 220V218H237ZM261 219V218H260ZM2 219H0V221H1ZM11 220V219H10ZM39 220V219H38ZM39 220V221H40ZM47 220H49V219H47ZM61 220H64V219H61ZM70 221L69 219H66V220H64L63 222L61 221V222H59V224L61 223V224H63V223H65L66 221ZM74 220V219H73ZM77 220V219H76ZM76 220H74V224H73V226L75 225V223H77V221ZM99 220V219H98ZM108 220V219H107ZM121 220V219H120ZM119 220V221H120ZM134 221H136L137 220V218L136 219H133ZM166 220V219H165ZM170 220V219H169ZM177 220V219H176ZM227 220V219H226ZM234 220V219H233ZM248 220V219H247ZM3 221L1 222V224L3 223ZM30 221H32V219L30 220ZM29 221V222H30ZM111 221H113V220H111ZM127 221V220H126ZM125 221V222H126ZM202 221V220H201ZM236 221V220H235ZM235 221H233L232 222V220H231V225H233L234 226V222ZM19 222V221H18ZM51 222H52V224H53V220H51ZM51 222H50V224H51ZM58 222H56V224H53V226L55 225V226H59V228H58V231H60L61 230V228L62 227H60V225L58 224L57 225V223ZM133 222V221H132ZM155 222H156V220H155ZM165 222V221H164ZM223 222L225 223V221L223 220ZM240 222H243V221H240ZM240 222H238V223H240ZM248 221H246L245 223H247ZM250 222V221H249ZM32 223V224H31ZM30 224H28L29 226H27V225H25V226H27V227H29L28 229H30V226H31V228H32V225H34V226H36L35 225V223H34V220L31 222ZM39 223V222H38ZM42 223V224H43ZM55 223V222H54ZM69 222H67V224H68ZM175 223H178V222H176L175 221ZM220 223V222H219ZM237 223V221L235 222V224ZM262 223V222H261ZM260 223V224H261ZM264 223V222H263ZM262 223V224H263ZM9 223L7 222L6 223V226L8 225ZM24 224V223H23ZM65 225V224H63V225H65V226H63V225H61V226H63L64 228L66 227V228H68L70 225L69 224H71V223H69L68 225ZM95 224H97V223H95ZM103 224V223H102ZM116 224V223H115ZM115 224H114V226H115ZM131 224V223H130ZM168 223H166L165 225H167ZM242 224V223H241ZM240 224V225H241ZM243 224H244V222H243ZM87 225V224H86ZM86 225H84V226H86ZM118 225H120V223L118 224L117 223V226ZM122 225V224H121ZM133 225L134 224H132V227L131 228H129V229H133ZM199 225H201V224H199ZM223 225V224H222ZM231 225H229L230 227H231ZM238 225V224H237ZM247 225V224H246ZM246 225H244V226H246ZM4 226H5V224H4ZM5 226V227H6ZM24 226V229H26V227ZM34 226H33V228H34ZM52 226V227H53ZM54 226V227H55ZM81 226V225H80ZM88 226V225H87ZM109 226V225H108ZM113 226V225H112ZM125 226H127V225H124V227ZM130 226V225H129ZM136 226V225H135ZM134 226V227H135ZM138 226H136V227H138ZM174 226H176V225H174ZM221 226V225H220ZM224 226V225H223ZM228 226V227H229ZM13 226L11 225V229H13L12 228ZM22 227V226H21ZM38 227V230H41V229H39L41 226H40V223H39V226L37 225L36 226V228ZM52 227L50 228V226H49V230H51L52 229ZM72 227V225L69 227L70 229H72L71 228ZM83 227V226H82ZM94 227H95V225H94ZM97 227H100L98 224H97ZM124 227L122 228V230H121V232H119V233H121L122 235H124V233H125V231L123 230L124 229ZM237 227H240V226H237ZM243 227V226H242ZM247 227H250V226H247ZM258 228H259V226H257ZM262 228H261V230L263 229V227L264 226H261ZM7 228V227H6ZM6 228H4L5 230H7ZM56 228V227H55ZM66 228H65V230H66ZM78 228V227H77ZM77 228H76V231L74 232V234H75V237L74 238H76L77 236H76V233L79 231V230H81V229H79L78 231H77ZM84 228H86V227H84ZM89 228V227H88ZM87 228V229H88ZM109 228H111V227H109ZM114 228V227H113ZM187 227H185V229H186ZM202 228V227H201ZM234 228V227H233ZM257 228V229H258ZM23 229V230H24ZM44 229V230H45ZM74 229V228H73ZM115 229H117L116 227H115ZM126 229H128L127 227H126ZM128 229V230H129ZM158 229H160V228H158ZM196 229V228H195ZM205 229V228H204ZM236 229V228H235ZM238 229V228H237ZM241 230H240V232L242 231V228H240ZM243 229H244V227H243ZM246 229V228H245ZM245 229L243 230V231H245ZM253 229V228H252ZM3 230V229H2ZM18 230H19V228H18ZM44 230L42 231V232H44ZM53 230V229H52ZM52 230L49 232V234L50 235H53V238H52V236H49L48 235V231H47V233L46 232H44L47 236H48V238L49 237H51V239H49V240H51L52 241V239H54L55 237H54V234H56V236L57 235H59L60 233L59 232H57V233H55L54 231H55V229H54V231L52 232ZM57 230V229H56ZM64 230V229H63ZM62 230V231H63ZM90 230V229H89ZM91 230H92V227H91ZM90 230V231H91ZM133 230H135V229H133ZM155 230H156V228H155ZM230 230V229H229ZM233 230V229H232ZM0 231H1V228H0ZM21 231V230H20ZM27 231V233H28V230H26ZM25 231V232H26ZM35 232H36V229L34 230ZM90 231H88V232H90ZM104 232H105V230H103ZM111 231H115V230H110V232ZM117 231V230H116ZM119 231V230H118ZM131 230H129V232H130ZM158 231V230H157ZM156 231V232H157ZM192 231V230H191ZM226 231V230H225ZM231 231V230H230ZM262 231H264V230H262ZM261 231V232H262ZM2 232H4V231H2ZM12 232H14L13 230H12ZM31 232H32V230H31ZM66 233H68V230L67 231H65ZM80 232V234L82 235V232L81 231H79ZM92 232H94V228H93V231ZM129 232H126V234H130ZM132 232L133 231H131V235H133L132 234ZM178 232V231H177ZM187 232V231H186ZM223 232V231H222ZM232 232V231H231ZM234 232H237V231H235L234 230ZM233 232V233H234ZM258 232V231H257ZM21 233H22V231H21ZM34 233V232H33ZM43 233V234H44ZM53 233V234H52ZM73 233V232H72ZM84 233H86V231H84L83 230V234ZM95 233H97L96 231H95ZM103 233V232H102ZM118 233V232H117ZM159 232H158V234H160ZM192 233V232H191ZM199 233V232H198ZM201 233V232H200ZM212 233V232H211ZM230 233V232H229ZM232 233V234H233ZM238 233H239V231H238ZM238 233H236V235L238 236ZM255 233V232H254ZM2 234V233H1ZM35 234H37V235H42V233H35ZM70 234V233H69ZM90 234V233H89ZM111 234V233H110ZM177 234H179V233H177ZM181 234V233H180ZM190 234V233H189ZM193 234V233H192ZM194 234H195V232H194ZM223 234V233H222ZM240 234V233H239ZM245 234V233H244ZM258 234H260V233H258ZM263 234V233H262ZM261 234V235H262ZM11 235V234H10ZM17 235H19V231H18V234H16V235H14V237L15 236H17ZM23 233H22V236H21V238L23 237ZM27 235V234H26ZM28 235H30V234H28ZM27 235V238L28 239H31V238H33L35 235L34 234H32V235H34L33 237H30V236H28ZM37 235H36V238L38 239L39 237H37ZM39 235V236H40ZM46 235L44 236V235H42V236H44L45 238H46ZM62 235V234H61ZM67 235V238H69L70 240H66V241H68L69 243L70 242H73V241H77V238H76V240H74L73 239V236H71L72 237V239L70 238V236H68V234H66ZM71 235V234H70ZM88 235V234H87ZM91 235H93V234H91ZM96 235V234H95ZM108 235V233L106 234V236ZM130 235V236H131ZM172 235V234H171ZM174 235V234H173ZM191 235V234H190ZM200 235H202V234H200ZM205 235V234H204ZM209 235V234H208ZM212 235V234H211ZM215 235V234H214ZM220 235V234H219ZM227 235H228V233H227ZM233 235H235V234H233ZM246 235V234H245ZM256 235H257V233H256ZM256 235H254V238H255V236ZM261 235H258L259 237H264V235L263 236H261ZM1 237H3V235H0ZM20 236V235H19ZM19 236L17 237L18 239H19ZM25 236V235H24ZM63 236V235H62ZM64 236H65V234H64ZM86 236V235H85ZM104 236V235H103ZM102 235H98V237H103ZM106 236H104V238H108V236L106 237ZM125 236V235H124ZM129 236V235H128ZM178 236V235H177ZM181 236H183L182 234H181ZM185 236V235H184ZM195 236V235H194ZM213 236V235H212ZM210 237V239L211 238H213V237ZM218 238H219V236L218 235H216ZM222 235H220V237H221ZM4 237H6V236H4ZM3 237V238H4ZM7 237H8V234H7ZM30 237V238H29ZM44 237H42V240H44L43 238ZM83 237V239H85L84 238V236H82ZM92 237V236H91ZM126 237V236H125ZM156 237V239H154V238ZM161 237V236H160ZM170 237H172V236H170ZM175 237V236H174ZM200 237V236H199ZM208 237V236H207ZM215 237V236H214ZM248 237V236H247ZM26 238V236H25V238H24V241H25V239H26V241L28 240ZM35 238V239H36ZM48 238H46L47 240H48ZM67 238H65V239H67ZM154 240H153V239ZM242 238V237H241ZM249 238H253V236H250ZM248 238V239H249ZM14 239H16V238H14ZM23 239V238H22ZM39 239H41V236H40V238ZM46 239H45V241H46ZM57 239V238H56ZM64 239V240H65ZM80 238H78V241L80 242L81 241V239L79 240ZM100 239V238H99ZM113 239H115V240H117L115 237L113 238ZM130 239V238H129ZM172 239V238H171ZM170 239V240H171ZM209 239V238H208ZM220 239V238H219ZM222 240H223V238H221ZM225 239V238H224ZM228 239V238H227ZM230 239V238H229ZM232 239H234V237L232 238ZM238 239H239V236H238ZM245 239V238H244ZM247 239V238H246ZM256 239H257V237H256ZM259 240H260V238H258ZM0 240H1V238H0ZM33 240V239H32ZM32 240H28V241H31L32 242ZM41 240V241H42ZM48 240V241H49ZM73 240V241H72ZM107 240V239H106ZM217 240V239H216ZM231 240V239H230ZM236 240V239H235ZM242 240H243V238H242ZM262 240V239H261ZM28 241H27V243H25L26 245H28L29 243H28ZM45 241H43V242H45ZM51 241L48 243L47 241H46V244L45 243H42L41 245H47V246H49V247H53L54 248V243L52 244V245H49L50 243H51ZM54 241H55V243H56V241H58V239L57 240H55L54 239ZM65 241V242H66ZM100 242L101 241H103V240H99ZM117 241H119V240H117ZM130 241V242H131ZM168 241V242H167ZM178 241V242H177ZM182 242V243H179V242ZM237 241V240H236ZM248 242H249V240H247ZM252 241H254V240H252ZM257 240H255V242H256ZM263 241H264V238H263ZM4 242V241H3ZM5 242H8V241H5ZM11 241H9L8 243H10ZM53 242V241H52ZM64 242V243H65ZM96 242V241H95ZM97 242H98V240H97ZM103 242H105V240L103 241ZM107 242V241H106ZM162 242V243H161ZM177 242V243H176ZM206 242H208L207 241V239H206ZM215 242V241H214ZM227 242V241H226ZM231 242V241H230ZM246 242V241H245ZM248 242H247V244H248ZM250 242H251V240H250ZM0 243H1V241H0ZM8 243H6V244H8ZM18 242H15L14 244H17ZM34 243V244H33ZM33 243H31V245L33 244V247H34V250H37L38 248H40V240H36V242H35V240H33ZM74 243V242H73ZM77 243V242H76ZM75 243V244H76ZM82 243H83V241H82ZM84 243H87V240L84 242ZM90 243H91V241H90ZM112 243V242H111ZM113 243V244H114ZM129 243V242H128ZM219 243H221V242H219ZM242 243V242H241ZM4 244V243H3ZM12 242H11V244L10 245H14ZM24 244V250H25V248L26 247H29V246H26ZM58 244V243H57ZM68 244V243H67ZM93 244H94V242H93ZM93 244H91L92 246H93ZM108 244V247H110L109 245H110V242L108 243H106V245ZM112 244V245H113ZM238 244V243H237ZM246 243H245V245H247ZM9 245V244H8ZM10 245H9V247H10ZM69 245V244H68ZM67 245V246H68ZM71 245H72V243H70V247H71ZM101 245V244H100ZM209 245V246H208ZM220 245V244H219ZM222 245V244H221ZM239 245H240V242H239ZM253 245V244H252ZM251 245V246H252ZM257 245H260V244H257ZM6 245H4V246H2V248L4 249V247H5ZM18 246V245H17ZM20 246H22V243H21V245ZM26 246V247H25ZM58 246V245H57ZM73 246H75V245H73ZM78 246V245H77ZM90 246V245H89ZM88 246V247H89ZM98 246H99V244H98ZM98 246H96L98 249L100 248V247H98ZM102 246V245H101ZM114 246V245H113ZM113 246H111V247H113ZM213 246V247H212ZM228 246H229V243H228ZM8 247V250H10V248ZM16 246H14V254H16V253H18V252H20V251H18V252H16L15 250H17L18 248L16 247ZM31 247V246H30ZM37 247V248H36ZM55 247H56V245H55ZM79 247V248H78ZM77 248L78 249H80V246H78ZM247 247V246H246ZM1 247H0V249H2ZM36 248V249H35ZM43 248V255L45 254V249H47V251H48V248H44V247H42ZM41 248V249H42ZM57 248V247H56ZM64 248H66V247H64ZM68 248V247H67ZM72 248V247H71ZM77 248H76V250H77ZM83 248L84 247H82V250H83ZM102 248V247H101ZM100 248V249H101ZM104 250H108V249H110V248H108V249H106V247H105V245H104ZM197 248H200L199 249V251H196L197 250ZM262 248V247H261ZM264 248V247H263ZM12 249V248H11ZM12 249V250H13ZM27 249V248H26ZM30 249V248H29ZM28 249V252H31V249L29 250ZM41 249H39L37 252L39 253V251L42 253V251H41ZM59 249V248H58ZM70 249V248H69ZM91 249V248H90ZM153 249H154V251H153ZM5 250H6V248H5ZM5 250L2 252V253H4V254H7L6 252H8V250L5 252ZM19 250H21V248L19 249ZM23 250V251H24ZM51 248L49 249V252H51ZM62 250V249H61ZM65 250V249H64ZM75 250V251H76ZM81 250V251H82ZM85 250H87V249H84V252H85ZM156 250V251H155ZM208 250V251H209ZM46 251V252H47ZM55 251H57V250H55ZM54 251V252H55ZM66 251V250H65ZM64 251V252H65ZM80 251V250H79ZM207 251V252H208ZM210 251V252H211ZM250 251H252V250H250ZM11 252V251H10ZM27 251L25 250L21 255V258L20 259H22V257H24L25 259H26V257H27V259H28V261L27 260H25V263H32L31 261H30V258L33 256V259L35 258V256L37 255V252H35V254H34V252H33V254H32V256L31 255H29V256H23V255H28V252L26 253ZM53 252V251H52ZM59 252H60V250H59ZM67 252H69V251H67ZM66 252V253H67ZM90 251L88 250V252L86 251V253H89ZM94 252H96V251H94ZM100 252V251H99ZM104 252V251H103ZM102 252V253H103ZM105 252H107V251H105ZM154 252H157V253H159L160 252V254H156L155 253V255H154ZM11 253H13V252H11ZM25 253V254H24ZM41 253H39L40 255H42ZM57 252H55L54 254L52 253V257L54 258H56V260H54V262L56 261V262H58V259L60 258V256L62 257V255H60L59 256V258H58V255L59 254H56ZM70 253V252H69ZM69 253H67V254H69ZM77 253H78V251H77ZM80 253V252H79ZM83 253V252H82ZM49 253H47V255H48ZM60 254H61V252H60ZM106 253H104L103 255H105ZM108 254H109V252H108ZM133 254V253H132ZM131 254V255H132ZM200 254V253H199ZM199 254H198V256H199ZM210 254V253H209ZM1 255V254H0ZM8 255V254H7ZM6 255V256H7ZM11 254H9V256H10ZM18 255V254H17ZM35 255V256H34ZM55 255H57V257L55 256ZM64 255V254H63ZM70 255V257H69V260L71 259V257L72 256H75V253L74 254H69ZM107 255V254H106ZM194 255V254H193ZM193 255H192V258H193ZM201 255V254H200ZM207 255V254H206ZM259 255V254H258ZM16 256V255H15ZM38 256V255H37ZM80 256V255H79ZM133 256V255H132ZM197 256V254H196V258L198 257ZM202 256V255H201ZM200 256V257H201ZM210 256V255H209ZM5 257V256H4ZM4 257H3V261H4ZM14 257V256H13ZM13 257H9V258H13ZM17 257V259L16 260H19L20 261V263H22V264H25V263H23V262H21V260L18 258V256H16ZM20 257V256H19ZM29 257V258H28ZM40 257V256H39ZM38 257V258H39ZM51 257V258H52ZM67 257V256H66ZM78 257V256H77ZM76 257V258H77ZM131 257V256H130ZM129 257V258H130ZM134 257V256H133ZM133 257H131L132 259L131 260H129V261H127V263L128 262H131L132 260H133ZM136 257V256H135ZM138 257V258H139ZM146 257H148V258H146ZM203 257V256H202ZM213 257V256H212ZM37 258V257H36ZM37 258V259H38ZM42 258H45V256H42ZM42 258H40V260L42 259ZM49 258H50V255H49ZM49 258H46L45 259V262H44V260H42L41 262H44V263H46V264H48L49 263ZM63 258V257H62ZM85 257L83 256V259H84ZM95 258V257H94ZM96 258H98V257H96ZM100 258V257H99ZM194 258H195V256H194ZM214 258V257H213ZM245 259H246V257H244ZM0 259H2V256H0ZM14 259V258H13ZM65 259V258H64ZM79 259V258H78ZM78 259H77V261H76V259H75V257L74 258H72L71 260H72V262H70V264H74V260H75V264L78 262ZM80 259L81 260H83L81 257H80ZM91 259V258H90ZM93 259V258H92ZM128 259V258H127ZM189 259H191V257L189 258ZM189 259H187V260H189ZM199 259V258H198ZM201 259V258H200ZM206 259V258H205ZM204 259V260H205ZM244 259V260H245ZM256 259V258H255ZM5 260H7L6 258H5ZM15 260V261H16ZM40 260H38L39 262H40ZM46 260L48 261V263L46 262ZM53 260V259H52ZM96 260V259H95ZM94 260V261H95ZM196 260V259H195ZM194 260V261H195ZM211 260V259H210ZM209 260V261H210ZM214 260V259H213ZM216 260V259H215ZM214 260V261H215ZM218 260V259H217ZM253 260V259H252ZM19 261L17 262V264H20L19 263ZM23 261V260H22ZM27 261V262H26ZM36 261V260H35ZM34 261V262H35ZM60 261V260H59ZM97 261H100V260H98L97 259ZM133 261H136V260H133ZM138 261H139V259H138ZM145 261V262H146ZM206 261V260H205ZM213 261V262H214ZM220 261V260H219ZM228 261V262H227ZM39 262H37V263H39ZM63 262V263H62ZM88 262V261H87ZM86 262V263H87ZM93 262V261H92ZM126 262V261H125ZM142 263L141 264H144L145 262L144 261H141ZM144 262V263H143ZM201 262V261H200ZM221 262V261H220ZM223 262V261H222ZM245 261H243L242 263L243 264H264V256H262V258H261V260H260V262H254V260L253 261H248V262H245ZM10 263V262H9ZM9 263H5V264H9ZM13 263V262H12ZM11 263V264H12ZM36 263V264H37ZM53 263V262H52ZM61 263L62 264H64L65 263V261H61ZM61 263H59V264H61ZM67 263H69V262H67ZM84 263H85V261H84ZM89 263V262H88ZM94 263H97L96 261L94 262ZM147 263V264H148ZM1 264H3V263H1ZM15 264H16V262H15ZM33 264V263H32ZM49 264H51V263H49ZM55 264V263H54ZM90 264V263H89ZM98 264H99V262H98ZM122 264H124V263H122ZM131 264V263H130ZM146 264V263H145ZM221 264H224V263H221Z\"/></svg>","mask_w":264,"mask_h":264}]
</instances>
